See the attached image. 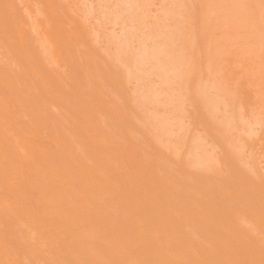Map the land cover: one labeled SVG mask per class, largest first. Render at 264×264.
<instances>
[{
	"label": "bare ground",
	"instance_id": "obj_1",
	"mask_svg": "<svg viewBox=\"0 0 264 264\" xmlns=\"http://www.w3.org/2000/svg\"><path fill=\"white\" fill-rule=\"evenodd\" d=\"M80 1V0H79ZM82 1V0H81ZM102 1H105V0H102ZM109 1V0H108ZM115 1V0H114ZM121 1H123V0H121ZM130 1L131 0H129V1H127L126 2V4L129 2L130 3ZM142 1H144L145 2V0H142ZM148 0H146V2H147ZM207 1V0H206ZM205 1V2H206ZM227 1H229V0H227ZM232 1H234V0H232ZM236 1V3H238L239 2V0L237 1V0H235ZM244 1V0H243ZM243 1H241V3L243 2ZM264 1V0H263ZM69 2V1H68ZM132 2H134V0H132ZM137 2H138V0H137ZM137 2H134L135 4L137 3ZM143 2V3H144ZM145 2V3H146ZM151 2V1H150ZM175 2V1H174ZM178 2V1H177ZM212 2H215V0L213 1V0H210V2L208 1V4H209V7H210V4H211V11L209 12V13H212V10L214 9H212V7H213V5L215 6V3L213 4ZM223 1L222 0H217V3H222ZM225 2V1H224ZM261 2V1H260ZM259 1H258V3L256 2V5L254 4L253 5V3L254 2H252V4H251V6H250V9H251V7H252V9H254V7L255 6H257V4L259 5V3H260ZM65 3H66V5H67V7H69V9H70V11H71V14L73 15V17H71V16H69L68 15V12H67V7H66V5H65ZM72 3H74L73 5H74V7H75V9H76V7L78 6L79 7V5H77L78 3L76 2V4H75V2H72L71 1V3H67L65 0H0V56L3 58L2 60L0 59V61H3V62H0V66H7V70H4V71H2L4 74L0 77V81L2 82H0V84H2V85H0V86H3V87H6L5 85H7V84H4L3 85V83H14L13 85L15 86H12V84L10 85V87L12 86V88L14 87L15 88V90L17 89L18 90V88L19 87H21V85H24V84H27V82L25 83V80H23L24 79V77L22 78V79H20V78H18L19 76H17L18 74V70H17V68L16 67H19L20 65H17V64H20V63H27L26 65H28V66H30L29 64L31 63V60H27V58H25V59H22V61L23 62H19L18 60H21L20 58H15L16 59V61H18V62H16L15 64L14 63H12V62H14L15 61V59L12 61V60H10L9 61V57L10 58H12L13 56H16L17 55V57H19L20 55H21V53L20 52H18V51H21V50H24V52L22 53V54H24V56L26 57V55H27V57H30V55L31 54H33V55H36L37 53V57H38V59L39 58H41V61H40V59H39V63L40 62H43V63H45V67H46V65H50V67H53L52 65H54V64H52V62L50 63V61L48 60V57L49 58H53L54 60H55V64H58L59 65V63L61 62V60L62 59H65V60H67V64H66V66H64V68L66 67V69L67 70H64V68L62 69V66H61V71H65V73L63 74V73H61L60 72V70L58 71H56V70H53L54 68L55 69H57L55 66H54V68L52 69V70H50V68H49V70L50 71H53L54 73H55V75H54V77L53 78H55V77H57V78H55V81H56V84H58L56 87H57V90H56V92H58L57 94H58V96L57 95H55V97L57 96L58 98H56V100L57 99H59L61 102V104H62V102H64V108L62 107L63 106V104L62 105H60V103H59V105L61 106V107H59L58 108V103H57V107H56V105H54L52 102H53V100H51L52 98V96H50L49 94L51 93H49L48 92V95H49V99L48 100H50L49 102H51V103H49V104H52V105H54L55 107H53L52 105H50L51 106V108L49 107V106H47V105H49V104H47V102H44V100H46V99H44L43 97V99H41V100H43L42 102H44V105H46V107H48L49 109V114H50V112H51V117H53L54 116V114H55V117H56V115H57V117L56 118H52L51 120H50V122L51 121H53V119H57L58 121H55L54 120V123H55V125H54V123H53V125L54 126H52V123H49L48 122V119H49V117H50V115H49V117H48V115H46V113H42L43 112V110L41 111V114L42 115H40L41 117L43 116V118H44V115H46V117H48V119L47 118H45L46 119V121L48 122V124H47V126L46 125H43L42 123V125L40 126V127H45V129H46V127H49V128H51V127H53L52 129H50L51 130V136L50 137H52V138H50V139H52V140H54L55 141V143L56 144H61V146L63 145V143H65L64 145H63V147H58V146H60V145H56L55 143H54V141L53 142H51V143H53V144H50V146L51 145H53L54 146V144L56 145V147H58V148H56V150L58 151H56V152H54V153H56L55 155H56V158H55V156H53L52 155V153H51V155L53 156L52 158H54V160H52V161H55V163H56V161H58L57 163H56V165H54L55 163L54 162H51L53 165H54V167H53V165H52V167H51V165L49 164V167L47 166L46 168H44V169H42L41 171H38V167H36L35 165H36V163L38 164V162H36L35 164L34 163H27V161L25 160V162H24V160L22 161V159H24V158H21V161L22 162H19V161H17V162H19V163H21V164H24V163H26V166H28V167H30L31 169H36L37 170V172L38 173H34V171H36V170H32V171H29L30 172V177H31V172L32 173H34V176L36 175V177L37 176H45L46 178L47 177H49V182H47V181H45L44 180V182H41L42 184L43 183H45V186H44V184H43V186L41 185V187H47L48 189H49V191L48 192H46L47 191V188L45 189V188H43L44 190H46L45 192L47 193V195H49V196H47L46 195V197L47 198H49V197H51V198H54L53 197V195H54V192H56V194H55V197H56V195H57V188L55 189V187H57V186H55V185H57L56 184V182H57V179L59 180V178L61 179V176L63 177V181H61V185H63V186H65V187H60L59 186V181L57 182L58 183V187L60 188V190L61 191H64V190H66L65 188H68V191H72V189H74V188H72V185H74L73 187H75L76 189H74L75 191H77V192H74V190L71 192V194H74V196H75V193H76V196L78 195V194H80L81 196H82V194L84 193H88V191H86V192H80L79 193V191L81 190V191H83V189H85L86 190V188H88V190H89V193H91V194H89L88 193V196H87V194L86 195H84L81 199L83 200V199H85V201H82V205H84V203L85 204H87V206H90L91 208L93 207L94 208V206L93 205H95L96 207V213H97V211L98 210H100L98 213H99V215L101 214V221L100 222H102V217H105L106 219H104L103 218V222H104V225L107 223V220L109 221V223L107 224V226H109V224H111V226L110 227H112V226H114L113 224L114 223H116L115 224V227L117 228L118 226L120 227V222L122 221V220H125V221H123V222H121L122 224L125 222L126 224H129L130 226H127L126 227V224L124 223L121 227H126V228H130V229H132V226H133V229H134V231H135V229L137 230V229H139L140 227L139 226H142L141 228H140V231H144V232H147V230L149 229V231H151L152 232V240L154 239V238H156V237H154V235H155V233H153V229L154 230H156V229H161V230H165V231H169V232H174L173 233V235L172 236H170V238H167V237H169V235H170V233H169V235L168 234H166V232H163L162 231V236H160L159 238H160V241H161V239L164 237L163 236V233H164V235L166 234L167 235V237H166V239H164L165 241H168V239L171 241V240H173L172 242H174V243H177L176 244V246L177 247H179L180 249H179V251H180V254H183L182 255V259L185 261V264H264V101L261 99V86H262V84H263V81H264V75H262L263 73H264V11H263V8L264 7H262V4H263V6H264V3H262L261 5H259L258 6V10L256 9V7H255V10H253V14L250 12V14L251 15H249V13L248 12H245V10L243 11V12H245L246 14H247V18L246 17H241L240 18V15H239V17H237V15H236V20L238 21V22H235L236 20H233L234 21V23H232V24H234V26L233 25H230V20H232L231 19V17H233V16H235V11H233L232 13H230V15H232V16H229L228 18H227V16H223L224 18H227V19H229L230 18V20H229V26H228V24L226 23V22H224L223 24H225V25H221V27L223 28V29H225L226 31L229 29L230 30V27L231 26H233V29H234V36H236V37H234V36H232V39L235 41V39H236V41L238 40V41H241L242 42V46H243V44L245 43V46L247 45V46H249V48L245 51V52H247L248 51V53H249V58H248V60H249V62H248V64H249V69H247L248 71V74H246L245 75V73H247V72H243V74L242 75H244V76H246L245 77V82H246V84H245V82H244V79H243V82L240 80V82H242L243 83V85L244 86H242L241 85V89H238V87H237V84H238V86H239V84H240V82L238 83L237 82V84L235 83V85H236V88H234V87H232V85L230 86V87H228V88H230L231 90L234 88V94L236 93L235 91H237V90H242V88L243 89H245L246 90V93H245V91H243V93H245L246 94V97H247V99H248V101L246 100V102L247 103H245V99H241V100H235V98L234 97H236V99H237V97H239V93H237V94H235V95H231V94H233V93H227L225 90H226V85H224V88H225V92H226V98L224 97V99L223 98H220L221 97V93L223 92V91H221V90H216L215 91V93H216V95H215V93L213 92L214 90H213V86H212V84L211 83H209L208 85L207 84H204L205 85V89L204 88H202L201 90L203 91L202 92V94L204 93V92H206V89H207V91H208V88H206V86H208V87H210V91H208V92H211L212 90V93H208V92H206L207 93V96L210 98V97H212V96H209V95H213V97L215 96V98L217 99V97H218V91H220L219 92V98H220V101H215V103H214V101L212 100V101H210V99H213V98H208L207 96V98H208V102L206 101V103H208L209 104V102L210 103H212V104H210V106L211 105H215L216 103H217V105H215V107H214V109H216V112H217V115L215 116V117H217L219 114L218 113H220L219 112V110H221V109H224V107H225V109H224V112L226 113V111H228V113L230 112H233L234 111V109L235 108H233L232 109V107H233V104H234V101H236V102H242V103H245V104H242V105H246L247 106V108L249 107V109H250V107H251V111H252V113L256 110V111H258L259 110V113H260V115H259V113L258 112H256V113H258V114H256V116H258V117H254L255 119L253 120L252 119V117L254 116L253 114L251 115V121H249V119H250V116H249V118H242V114H238V116H240V118H242V119H239V117H237V116H235V114L237 115V113H235L233 116L235 117V118H237V119H239L238 120V122L237 123H240L241 124V127L239 126H237V127H235V129L237 128V130H240V129H242V125H245V124H247V126L250 124L251 126H249V134L247 135V132H245V127H244V133H246V134H243L242 135V141L240 142V140L238 141V139H239V136H234V138H230L231 136L230 135H233L234 133H232L231 131V134H230V132L228 131V129H227V127H226V125L225 124H227V120H225L226 121V123L224 124V121L222 120V119H220L219 118V121L221 120V121H223V122H221V123H219L218 122V119L216 118V123H217V127H215V126H213V127H211V125L210 124H208L207 125V121H208V118L210 119V117H211V119L213 118V116L216 114V113H214V112H212L211 113V116H210V114L208 113V110L203 106V104L205 105L206 103L204 102V101H201V100H197L198 99V96L197 95H199V93L198 92H200V91H198L197 90V84H199L200 85V83H201V81H199L198 80V78L201 80L202 79V73H200L201 71H204L205 72V67L203 68L204 70H201L202 68V66L200 67H198V66H196L198 63H196L195 64V62L196 61H193V59L192 58H190V56L192 57V56H194V54H195V52L193 53V55L191 54L192 53V51L194 50V49H199V48H194L193 50L191 49V48H193L194 46H193V44L194 43H192L191 44V42L192 41H190V44H188V45H191V47L190 46H187V47H190V48H188V49H191V53H188V51H190V50H188V51H185L187 48H185L184 49V51H183V49L182 50H180V52H182L181 54H180V56L182 55H186V54H184V53H188L189 54V57L188 58H190L191 59V62H190V59H189V61H188V59H187V61L186 62H178V61H175L174 60V58L176 59V56H174L175 55V53H173V51L174 50H169V49H167V48H165V45L163 46L162 45V43H163V41L162 40H160V41H154V42H152L151 44L149 43H145V41L146 40H142V43H140V44H142V45H138L137 44V40H139V39H137V33H140V31H141V33L142 32H144V33H147V37H150V38H158V36H160V35H162V33L164 32L165 33V35L167 36V32H165V31H161L160 30V28L157 30V28H154V29H148V28H144V24L142 25L141 23H138L137 21H135L133 18V20H134V22H137L138 23V25L139 24H141L142 26H143V29H141L142 28V26H141V28H139L140 30H138V32H137V30L136 31H134L135 33L134 34H132L133 32V30H135L134 28H133V30H132V28L130 29V27H129V25L127 26V27H129V28H126V30H128L129 29V31L130 30H132V31H130L129 33L133 36V35H136L135 37H136V40H134V41H136L135 43L139 46V50L137 51V50H134V48H133V50L134 51H136L137 52V55H136V58L134 57V59H135V61H136V59H137V61L135 62L134 60H133V57H132V55H131V53L127 50V53L129 52V54L128 55H130L132 58H130V60L132 61V62H130V61H128V63H127V56H124V55H121V56H123V57H125L126 59L124 60L123 59V57H122V59H123V61L122 60H118V57L120 56H118V57H116L117 59H115V62L116 63H120L119 65H121L122 63H121V61L122 62H124V61H126V62H124V64L126 63V65L128 64V66H132L133 64H137L138 66L140 65H142V64H144V63H146V62H144L145 61V58H147L148 59V56L147 55H149V60H152V59H150V58H155V62L151 65V66H153V67H150V64H144V65H142V66H146L147 68H152V69H154V72L156 71V69H160L161 71L163 70H169V72H171V70H174V73H172V74H178V72L176 71L177 69H181V70H183L185 67V69L186 70H188V68H192V67H194V65H195V67L197 68L198 67V70L200 69V72H199V75H193L192 74V72H190V70L187 72V74H188V77H186L187 75H184V73L186 72L185 70H184V73H183V71H179V73H180V75H181V73H183L182 75L183 76H185V81L186 82H184V83H186L187 85H188V83L187 82H191L188 78H189V76L191 77V75H193L194 77H195V80L194 81H199L200 83H197L196 85L197 86H195V84H194V87H193V89H195L196 90V92L198 93V94H196V92H191V90H190V92L193 94H195L194 96H196V98H195V101H198V103L200 104H198L199 106H195L193 109L195 110V111H197V109H198V111H197V113H201V108H205L204 110H205V114L204 115H202V113H201V115L203 116V118H204V120H205V122H206V124L204 125V127H203V124H204V122H203V124L202 123H200V120H202L200 117H201V115H197L200 119H199V123L200 124H198V118L194 115L193 116V112H190V113H192V116H193V119H192V121H194V118H195V121H197V123L196 124H198V126L200 125L201 126V124H202V128H203V130H201V127H198L196 124L195 125H193V122L189 119V118H192V117H189L188 118V120H190L191 121V124L189 123V121H187L188 122V124H186V125H193L192 127H194V126H196V127H198V129L195 127V129L198 131V133H196V134H200L199 133V131H201V134L198 136V137H202L201 138V140L200 141H198L200 138H196V139H198V140H196V141H198V142H200L199 144L200 145H198V143L196 142V141H194L195 143H197V146H199V148L198 149H203L204 148V146H205V150H204V152H202V154L205 156H207V157H204L202 154L200 155V156H202L201 157V159H203V161H201V159L200 160H198L199 159V157H198V159H197V152H199V154L201 153L200 151L202 150H200V151H198V150H194V151H191L190 150V152H189V150L188 149H190V146H191V144H193V141L191 140L192 138H194L195 136H196V134L195 135H193L194 137H189L188 139L189 140H191L192 141V143L190 142V144L189 143H186L185 141L187 140V136L185 137V139L183 140V143H182V145L183 144H185L184 145V147L186 146H188L187 148L185 147V149H184V147L182 148V146H181V148L182 149H184L183 150V152L184 153H186L187 151L189 152H187L186 154H184V156H187V154L189 155V154H191L192 156L193 155H195L196 157H193V161H191L190 162V159L187 157V159L184 157V156H182V151H181V153L182 154H180L181 155V160H182V158L184 157V160H180V156H179V154L178 153H180V151H174V148L173 147H171L170 146V148H173V149H170L169 148V150L168 149H166V148H168L169 146L168 145H171L169 142H168V140H167V142L166 143H163L162 141V143L164 144V146H163V144H161L160 143V141L156 138V136L158 135L157 133H160V135L162 134L161 132H163V131H165V134H166V132L168 133V127L170 126V123L171 122H174L173 124H175L174 126L175 127H178V125L180 124H178L177 125V123L176 122H179L180 121V119L177 121L176 120V122H175V120H170L169 121V119L168 118H166L165 119V117L164 116H168L169 114H168V110H170V111H172V113L173 112H175V116L177 115V111H173V110H171V108H174V106L173 107H169L168 109L166 108V112L165 113H167L168 115H166L165 113V115H160L159 114V117L162 119V117H163V119H162V121H164V119H165V122L166 123H169V125L168 124H166L165 122H164V125H163V128H165L166 127V125H168V127L167 128H165V130L163 129H158V132L157 133H153V132H150V133H152V134H154V135H156L155 136V138L157 139V142H158V144H157V142H154V140L155 139H148L145 135V133L143 134V132H142V134L143 135H141V133H140V131H139V127H140V125L141 124H138L139 123V121H137L136 119H137V117H139V116H136V115H138V114H136L135 116H131L130 114H128V115H130L131 117H136V119H135V121L137 122H135V121H133V122H135L136 123V125H135V128H134V123L131 121V123H130V125H132V127H129L128 126V124H125V122L127 123L128 122V120H131V118L130 117H128V115H126V114H124V112H125V107L123 108V111L124 112H122L121 113V104L120 103H122L121 101H120V95H124V94H120V92H124L122 89H120L121 87H118V89H120V90H122V91H120L119 93L117 92V86H119V85H117V84H119V82H120V80H119V82H117V84H113L112 85V83H110V82H108V80H110L109 78H111V75L112 74H115V73H111V75H110V70L112 69V67H114L113 65H112V67L110 66V68L111 69H109V71H105V69L107 68L108 69V63L106 62H103L104 60L103 59H105V61H106V58H107V60L108 59H110L109 57H110V53H111V51H113L114 49V47H111L112 48V50L111 49H109L110 47H108L109 46V44H108V46H106L107 45V43L106 42H100V45L101 44H103V43H105V46H104V44L103 45H101L102 46V48H101V46H100V48L101 49H103L104 51L103 52H107V47H108V53H102L101 51V49L98 47V49H100L101 51L99 52V53H101V55L98 53V51L99 50H95V49H97V42H98V40L97 39H95V41H97V42H95V41H93V42H95L96 44V47L95 46H93V42H92V44L90 43V45H92L91 46V50H89V52L87 51V52H84L83 53V50H85L84 48H86V46H88V42H89V40H87V38H88V34L86 35L85 34V32H88V33H91V29H92V27L94 28V31L92 30V34H96V32L95 31H97V32H99L98 31V29L99 28H101L103 25L101 24V26L98 24L97 26H96V24L97 23H95V25L94 24H92L91 22L94 20L95 21V19L94 18H96V20H97V14H99L98 12V10L96 11V10H94V12L96 13V15L91 11V15L92 16H89L90 15V8H89V5L88 6H84L86 9H89V10H87L88 11V16H89V18H87V11L86 10H84V11H86V14H85V12H83L82 10H80V12H81V17L79 16L80 14H77L78 15V19L79 20H81V18L83 17L84 19H85V22H86V19H88V21L90 20V18H91V20L92 21H90V22H88L87 21V23H90V25L88 24V27L90 28V30H89V28L86 26L87 25V23H85V22H83V23H81V22H79V20L78 19H74V17H75V15H76V13H78V11H79V8L78 9H76V13L74 12V8L72 7H70V5H72ZM91 3H92V1H91ZM101 3V2H100ZM105 3V2H104ZM115 3H118V1L117 2H115ZM120 3V2H119ZM122 3H124V2H122ZM142 3V4H143ZM162 3V2H161ZM160 3V4H161ZM187 3V2H186ZM235 3V4H236ZM241 3H238V4H241ZM244 3V2H243ZM242 3V5L244 6V8L246 9H249V5H248V3H246V1H245V3L247 4H243ZM85 4V3H84ZM101 4H103V3H101ZM133 4V3H132ZM134 4V5H135ZM139 4V3H138ZM148 4V3H147ZM151 4V3H150ZM179 4V3H178ZM202 4H204V3H202ZM225 5H223V7L224 6H226L227 7V5L229 6V4H231V3H224ZM227 4V5H226ZM82 5V7H83V4H80V6ZM86 5V4H85ZM97 5V4H96ZM105 5V4H104ZM103 5V6H104ZM112 5V4H111ZM114 5H119V4H114ZM128 5H130L131 6V4H128ZM127 5V6H128ZM140 5H141V3H140ZM173 5V4H172ZM189 5V4H188ZM195 5V4H194ZM197 5H198V2H197ZM245 5H246V7H245ZM99 6V5H98ZM107 6V5H106ZM121 7L123 6L122 4L120 5ZM142 7H143V5H141ZM192 6H193V4H192ZM204 6V5H203ZM206 6H207V4H206ZM218 6V7H217ZM219 6L220 5H217L216 4V7H215V9L216 8H219ZM81 7V8H82ZM91 7H93L92 5H91ZM95 7V6H94ZM93 7V9H95ZM110 7V6H109ZM125 6H123V8H124ZM134 6H132V8H133ZM138 7V9H139V7L140 6H137ZM142 7H141V9H142ZM145 7V6H144ZM166 7V6H165ZM190 7V6H189ZM196 7H198V6H196ZM230 7H231V9H233L232 8V5L231 6H229V8L227 7V10L228 9H230ZM80 8V9H81ZM85 8H83V9H85ZM104 8H106V7H104ZM107 8H108V6H107ZM122 8V9H123ZM147 8H148V6H147ZM185 8V7H184ZM237 8V7H236ZM262 8V9H261ZM72 9V10H71ZM97 9H99L100 10V8H97ZM130 8H128L127 10H129ZM135 9H136V7H135ZM144 9V8H143ZM149 9V8H148ZM163 9V8H162ZM191 9V8H190ZM193 9H194V7H193ZM193 9H192V12H193ZM197 9H199V7L197 8ZM196 9V10H197ZM205 9H206V7H205ZM204 9V10H205ZM220 9V8H219ZM218 9V10H219ZM252 9L250 10V11H252ZM101 12H103V9L101 8ZM109 10V9H108ZM124 10H126V8L124 9ZM187 10V9H186ZM189 10V9H188ZM187 10V11H188ZM200 10H202V9H200ZM104 11H105V13L106 14H108L106 11L107 10H105L104 9ZM110 11V10H109ZM119 9H118V13L117 14H119ZM135 11V10H134ZM133 11V12H134ZM139 12H140V15H141V12H142V10H138ZM146 11H147V9H146ZM154 11V10H153ZM158 11V10H157ZM195 11V10H194ZM197 11H199V10H197ZM215 11V13L217 12V9L216 10H214ZM255 11H257V13L255 14ZM72 12H74V14L72 13ZM100 12V13H101ZM114 12V11H113ZM129 12H132V11H129ZM129 12H128V15H129ZM136 12V11H135ZM139 12H137V14L139 13ZM173 12V11H172ZM38 13H40V14H38ZM44 13V17L45 18H43V16H42V14ZM115 14H116V12H114ZM142 13H144V12H142ZM148 13V12H147ZM154 13H157V12H154ZM154 13H152V14H154ZM193 13H195V12H193ZM199 12H197V15H200L201 14V12H200V14H198ZM203 13V12H202ZM214 13V14H215ZM237 14H239L238 12H236ZM85 14V15H84ZM110 14V13H109ZM112 14V17L110 16ZM109 16L110 17H108V15H106L107 17H106V19H108V18H114V14L113 13H111ZM135 13H133V15H134ZM150 14V13H149ZM164 14H166L165 12H164ZM167 14H173V13H167ZM166 14V15H167ZM180 14V13H179ZM213 14V13H212ZM96 17H95V16ZM104 15V14H103ZM162 15V14H161ZM195 15V14H194ZM197 15H195V17L197 16ZM203 15V14H202ZM206 15V14H205ZM205 15H203L204 17H205ZM223 15H225V14H223ZM242 15H243V13H242ZM249 15V16H248ZM85 16H86V18H85ZM94 16V17H93ZM126 16V15H125ZM138 16V15H137ZM147 16V15H146ZM162 16H164V15H162ZM190 16H191V14H190ZM202 16V17H203ZM215 16H216V14H215ZM218 16V15H217ZM261 18H260V17ZM99 17V16H98ZM101 17H103V16H101ZM123 17V18H122ZM121 18H122V20L124 19V16H122ZM145 17V16H144ZM143 16L141 17L142 19L141 20H143V18H144ZM193 17V16H192ZM199 16H197V18H198ZM201 17V16H200ZM220 17V16H219ZM222 17V18H223ZM82 18V19H83ZM105 17H103V20H105L104 19ZM121 18H120V21H118L119 22V25H121L120 23L121 22H123L122 20H121ZM126 18H128V17H126ZM149 18V17H148ZM166 18H167V16H166ZM172 18H174V17H172ZM183 18V17H182ZM197 18H195L194 19V22L196 21V22H198V20H196ZM221 18V17H220ZM245 18V19H244ZM83 19V20H84ZM99 19H101V18H99ZM98 19V20H99ZM130 20V21H133V20ZM137 19V18H136ZM145 19H147V18H145ZM150 19H152V18H150ZM161 18H159V20H160ZM165 19V18H164ZM175 19H177V18H175ZM175 19H171V18H168V19H166V20H171L170 22L172 23V27H171V24H170V29L172 28V29H174V23H175V21H177V20H175ZM211 19V18H210ZM240 19H242V21H243V23L241 24V20ZM115 20V18L113 19V21ZM128 20V19H127ZM137 20H139V19H137ZM141 20H140V22H141ZM166 20H165V22H166ZM223 20V19H222ZM94 21H93V23H94ZM102 21V20H101ZM109 21H110V19H109ZM125 21V20H124ZM161 21V20H160ZM167 21V22H168ZM174 21V22H173ZM179 21V20H178ZM181 21H183V20H181ZM200 21H204V20H201V18H200ZM258 21V22H257ZM96 22V21H95ZM104 22V21H103ZM106 22H107V20H106ZM115 22H116V20H115ZM118 22H116V24L118 23ZM144 22H146L145 20H144ZM154 22H156V21H154ZM163 22H164V20H163ZM162 22V23H163ZM192 22V21H191ZM194 22H193V24H194ZM201 22V23H202ZM239 22H240V26H242V27H240V28H236V27H239ZM255 22V23H254ZM128 23V21L126 22V24ZM131 23V24H130ZM129 24L131 25V27H132V22H130ZM151 23H152V21H151ZM161 23V24H162ZM221 23V22H220ZM254 23V24H253ZM259 24V25H257V24ZM86 24V25H85ZM107 24V23H106ZM136 24V23H135ZM134 24V25H135ZM146 24H148V23H146ZM149 24H150V22H149ZM148 24V25H149ZM160 24V25H161ZM166 24V23H165ZM178 24V23H177ZM203 24H204V22H203ZM205 24H208V23H205ZM216 24H217V22H216ZM235 24H237V26H235ZM245 25V27L246 28H248V30L247 29H245V31H246V33H245V31H244V33H243V27H244V25ZM255 24H256V26H255ZM96 26V28L97 27H99L97 30H95V27L94 26ZM105 25V24H104ZM108 25H109V23H108ZM107 25V26H108ZM147 25V27H149ZM157 25V24H156ZM156 25H154V26H156ZM164 25V24H163ZM187 25V24H186ZM227 25V26H226ZM254 27H253V26ZM88 28V30H85V32H84V28L85 29H87L86 27ZM107 26L105 27V28H107ZM111 26V25H110ZM124 26H126V25H124ZM123 26V24H122V27H124ZM137 26V25H136ZM158 26V25H157ZM169 26V25H168ZM176 26V25H175ZM190 26H191V24H190ZM195 26H198V25H195ZM201 26V25H200ZM206 26V25H205ZM226 27V28H224V27ZM48 27V28H47ZM104 27H102L101 28V30H103V32H105L104 31ZM118 27V26H117ZM153 27V26H152ZM180 27H182L181 25H180ZM189 27V26H188ZM192 27H193V25H192ZM191 27V28H192ZM202 27V26H201ZM138 28V27H137ZM183 28V27H182ZM195 28H198V27H195ZM195 28H194V30H195ZM207 28H208V26H207ZM210 29H211V26L209 27ZM261 28H262V30H261ZM184 29V28H183ZM231 29H232V27H231ZM232 29V30H233ZM236 29V30H235ZM237 29L239 30V29H242V30H239V31H241L242 33V35H243V37H241V34L240 35H238L239 33V31L238 32H236L237 31ZM122 30V29H121ZM123 30H124V28H123ZM122 30V31H123ZM126 30H124L125 32H126ZM143 30V31H142ZM146 32H145V31ZM150 31V33H148L149 31ZM175 30V29H174ZM197 30V29H196ZM205 30V29H204ZM203 30V32H205ZM219 30V29H218ZM108 31V30H107ZM106 31V32H107ZM112 31V30H111ZM110 31V32H111ZM121 31V32H122ZM123 31V32H124ZM148 31V32H147ZM159 31H160V33L161 34H159ZM173 31V30H172ZM181 31V30H180ZM179 31V32H180ZM197 31H199V30H197ZM207 31V30H206ZM212 31V30H211ZM210 30L208 31V32H210V33H212L213 34V32H211ZM213 31H214V29H213ZM263 31V32H262ZM95 32V33H94ZM119 32V31H118ZM125 32L123 33L124 35H125ZM137 32V33H136ZM188 32V31H187ZM199 32H201V29H200V31ZM199 32H197V34L199 33ZM202 32V33H203ZM224 32V31H223ZM222 32V33H223ZM128 33V32H127ZM140 33V34H141ZM183 33V32H182ZM210 33H208V34H210ZM216 33V32H215ZM60 35L59 36V38L60 39H57L59 42H60V40H61V42L60 43H56L55 44V41H57V40H55V38L53 39V37H56L55 35ZM91 34V35H92ZM99 34H101L100 32L98 33V39H103V37H105V36H103L102 37V35L104 34V33H102L101 34V36H99ZM106 34H108V32L106 33ZM115 34H117V33H115ZM120 34V33H119ZM122 34V33H121ZM140 34H138V35H140ZM194 34V33H193ZM192 34V35H193ZM196 34V33H195ZM226 34V33H225ZM230 34V33H229ZM236 34V35H235ZM245 34V35H244ZM54 35V36H53ZM58 35H57V37H58ZM84 35H86L85 37H84ZM111 35H112V33H111ZM127 35V34H126ZM130 35V36H131ZM177 37H180V36H178L177 34H175ZM198 35H200V34H198ZM207 35V34H206ZM223 35V34H222ZM231 35V34H230ZM239 37H238V36ZM25 36H28V37H30L31 39H35V40H37V42H34L35 44H33L32 42V45L31 44H26V43H28V42H30V40L28 41L27 39V41L25 42H21V39H23ZM53 36V37H52ZM109 36H110V34H109ZM112 36H115L114 34L112 35ZM119 36H121V35H119ZM128 37V38H131V37ZM141 36V35H140ZM208 36V35H207ZM219 36V35H218ZM226 36H228V35H226ZM257 36H259L258 38H257ZM97 37V36H96ZM117 37V36H116ZM163 37V36H162ZM162 37H160V39L162 38ZM173 37V36H172ZM170 35H168L167 36V40H166V42L167 41H172V42H175L174 41V39L172 38ZM176 37V38H177ZM183 37V36H182ZM182 37H180L181 39H182ZM185 37V36H184ZM188 37V36H187ZM198 37V36H197ZM201 38V41H199L200 43L199 44H201V42H203V40L202 39H204V38H202L203 36H200ZM205 37V36H204ZM209 37H210V35H209ZM223 37V36H222ZM230 37V36H229ZM246 37V38H245ZM14 38V39H13ZM19 38V39H18ZM62 38H63V41H62ZM90 38V41H92V40H94L93 38H92V40H91V37H89ZM110 38V37H109ZM108 38V39H109ZM123 38V36L121 37V39ZM171 38V39H170ZM241 38V39H240ZM242 38H243V41H242ZM244 38H245V40H244ZM105 39V38H104ZM107 39V38H106ZM111 39V38H110ZM120 39V38H119ZM125 39H127L126 37H125ZM125 39H123V40H119L120 42H118V43H121L122 42V44L124 45V44H126V43H128V42H126L125 41ZM134 39V38H133ZM141 39L142 38H140V40L139 41H141ZM168 39H170V40H168ZM177 39H179V38H177ZM180 39V40H181ZM183 39H185V38H183ZM188 38H186V40H187ZM197 39H199V37L197 38ZM199 39V40H200ZM207 38H205V40H206ZM217 39V38H216ZM219 39V38H218ZM15 40H19L21 43H23V44H19L17 41H15ZM23 40H25V39H23ZM22 40V41H23ZM112 40H113V38H112ZM112 40H110V41H112ZM128 40V39H127ZM130 40V39H129ZM189 40V39H188ZM204 40V41H205ZM212 40H213V38H212ZM222 40V39H221ZM225 40V39H224ZM248 40V42L249 43H247V42H244V41H247ZM32 41V40H31ZM47 43H46V42ZM123 41H124V43H123ZM132 41V40H131ZM134 41H133V43H134ZM139 41H138V43H139ZM144 41V42H143ZM182 41V40H181ZM223 41V40H222ZM221 41V42H222ZM228 41V40H227ZM230 41V40H229ZM156 42V43H155ZM187 42V41H186ZM193 42H195V40L193 41ZM208 42V41H207ZM207 42H206V44L204 43V45L206 46V45H208L207 44ZM25 43V44H24ZM99 43V42H98ZM114 43H115V41H114ZM131 43V42H130ZM171 43V42H170ZM188 43V42H187ZM187 43H185V44H187ZM198 43V42H197ZM212 43V42H211ZM238 43V42H237ZM240 43V42H239ZM80 44L82 45V50L80 49ZM122 44H120V46L121 47H124ZM132 44V43H131ZM146 44V45H145ZM163 44H165V43H163ZM173 43H171V45H172ZM183 44V43H182ZM184 44V45H185ZM223 44H224V41H223ZM226 44H228L227 42H226ZM75 45H77V47L78 48H76V49H78V50H80V51H75L74 49L75 48H73V46H75ZM80 47H79V46ZM89 45V46H90ZM116 45V47L118 48L119 46L117 45V44H115ZM130 45V44H129ZM168 45H169V43H168ZM168 45H166V47H168ZM183 45V46H184ZM229 45H230V43H229ZM88 46V47H89ZM136 46V45H135ZM142 46V47H141ZM175 46V45H174ZM221 46V45H220ZM218 47L217 45H216V48H217V50L219 49V48H221V47ZM84 47V48H83ZM95 47V49H92V48H94ZM115 47V48H116ZM126 47V46H125ZM124 47V48H125ZM130 47H134V44H133V46L131 45V46H129V48ZM141 47V48H140ZM180 47V46H179ZM186 47V46H185ZM202 47V46H201ZM211 46H209V48H210ZM225 47V46H224ZM123 48V49H124ZM128 48V47H127ZM136 48V47H135ZM171 48V47H170ZM182 48V47H181ZM181 48H179V49H181ZM202 48H204V47H202ZM202 48H201V50H199V51H201L202 52ZM206 48V47H205ZM208 47H207V49L209 50V52L210 51H212V50H210V49H212L213 48V46H212V48H210L209 49ZM229 47H226V49H228ZM239 48V47H238ZM241 48V47H240ZM132 49V48H131ZM172 49H175V48H172ZM119 50V49H118ZM118 50H116V52L118 51ZM132 50V51H133ZM223 50H225V48L223 49ZM237 50V49H236ZM97 52L100 56H98V57H101L102 58V64L98 61L99 60V58L97 57V55H96V53L94 52V53H92V52ZM120 53L122 54L123 53V50H121L120 49ZM133 51V52H134ZM176 51V50H175ZM178 51V50H177ZM197 51V50H196ZM204 51V50H203ZM214 51H216L215 50V48H214ZM232 51V50H231ZM16 52H18V53H16ZM119 52V51H118ZM124 52H125V50H124ZM179 51H178V56H179V53H180ZM206 50L202 53V54H200V52H199V54L197 55V58L199 59V57L198 56H200V55H202V56H200V60L201 61H204V63H205V65H206V63L209 65V62H206V61H208V59L207 58H204L205 56H206ZM218 52H219V50H218ZM220 52H222V51H220ZM224 52V51H223ZM227 52V51H226ZM239 52V51H238ZM242 52H244V50L242 51ZM244 52V53H245ZM20 53V54H19ZM81 53V54H80ZM198 53V52H197ZM196 53V54H197ZM205 53V54H204ZM208 53V52H207ZM212 53H214V52H212ZM19 54V55H18ZM109 54V55H108ZM115 54H119V53H115L114 52V55ZM143 54V55H142ZM146 54V55H145ZM151 54V55H150ZM195 54V55H196ZM203 54L205 55L204 57H203ZM208 54H210V53H208ZM221 54H223V53H221ZM227 54V53H226ZM243 54V53H242ZM241 54V55H242ZM246 54V53H245ZM92 55H93V57H92ZM102 55H103V57H102ZM105 55H107V56H105ZM112 55V54H111ZM144 55L146 56V57H144ZM160 55V57H158ZM176 55H177V53H176ZM218 55V54H217ZM229 55V54H228ZM228 55H225L226 57H229ZM231 56H233V54H230ZM237 55V54H236ZM62 56H64V58H62ZM106 58H105V57ZM117 56V55H116ZM140 56H142L143 58H144V61L142 60V58H140ZM151 56V57H150ZM153 56V57H152ZM162 56V57H161ZM208 56V55H207ZM210 56H211V54H210ZM219 56V55H218ZM223 56V55H222ZM239 56V55H238ZM35 57V56H34ZM96 57V58H95ZM194 57H196V56H194ZM30 58H33V57H30ZM98 58V59H97ZM100 58V59H101ZM182 58V57H181ZM196 58V59H197ZM202 58L203 59H205V60H202ZM210 58H213V57H210ZM235 58V57H234ZM246 58V57H245ZM35 60L37 59V58H34ZM33 59V60H34ZM96 59V60H95ZM183 59H185V58H182V60ZM197 59V60H198ZM207 59V60H206ZM225 59V58H224ZM230 59V58H229ZM236 59V58H235ZM25 60V61H24ZM47 60L49 61V64L47 63ZM111 60V62H112V59H110ZM177 60V59H176ZM179 60V59H178ZM220 60V59H219ZM227 60V59H226ZM231 60V59H230ZM237 60V59H236ZM245 60V59H244ZM248 60H246V61H248ZM12 61V62H11ZM97 61V62H96ZM114 61V60H113ZM152 61H154V60H152ZM216 61V60H215ZM221 61H222V59H221ZM233 61V60H232ZM243 61V60H242ZM129 62L131 63V65L129 64ZM135 62V63H134ZM150 61H148L147 63H149ZM199 62V61H198ZM211 62L214 64L215 62L213 61V59L211 60ZM228 62V61H227ZM226 62V63H227ZM240 62V61H239ZM29 63V64H28ZM38 63V62H37ZM43 63H40V64H43ZM54 63V62H53ZM101 64L100 65V69L98 68L99 66H98V64ZM103 63L104 64H107V65H104L103 66V68L104 69H102L101 68V66L103 65ZM133 63V64H132ZM200 63V62H199ZM203 63V62H202ZM203 63V64H204ZM231 63V62H230ZM236 63V62H235ZM245 63H247V62H245ZM113 64V63H112ZM215 64H218V63H215ZM232 64H233V62H232ZM26 65L24 66V65H21L22 66V68L24 69V67H26ZM110 65V64H109ZM134 65V66H135ZM136 65V66H137ZM148 65H149V67H148ZM225 65V64H224ZM243 65V64H242ZM24 66V67H23ZM27 66V68H28V72L29 71H31L30 70V67H28ZM43 66H44V64H43ZM128 66H125V65H123L122 64V67H123V70H124V68H128ZM135 66V67H136ZM139 66V67H140ZM141 66V67H142ZM213 66V65H212ZM248 66V65H247ZM34 67V66H33ZM44 67V68H45ZM122 67H121V69H122ZM143 67V68H144ZM209 67H211V64H210V66H208L207 68H206V71H207V69L209 68ZM215 67H217V65L215 66ZM220 67V66H219ZM230 67V66H229ZM232 67H233V65H232ZM26 68V69H27ZM31 68H32V66H31ZM35 68V67H34ZM32 69L33 71H38L39 70V68H38V70L37 69ZM60 67H58V69H59ZM116 68V67H115ZM146 68V69H147ZM150 68H149V71H150ZM226 68V67H225ZM231 68V67H230ZM248 68V67H247ZM26 69H24V71L26 70ZM129 69V68H128ZM136 69V68H135ZM139 69V68H138ZM137 69V70H138ZM142 69V68H141ZM151 69V70H152ZM179 69V70H180ZM194 69V68H193ZM211 69H213V67L211 68ZM210 69V70H211ZM229 69V68H228ZM41 70V69H40ZM104 70V71H103ZM113 70V69H112ZM127 70V69H126ZM134 69L131 67V69H130V71L132 72ZM157 70V71H158ZM159 70V71H160ZM197 71L198 72V70L197 69H194V71ZM217 70V69H216ZM220 70V69H219ZM222 70V71H221ZM221 70H220V72L222 73L223 72V69H222V67H221ZM224 70H227V69H224ZM50 71H48L49 73H51V74H49L47 71H45L46 72V74L44 73V70H43V74L41 73V72H33V73H28L27 71H25V73L27 74V77H29L28 79H27V77H26V74L24 75L25 77H26V81H31L30 79L32 78V77H34V76H37V77H34V79H35V81L36 80H38V74H39V76H40V73H41V75H42V78H43V76H45V75H49L50 76V78H51V75H52V73L53 72H50ZM113 71H115V70H113ZM142 71V70H141ZM144 71H145V69H144ZM143 71V72H144ZM148 71V70H147ZM175 71H176V73H175ZM214 71V70H213ZM212 70L210 71L211 72V74H215L214 72H213ZM229 71V70H228ZM2 72H0V73H2ZM129 72V71H128ZM130 72V73H131ZM135 72V71H134ZM139 72V71H138ZM225 72V71H224ZM156 73V72H155ZM160 73V72H159ZM162 73V72H161ZM164 73H166V75H167V72H164ZM207 73V72H206ZM208 73H209V70H208ZM218 74H216V75H220L219 74V71L217 72ZM227 73V72H226ZM229 73H230V71H229ZM31 74V75H30ZM45 74V75H44ZM132 75H133V73H131ZM137 74V76H138V78L140 77V79H141V75L139 76L138 75V73H136ZM151 74V73H150ZM149 74V76H151L152 77V75H150ZM204 74V73H203ZM210 74V75H211ZM223 74V73H222ZM1 75V74H0ZM119 75V74H118ZM125 75V74H124ZM153 75H154V73H153ZM156 75V74H155ZM163 75V74H162ZM161 75V76H162ZM180 75H177L176 77H179L178 79H181V78H183L182 80L184 81V77H181L180 78ZM181 75V76H182ZM210 75H208V76H210ZM215 75V76H216ZM229 75V74H228ZM227 74H226V76H228ZM232 75V74H231ZM231 75L229 76V77H231ZM49 76H45L47 79H48V77ZM115 76H117V75H115ZM135 75H133V77H134ZM137 76H135L134 77V79H136V77ZM199 76V77H198ZM214 76V77H215ZM223 76V75H222ZM41 77V76H40ZM118 77H120V76H117V78ZM146 77V76H145ZM145 77H143L142 78V80L143 79H145L146 80V78ZM150 77V78H151ZM160 77V76H159ZM158 77V78H159ZM163 77H164V75H163ZM163 77H161V78H163ZM168 77V76H167ZM174 76H172V78H173ZM198 77V78H197ZM204 77V76H203ZM211 78H214V77H212V76H210ZM218 77L219 76H217L216 78H214V83H216L217 82V80H219L218 79ZM220 77H221V75H220ZM243 77V76H242ZM37 78V79H36ZM42 78L41 79H39V81H41L42 80ZM53 78H51V79H53ZM117 78H114V80L115 79H117ZM123 78V77H122ZM126 78L128 79V77H125V81H129V80H131V78H129L128 80H126ZM138 78H137V80H138ZM157 78V79H158ZM175 78V77H174ZM174 78H173V80H174ZM205 78V77H204ZM209 78V77H208ZM210 78V81L212 80ZM241 78V77H240ZM244 78V77H243ZM43 79H45V78H43ZM44 80L45 82L44 83H46V85H47V83H48V85L50 84H52V82H54L55 83V81L53 80H51L52 82H50V80H49V82H48V80ZM113 79V78H112ZM119 79V78H118ZM117 79V80H118ZM149 79V78H148ZM147 79V82L148 81H152V80H148ZM177 79V78H176ZM177 79V80H178ZM221 79V78H220ZM237 79V78H236ZM141 80V81H142ZM144 80V82H142V83H144L145 84V81ZM154 80H156V79H154V77H153V81ZM162 80V79H161ZM175 81V82H178V81ZM203 81L205 80V79H202ZM235 80V79H234ZM238 80H239V78H238ZM47 81V82H46ZM140 81V80H139ZM152 81V82H153ZM157 81V80H156ZM163 81V80H162ZM164 81H166V80H164ZM172 81V80H171ZM206 81V80H205ZM216 81V82H215ZM225 81V80H224ZM43 82V80L41 81V83ZM58 82V83H57ZM158 82H160L159 80H158ZM174 82V81H173ZM30 83V82H29ZM35 83V85H33L34 87H35V89H34V87L32 88V90L34 89V90H37L36 89V87L38 88V90L37 91H39V89L41 90V89H43V87H42V85H44V83H42V85H41V83L39 84V85H41V86H38V83L37 82H34L33 81V83H32V81H31V83H30V85L31 84H34ZM36 83H37V85H36ZM53 83V84H54ZM139 83V82H138ZM141 83V84H142ZM149 83V82H148ZM163 83V82H162ZM161 83V84H162ZM169 83V82H168ZM183 83V82H182ZM183 83V84H184ZM203 83V82H202ZM228 83H231V82H229V80H228ZM227 83V84H228ZM241 83V84H242ZM83 84H84V88L82 89V87H83ZM122 84V83H121ZM133 84V83H132ZM132 84L130 83L129 85H131V91H132ZM166 84V83H165ZM171 85V89H173L172 91H174V92H176V93H178L181 89H184L185 88V86L183 87V88H180V90L177 92V91H175V89H176V86L177 85H173L175 88H172V82L170 83ZM179 84H181L180 82H179ZM211 84V85H210ZM223 84L224 83H222V86H223ZM45 85V87H47L48 88V85L46 86ZM65 85L67 86V88L65 87ZM124 85V84H123ZM122 85V86H123ZM126 85V84H125ZM128 85V84H127ZM129 85H128V87L126 88V90L129 88ZM138 85L139 84H137V87H138ZM145 85H148V84H145ZM162 85H164V84H162ZM186 85V88L188 87ZM204 85H200L201 87H203ZM215 85V84H214ZM217 85V84H216ZM221 85V84H220ZM219 84H218V86H220ZM28 85H25V90H31V89H29L30 88V86H28ZM53 86H55V84L53 85ZM143 87H145L144 85H142ZM158 86H159V83H158ZM161 86V85H160ZM169 86V85H168ZM180 86V85H179ZM182 86V85H181ZM180 86V87H181ZM200 86H199V89H200ZM227 86H229V84L227 85ZM3 87H1V88H3ZM32 87V86H31ZM39 87H41V88H39ZM51 87H52V85H51ZM64 87L66 88V90L68 91V89H69V93L67 94L65 91V89H64ZM124 87V86H123ZM141 86H139L138 87V90H139V88H140ZM152 87V86H151ZM217 87V86H216ZM232 87V88H231ZM22 88H24V87H22ZM22 88H19L21 91L20 92H18V93H21L22 92ZM73 88H76V89H73ZM167 87L165 86V88H163V89H165V90H169L170 91V89L168 88V89H166ZM190 89H191V87H189ZM223 88V87H222ZM222 88H220V89H222ZM247 88V89H246ZM263 88H264V86H263ZM46 89V88H45ZM49 89H50V87H49ZM63 89L65 90V91H63ZM80 89V90H79ZM144 89V88H143ZM143 89H141V90H143ZM156 89H158L157 87H156ZM162 89V90H163ZM179 89V88H178ZM236 89V90H235ZM16 90V91H17ZM27 90V91H28ZM50 90H52V88L50 89ZM71 90V91H70ZM154 90V89H153ZM164 90V93L165 94H161V97L163 96V101L161 102V101H159V98L158 97H160V96H158V95H160V94H158V92H160L161 90H157V95H154V97H155V101L154 100H150V101H152V104L154 103V102H156V104H155V106L157 105V103L158 102H160L159 103V105L162 103L163 105L164 104H166V107H167V105H171V103L170 102H172L171 100L174 98V97H176V98H178L179 100H180V96H178V95H180V93H178V94H176L174 97H173V93L172 94H167L168 92L167 91H165ZM177 90V89H176ZM187 90V89H186ZM15 91V92H16ZM19 91V90H18ZM43 91H45V90H43ZM42 91V94L44 93ZM54 91V90H53ZM130 91V89L127 91V94L129 93V92H131ZM145 91H146V89H145ZM152 91V90H151ZM156 91V90H155ZM192 91H194V90H192ZM227 91H228V89H227ZM24 92V91H23ZM26 92V91H25ZM25 92H24V94L23 95H25L27 98L31 95L33 98H34V96L32 95V93L34 92H31V91H29L28 93H26V94H28V95H26L25 94ZM30 92H31V94H30ZM41 92V91H40ZM56 92H54V93H56ZM66 94H65V93ZM71 92V93H70ZM133 92V96L135 95V93H134V90L132 91ZM131 92V93H132ZM135 92H136V88H135ZM149 92V91H148ZM147 92V93H148ZM154 92V91H153ZM162 92V91H161ZM187 92H189V90H187ZM189 92V93H190ZM229 92V91H228ZM231 92V91H230ZM233 92V91H232ZM239 92V91H238ZM242 92V91H241ZM263 92V91H262ZM1 93V92H0ZM17 93V94H18ZM61 93H63L62 95H59V94H61ZM131 93H130V95H131ZM143 94H144V91L142 92ZM146 93V95H148ZM155 93V92H154ZM170 93V92H169ZM182 93H184V90H183V92H181V94ZM189 93H187V94H189ZM190 93V94H191ZM8 94L9 93H6L5 95L6 96H8ZM13 94V96H15L14 94V92H12L11 93V95ZM16 94V96H18V95H20V94H18L17 95ZM20 95V96H18V100H19V97H20V102L22 101V99L21 98H23V97H21V96H23V95ZM35 95H37L36 93H34ZM41 94V95H42ZM65 94V95H64ZM70 94V95H69ZM120 94V95H119ZM126 94V93H125ZM127 94L126 95H124V96H127ZM149 94H150V92H149ZM167 94V97H169V96H172L173 98L172 99H170V97H169V100H167V102H169L168 104H167V102L165 103L164 102V99L166 98L164 95H166ZM175 94V93H174ZM186 94V95H187ZM209 94V95H208ZM245 94H243V96L245 95ZM2 95V94H1ZM0 95V98L2 97ZM5 95H4V97H5ZM11 95H9V98L10 97H12V99H13V96H11ZM51 95H52V93H51ZM66 97L67 96V99L64 97V96ZM130 96V97H133V96ZM140 95H142L141 93H140ZM169 95V96H168ZM200 95H201V93H200ZM199 95V96H200ZM206 94H204L203 96H205ZM238 95V96H237ZM16 96H15V102H17L18 100H17V98H16ZM31 96H30V98L29 99H31L30 101H28L29 99H27V101H28V103H27V105H25V106H27V108L31 105V104H29V103H35V102H37L38 103V99L39 98H37V96H35V98H37V99H33V98H31ZM39 97H41L40 95H38ZM121 96V97H122ZM183 96V95H182ZM232 98V99H230V97ZM240 96L242 97V95H241V93H240ZM260 97L259 99H261L260 101H256L255 99H253L254 97ZM264 96V95H263ZM26 97L23 99V100H25L26 99ZM54 97V95H53V99L55 98ZM128 97V96H127ZM130 97H129V100H130ZM153 97V98H154ZM185 97V96H184ZM189 99H191L192 100V96L191 95H189ZM202 97V96H201ZM227 97H229V99L227 98ZM51 98V99H50ZM152 98V99H153ZM186 98V97H185ZM218 98V99H219ZM39 99V101L41 102V100ZM61 99H63V100H61ZM125 99H127L126 97H125ZM132 99V98H131ZM135 99V98H134ZM133 99V100H134ZM148 99H151V98H148ZM148 99H146V101L148 100ZM157 99V100H156ZM161 99V98H160ZM166 99H168V98H166ZM165 99V100H166ZM175 99V98H174ZM224 100V104H225V102H226V100H227V103L224 105L223 104V102H221V101H223ZM238 99H240V98H238ZM3 99L1 98V101H2ZM10 100H11V98H10ZM36 100V101H35ZM136 100H140V98L139 99H136ZM145 100V99H144ZM182 100V99H181ZM184 100V99H183ZM215 100V99H214ZM255 100V101H254ZM5 102H7L8 100H4ZM3 101V102H4ZM18 101V102H19ZM58 101V100H57ZM126 101H128V99L126 100ZM141 102H142V98H141V100H140ZM140 101H138V102H140ZM174 102L173 103H177V102H175V100H173ZM186 101H189V100H187L186 99ZM252 101H254V102H252ZM2 102V103H3ZM5 102L3 103L4 105H5ZM15 102L13 103V104H15ZM17 102V103H18ZM25 101H22L21 103H24ZM39 102V103H40ZM55 102V101H54ZM59 102V101H58ZM129 102H131L134 106H133V110L134 111H136V108H137V111L138 110H140L139 108H141V110H143V107H145V106H143L144 104H142L141 103V105L143 106H141V105H139V103L138 102H135V101H133V102H135L136 104H138L137 106H135V104L132 102V100L131 101H129ZM221 102V103H220ZM228 102H230V103H228ZM235 102V103H236ZM256 102V103H255ZM7 103H11L10 101L9 102H7ZM6 103V104H7ZM11 103V105L12 106H14L13 104ZM16 103V104H17ZM36 103V104H37ZM46 103V104H45ZM143 103H145V102H143ZM151 102H149V104H150ZM192 103H194V102H191V104ZM202 103V104H201ZM233 103V104H232ZM25 104V103H24ZM24 104H22V105H24ZM36 104H35V107L37 108V112H36V109H35V107L33 108V107H31V108H33V109H35V111H34V113H33V115L35 114V112H36V114L38 113V112H40V110L41 109H43V108H40V107H42L41 105H39L40 107L38 108V106H36ZM190 104V103H189ZM196 104V102L194 103V105ZM218 104H223L222 106L221 105H218ZM228 104H230V108L233 110H230L229 111V106H228ZM240 103H239V105H241ZM21 105V104H20ZM21 105V106H22ZM29 105V106H28ZM38 105V104H37ZM127 106V103L125 104V102H124V106ZM145 105H148V104H145ZM173 105H176V104H173ZM185 105V104H184ZM226 105H227V109H226ZM237 106H238V104H236ZM241 105V106H242ZM259 105V106H258ZM19 106V105H18ZM20 106V107H21ZM122 106H123V104H122ZM129 106H130V104H129ZM128 106V107H129ZM141 106V107H140ZM158 106V105H157ZM162 106V105H161ZM172 106V105H171ZM177 106V109H178V105H176ZM200 106H201V108H200ZM203 106V107H202ZM219 106H221V107H219ZM237 106H236V108H237ZM246 106H245V108H246ZM10 108H11V106H9ZM8 107V109H10ZM15 107H17V105L15 106ZM20 107H18V108H20ZM23 107V106H22ZM44 108H45V106H43ZM149 107V106H148ZM151 107V106H150ZM153 107H154V104H153ZM160 107V106H159ZM159 107H157V108H159ZM163 107H165V105L163 106ZM163 107H162V110H163ZM180 107H181V105H180ZM182 107H184V106H182ZM216 107H218V109L216 108ZM223 107V108H222ZM17 108V109H18ZM25 107H23V109H24ZM26 108V109H27ZM52 108H54V110H52ZM55 108H57V109H55ZM135 108V109H134ZM146 108V107H145ZM161 108V107H160ZM159 108V109H160ZM176 108V107H175ZM196 108V109H195ZM239 108V107H238ZM247 108H246V110H247ZM254 108V109H253ZM2 109V108H1ZM15 109V108H14ZM22 109V108H21ZM38 109H39V111H38ZM47 109V108H46ZM46 109H44V110H46ZM128 109V108H127ZM126 109V110H127ZM156 111L155 112H157V111H161V110H158V109H156V108H154ZM182 109V108H181ZM189 109V108H188ZM213 108H212V111H215ZM243 109V108H242ZM248 109V110H249ZM25 110V109H24ZM29 110L31 111V109L29 108ZM51 110V111H50ZM129 110H131V109H129ZM129 110H127V111H129ZM164 110H165V108H164ZM218 110V111H217ZM236 110V109H235ZM3 111V110H2ZM11 111V110H10ZM10 111H8V112H10ZM23 112V110L21 111V110H19L18 109V112ZM30 111H28V112H30ZM32 111V112H33ZM55 111V112H54ZM76 111H78V120H77V117L75 118V120H72V118H71V115H72V117H73V119H74V116H73V114H75L76 113ZM79 111H80V113H79ZM82 111V112H81ZM136 111V112H137ZM144 111V110H143ZM141 112L140 113V111L138 112V113H140V115H142V113H143V115L145 116L146 115V113H145V111L144 112ZM153 111V110H152ZM202 111H203V109H202ZM239 111V110H238ZM241 111L242 110H240V113H241ZM244 111V110H243ZM250 111V112H251ZM1 112V111H0ZM19 112V113H20ZM45 112V111H44ZM207 112V113H206ZM222 112H223V110H222ZM234 112H236V111H234ZM244 112H246V111H244ZM249 112V113H250ZM263 112V113H262ZM3 113V112H2ZM1 113V114H2ZM67 113L68 114H70V116L68 115L66 118H64L63 119V117L65 116V115H67ZM83 113V117H81L82 119L84 118V117H86L85 119H83L82 121H81V118H79L80 117V115L79 114H82ZM125 113H130V112H125ZM145 113V114H144ZM159 113H163V112H159ZM184 113V112H183ZM185 113L187 114V112L185 111ZM204 113V112H203ZM230 113L229 114H227V115H230ZM247 113V112H246ZM245 113V114H246ZM248 113V115H250ZM24 114V116H25V112L23 113ZM35 114V115H36ZM39 114V113H38ZM158 114V113H157ZM157 114H154V115H157ZM173 114H170V116H172V117H174L173 116ZM186 114H184V116H186ZM214 114V115H213ZM221 114H223V113H221ZM263 114V115H262ZM20 115H22V114H20ZM27 115V114H26ZM29 115V114H28ZM30 115H31V112H30ZM29 115V116H30ZM53 115V116H52ZM58 115H59V117H58ZM76 115V114H75ZM117 115H119V116H117ZM147 115H148V112H147ZM150 115H152L151 113H150ZM181 115V114H180ZM179 115V116H180ZM205 115H207V116H205ZM208 115L210 116V117H208ZM247 114H246V116H248ZM27 117V118H29V120H31L30 119V117ZM32 116V115H31ZM39 116V115H38ZM77 116V115H76ZM82 116V115H81ZM113 116H114V118H113ZM118 118H120V119H118ZM122 116V117H121ZM124 116L125 117H127V118H125L124 119ZM153 116V115H152ZM152 116L150 117V116H148V117H144V119L145 118H152ZM184 116H180L181 118L182 117H184ZM189 116H191V114H189ZM233 116H231V118L233 117ZM3 117L5 118V115L3 114ZM33 117V116H32ZM35 117V116H34ZM60 117H62L61 119H59ZM70 117V118H69ZM115 117L117 118V120L115 119ZM143 117V116H142ZM155 117V116H154ZM158 115H157V118L155 117L154 119H155V121H154V119H153V121H154V124H155V122L158 120ZM188 117V116H187ZM187 117H184V118H187ZM205 117L207 118V119H205ZM219 117H220V115H219ZM221 117H228V116H225V115H222ZM234 117H233V120H235V122H236V120L237 119H234ZM245 117V116H244ZM129 118V119H128ZM170 119H171V117H169ZM176 118V117H175ZM175 118H172V119H175ZM196 118H197V120H196ZM230 118V117H229ZM230 118V119H231ZM10 119H12V118H10ZM9 119V122H10V124H14V123H11L12 121ZM25 119V118H24ZM33 119V118H32ZM42 119V118H41ZM44 119V120H45ZM106 119H108V122H107V124H105L106 125V127H105V125L103 124H101L102 126H104L103 128H100L101 127V125H100V123L102 122V121H104V120H106ZM125 121H124V120ZM141 119V121H143V123H144V119L142 120V118H139L138 120H140ZM160 119V120H161ZM176 119H178V118H176ZM211 119H210V123L212 122L213 123V121H211ZM215 119V118H214ZM229 119V120H230ZM248 119V120H247ZM36 120H40L39 118L37 119L36 118ZM44 120H41L40 122H42L43 121V123H45L46 124V121L44 122ZM77 120V121H76ZM111 120V121H110ZM134 120V119H133ZM160 120H158V124H162V121L160 122ZM182 120H184V119H182ZM186 120V119H185ZM203 120V121H204ZM229 120H228V122H229ZM232 120V119H231ZM230 120V121H231ZM244 122H243V121ZM14 121V120H13ZM33 121V120H32ZM110 121V122H109ZM124 123H123V122ZM146 121L148 122V123H146ZM145 121V129H147L148 127H150V126H148L147 124H152V122L150 123L149 121H148V119ZM195 121H194V123H195ZM245 121H247V122H251V123H246ZM25 122V121H24ZM31 122V121H30ZM40 122H38V124H40ZM183 121H181V124H183V123H185L186 121H184L183 123H182ZM233 121H231V123H232ZM5 123V122H4ZM26 123V122H25ZM28 123V122H27ZM35 123H36V121H35ZM120 123L121 124H125V126H128V127H126L125 128V126L123 127L122 125L120 126ZM133 123V124H132ZM141 123V122H140ZM142 123V124H143ZM157 123V122H156ZM211 123V124H212ZM230 123V122H229ZM227 124V125H231V124ZM237 123H234L233 124V126L231 125V127H232V129H234V125H237ZM245 123V124H244ZM3 124V123H2ZM49 124H51V126H48ZM157 124V125H158ZM173 124H171V126H173ZM260 124V127L258 126ZM1 125V124H0ZM6 125V124H5ZM9 125V124H8ZM15 125V124H14ZM34 125V124H33ZM83 126V128H82V126ZM137 125H139V127L137 128L138 130H136V131H134L133 132V130H135L136 129V127H137ZM144 125V124H143ZM183 125H185V124H183ZM181 126L180 125V128L182 127V129H184V131L186 130V132H187V130L188 131H191L190 132V135L191 134H194L195 133V131H193L194 129H190V127L188 126V128L187 129H185L186 127L185 126ZM206 125L208 126V128L209 127H211V129L209 128L208 130L207 129H205V127H206ZM210 125V126H209ZM214 125V124H213ZM258 126V128L257 127H254V126ZM4 126V125H3ZM22 125H20V127H21ZM24 126V125H23ZM22 126V127H23ZM35 126V125H34ZM142 126V125H141ZM147 126V127H146ZM152 126V125H151ZM170 126V127H171ZM262 126V127H261ZM6 127V126H5ZM8 127V126H7ZM13 126L11 125V128H12ZM16 127V126H15ZM18 127H19V125H18ZM18 127H16V128H18ZM79 128V130L78 131H76L78 128ZM80 127L83 129H81L80 130ZM154 127V126H153ZM155 127H159V126H155ZM8 128H10V127H8ZM7 128V129H8ZM14 128V127H13ZM24 128H25V126H24ZM32 128H34L33 126H32ZM134 128V129H133ZM142 128V130L144 129L143 127H140V129ZM179 128V129H180ZM214 128V129H213ZM229 128V127H228ZM3 129V128H2ZM39 129H41V128H39ZM44 129V130H45ZM48 129V128H47ZM46 129V130H47ZM75 129V130H74ZM175 129V128H174ZM178 129V130H179ZM220 129V130H219ZM17 130V129H16ZM23 130V129H22ZM25 130H27V129H25ZM35 130V129H34ZM33 130V131H34ZM42 130V129H41ZM50 130H49V135H50ZM147 130H149L150 131V129L148 128ZM155 130V129H154ZM221 132H219V131ZM243 130V129H242ZM241 130V131H242ZM247 130V129H246ZM1 131V130H0ZM8 131H9V129H8ZM12 131H14V130H12ZM20 131H21V128H20ZM31 131V130H30ZM29 131V132H30ZM38 131V130H37ZM43 131V130H42ZM48 131V130H47ZM46 131V132H47ZM78 132V134H79V131L80 132H82L83 134H85L84 136H81V135H83V134H81L80 133V136L79 137H77L76 139H75V137L77 136V135H75V134H77V133H74V139H73V137H71V139L69 138L70 136H72V135H70L71 133H73V132ZM131 131L133 132V133H131ZM139 131V132H138ZM149 131H146V133H147V136H148V133H149ZM151 131H152V129H151ZM160 131V132H159ZM169 131H172V130H169ZM179 131H181V129L179 130ZM178 131V132H179ZM184 131H182V132H184ZM204 131V132H203ZM224 133H223V132ZM248 131V130H247ZM2 132V131H1ZM6 132V131H5ZM24 132V131H23ZM23 132H21V133H23ZM28 131H27V133H29ZM35 132H36V130H35ZM39 132H41L40 130H39ZM45 132V131H44ZM43 132V133H44ZM69 132H70V134H69ZM138 132V133H137ZM176 132V131H175ZM174 132V130L172 131V132H170L171 134H170V136L172 137V138H174V140H175V138L176 137H173V134H176V133H178V132H176L175 133ZM194 132V133H193ZM203 132V133H202ZM217 132V133H216ZM3 133V132H2ZM14 133V132H13ZM12 133V134H13ZM16 133V132H15ZM25 133V132H24ZM36 133H38V132H36ZM173 133V134H172ZM187 133H189V132H187ZM223 133V134H222ZM240 133V132H239ZM10 134H11V131H10ZM11 134V136L12 137H14L13 135ZM30 134V133H29ZM48 134H46V135H48ZM68 134L70 135L68 138L69 139H65V137L63 136V135H66V136H68ZM152 134H150L151 136L150 137H152ZM164 134V133H163ZM163 134H162V136H163ZM164 134V136L163 137H168L169 136V133H168V135L166 134L165 135ZM220 134V135H219ZM240 134H242V133H240ZM1 135H3V134H1ZM0 135V136H1ZM24 135H26V134H24ZM45 135V134H44ZM45 135V136H46ZM91 135V136H90ZM250 135V136H249ZM39 136V135H38ZM88 136V137H87ZM94 136V137H93ZM134 136V137H133ZM145 137V138H147V139H145L144 140V142L142 141L143 140V138H140V140H141V142L139 141V137ZM161 136V137H162ZM205 136H206V138H205ZM245 136V137H244ZM25 137H27V136H25ZM36 137H37V134H36ZM54 137V138H53ZM64 138V140H62L63 138ZM84 138V140H85V137H87L86 138V140H87V142L86 141H84L83 140V138ZM91 137H93L92 139L93 140H90L91 139ZM96 137V138H95ZM133 137V138H132ZM149 137V136H148ZM162 137V138H163ZM184 137H180V138H184ZM197 137V136H196ZM204 137V138H203ZM237 139H236V138ZM247 137V138H246ZM7 138V137H6ZM5 138V139H6ZM18 138V137H17ZM20 138V137H19ZM18 138V139H19ZM31 136H30V139L28 138V140H31ZM40 138H42V137H40L39 136V139ZM47 138H48V136H47ZM81 138V139H80ZM0 139H2L1 137H0ZM4 139V138H3ZM2 139V140H3ZM4 139V140H5ZM10 139H11V137H10ZM10 139H8L7 141L9 142V140ZM13 139V138H12ZM11 139V140H12ZM16 139V138H15ZM26 139V138H25ZM33 139V138H32ZM35 139V138H34ZM38 139V138H37ZM42 139H44V138H42ZM45 139H46V137H45ZM159 139H161V138H159ZM178 139V137L176 138V140ZM234 139H235V142H234ZM3 140V141H4ZM17 140V139H16ZM24 140V139H23ZM41 140V139H40ZM49 140V139H48ZM47 140V141H48ZM51 140V141H52ZM163 140H164V138H163ZM173 140V141H174ZM180 140V139H179ZM188 140V141H189ZM2 141V144H8V143H4ZM14 141V140H13ZM18 141V140H17ZM46 141V142H47ZM79 141H80V143H85L84 145L83 144H80L79 143ZM149 141V142H148ZM152 141L154 142L153 144H152ZM156 141V140H155ZM166 141V140H165ZM10 142H12V141H10ZM20 142H22L21 140H20ZM26 142V141H25ZM28 142V141H27ZM41 142H42V140H41ZM41 142H37V144L38 143H41ZM44 143H45V140L43 141ZM43 142L41 143V147H44L45 148V146H46V144L47 143H45L44 145H42L43 144ZM79 143V146L81 147V149H79V147H77V146H74V148H78L79 150H81L82 151V149H84V148H86L85 146H87V143H88V147H91L90 149L89 148H86L87 150H93L92 151V153H94V151H95V153H96V151H97V154H95V158L93 159V160H91V158H90V155L88 156L89 157V159L87 160V158H85V155H86V153L88 152H86V149H84L85 151L84 152H86L85 154H82L81 156H76L74 153H78V149H73L72 147H73V145L75 144V145H77L78 143ZM175 142V141H174ZM185 142V143H184ZM238 142V143H237ZM13 143L14 144H16L15 142H12L11 144L13 145ZM34 143H36V139H35V141H34ZM33 143V144H34ZM49 143H50V141H49ZM77 143V144H76ZM147 143H149V147H147ZM152 145H151V144ZM167 143H168V145H167ZM177 143V142H176ZM175 143V144H176ZM180 143V141L178 142V144H176V146L177 145H179V144H181ZM194 143V144H195ZM10 143L8 144V147H9V145H11ZM20 144V143H19ZM19 144H17V145H19ZM24 144V148H26V147H28V143H26V147H25V143H23ZM31 144V143H30ZM144 144H146L145 145V148H144ZM157 144V146H159L160 147V145H161V147H160V149H163V150H168L169 152H171V151H174L175 153L173 154V152H171V154L167 151H165V154L166 153H169L170 154V156H168L167 154V156H165L163 153V150H161V154L159 153L160 152V150H159V148L156 146L155 147V145ZM174 144V145H175ZM186 144H188V145H186ZM17 145H13L12 147H10V148H13L14 150H16L15 148H17L18 146ZM35 145V144H34ZM82 145V146H81ZM0 146H1V143H0ZM6 146V145H5ZM15 146H17V147H15ZM21 146H22V143H21V145H20V147H18V149L20 148V149H22L21 148ZM36 146V145H35ZM50 146H49V148H50ZM52 146V147H53ZM64 146H68V148H69V146L72 148H69L68 150H67V153L69 154V152L68 151H70V154H71V156H70V158H69V162L68 163H66L65 162V157L63 156L62 157V153L61 152H64V151H66L65 149H67L66 147H64ZM154 146V147H153ZM162 146L165 148H162ZM167 146V147H166ZM193 146V145H192ZM191 146V147H192ZM197 146L195 147L196 149H197ZM7 147V146H6ZM6 148V149H8V150H10V148ZM38 147H39V149H40V151H43V149L41 150V148H40V146L38 145ZM84 147V148H83ZM135 147V148H134ZM179 147V146H178ZM201 147V148H200ZM207 147V148H206ZM33 148V147H32ZM46 148H48V147H46ZM45 148V149H46ZM48 148V149H49ZM62 148H63V150H62ZM65 148V149H64ZM133 148H134V150L137 152L136 153V156L135 157H138L139 159H140V161H138L139 159L138 158H136V160L133 158V154L132 155H130L131 153H130V151L132 150V153H133ZM148 148H151L150 149V151L151 152H149V149ZM194 148V147H193ZM194 148V149H195ZM0 149L2 150V149H4L5 150V148H1L0 147ZM13 149H12V151H13ZM19 149V150H20ZM27 149V148H26ZM30 149V148H29ZM34 149H36V147L34 148ZM38 149V148H37ZM50 149H52V148H50ZM53 149H54V147H53ZM125 149H128V151L126 150L125 152H124V150ZM131 149V150H130ZM156 149H158L159 150V156L156 154V153H154V152H157L156 151ZM206 149L209 151V154H207L208 153V151H206ZM23 151H22V153L24 154V149H22ZM60 150H62V151H60ZM77 150V151H76ZM123 150V151H122ZM130 150V151H129ZM155 150V151H154ZM179 150H180V148H179ZM257 150V151H256ZM261 150V151H260ZM17 152H18V150H16ZM16 151L14 152V153H16ZM21 151V150H20ZM26 151V150H25ZM36 151V150H35ZM38 151V150H37ZM49 151V150H48ZM50 151H52V150H50ZM81 151H79L80 152V154L82 153ZM98 151H99V153H98ZM118 151L120 152H123V153H125V154H123V156H126V157H123L122 156V154H121V156H122V158H120L121 156L119 155V154H117L118 153ZM145 151V152H144ZM195 151H197V152H195ZM206 151V152H205ZM258 151H260V152H258ZM27 152H29V151H27ZM72 152H74L73 154L75 155V156H73V154H72ZM83 152V153H84ZM91 152V151H90ZM120 152V153H121ZM126 152H128L127 154H129V157H128V155H126ZM138 152H143L142 154L144 155L145 153H146V156L144 157V159H143V157L141 158V156L139 157V154H138ZM163 152V153H162ZM193 152V153H192ZM8 153V152H7ZM12 153V152H11ZM19 153H21V152H19ZM22 153H21V155H22ZM31 153H32V151H31ZM30 153V154H31ZM34 153H36V152H34ZM45 154L46 153H48V152H44ZM65 154H66V152H64ZM63 153V154H64ZM91 153V154H92ZM154 153V154H153ZM176 153H177V155L179 156H176ZM2 154H3V152H2ZM1 154V155H2ZM25 154H29V153H25ZM29 154V155H30ZM41 154V153H40ZM49 154V153H48ZM79 154V153H78ZM87 154H89V152L87 153ZM137 154H138V156H137ZM5 155H6V153H5ZM4 155V156H5ZM9 155H10V153H9ZM18 156H20L19 154H17ZM16 155V158L15 159H17L18 158V156ZM33 154H31V156H32ZM36 155H37V153H36ZM94 155V154H93ZM93 155H91V156H93ZM153 155H154V157H153ZM172 155V156H171ZM4 156H2V159H3V157ZM13 156V155H12ZM38 156L41 158V156L40 155H37V157L36 158H38ZM45 156H47V155H44V157ZM50 156V155H49ZM118 156H119V158H118ZM130 156H132L131 158H130ZM157 156V157H156ZM175 157V159H176V162L174 163L173 162V164H171L170 162L171 161H173V159L172 158H174ZM7 157V156H6ZM9 157H11V156H9ZM21 157V156H20ZM30 157V156H29ZM33 157V156H32ZM44 157H42L43 159H44ZM51 157V156H50ZM169 157H172L171 159L169 158ZM178 157V158H177ZM189 157H191V156H189ZM31 158V157H30ZM34 158V157H33ZM47 158L48 157H46V160H47ZM79 158V159H78ZM81 158V159H80ZM82 158H83V160L85 159V160H87L88 162H85V161H82ZM146 158V159H145ZM1 159V158H0ZM1 159V160H2ZM9 159V158H8ZM14 159V160H15ZM35 159V158H34ZM34 159H31V162H35L34 161ZM39 159V158H38ZM38 159H36V160H38ZM56 159V160H55ZM135 160L134 162H137V164L136 163H134L133 161H131V160ZM138 159V160H137ZM144 161H143V160ZM170 159V160H169ZM179 159V160H178ZM0 160V161H1ZM4 161H5V159H3ZM19 160V159H18ZM33 160V161H32ZM49 160V159H48ZM82 162H81V161ZM90 160V161H89ZM192 160V159H191ZM198 160V161H197ZM39 161H40V159H39ZM43 160H41V163H45V162H42ZM45 161V160H44ZM79 161H80V164H79ZM141 161H143V162H141ZM177 161H179V162H177ZM195 161H197V162H195ZM5 162H7V160L5 161ZM16 162V163H17ZM78 162V163H77ZM131 162H133L132 164H131ZM139 162H141V163H139ZM11 163H12V161H11ZM10 162H9V164H11ZM48 163H49V161H48ZM48 163H46V164H48ZM81 163H83V166H84V163H86V164H88L87 165V168H86V164H85V166H84V169L82 168H77V164H79V167H81ZM139 163V164H138ZM170 163V164H169ZM178 163V164H177ZM1 164H4V163H2V161H1V163H0V166H1ZM7 164V163H6ZM176 164V165H175ZM5 165V164H4ZM17 165V164H16ZM16 165L15 166H13L12 165V167L10 168V166L11 165H9V166H4V169H2L3 167H0L2 170H4L3 171V173L5 172H8V173H6V176H5V180L3 179V177H0V178H2L3 179V182H6L5 183V185L6 184H8L10 187H11V189H9V193H11V191H12V195L14 194V191H15V189L13 188V187H15L14 186V184L16 183V184H18L19 185V183L18 182H20V181H22L23 180V176L22 177H20V179L22 178V180H18L17 179V181L18 182H16V179H14L15 177H17V178H19L18 176H20V175H18V176H16L15 175V173H17V171H15L17 168H15L16 167ZM38 165H40L41 166V164L39 163ZM76 165V166H75ZM3 166V165H2ZM23 166H25V165H23ZM22 166V167H23ZM25 166V167H26ZM40 166H39V168H40ZM42 166H44V165H42ZM41 166V167H42ZM57 166V167H56ZM71 166H74L75 168H71ZM15 168V169H14ZM57 168L59 169V171L58 172H61L60 173V175H56V178H57V176H60V177H58L56 180H55V176L53 175V174H56V172H57ZM71 168V169H70ZM121 168H123V170L121 169ZM7 169H10V171H11V169H12V171L11 172H14V174H12V175H15V177L14 178H11V177H13L12 175H11V172H10V175H9V170H7ZM81 169V170H80ZM1 170V171H2ZM40 170V169H39ZM19 171V170H18ZM21 171V170H20ZM27 171V170H26ZM26 171H25V169H23V171H21V172H25V174H26V176H28L26 179H28L29 178V175H27V173H26ZM57 172V173H58ZM2 173V172H1ZM4 173V174H5ZM20 173V172H19ZM21 175H22V173H20ZM24 174V173H23ZM9 175V176H8ZM2 176H3V174H2ZM33 176V177H34ZM53 177V178H52ZM24 178H25V176H24ZM38 178V177H37ZM44 178V177H43ZM46 178H44V179H46ZM33 180L35 179V177L34 178H32ZM39 179V178H38ZM46 179V180H47ZM2 180L0 179V182H1ZM24 181H26L25 179H24ZM29 181V180H28ZM31 181V180H30ZM35 181V180H34ZM36 181H37V179H36ZM33 182V181H31L32 183H35V184H37V183H39L40 182V180H39V182ZM41 181H43V179L41 180ZM3 182H2V184L1 185H3ZM13 182H15L14 184H12ZM83 182H85L84 183V185L83 184H81V183H83ZM26 183V182H25ZM25 183H23V184H25ZM79 183V184H78ZM15 184V185H16ZM20 184H22V183H20ZM22 184V187L24 186ZM35 184H34V188H35ZM4 185V186H5ZM17 185V186H18ZM83 185V187L84 188H80L81 186ZM3 186V187H4ZM9 186H7V187H9ZM21 186V185H20ZM54 186V187H53ZM67 186V187H66ZM123 187V190L125 191V193L123 194V195H121L122 193H121V191H122V187ZM1 187V186H0ZM2 187V188H3ZM21 187V188H22ZM24 187H26V185L24 186ZM33 187V186H32ZM39 187V186H38ZM40 187V189L41 190H43L42 188ZM121 189H120V188ZM17 190L18 189H21V188H17V187H15ZM63 190H62V189ZM155 188H158V189H156L155 191H154V189ZM23 189V190H22ZM21 189V191H23V193H25V194H23V195H21L22 194V192L21 191H17L18 193H16V191H15V193L17 194V196H18V194L20 193V196H18L17 198H19L20 199V201H22V205L24 204V202L25 203H27L26 204V206H25V208L27 207V205L29 204V202H30V200L28 201L27 200V202L25 201V196L26 195H28L27 193H28V191H27V189L25 190V192H24V188H22ZM56 191H55V190ZM71 189V190H70ZM118 189H120L121 191H119L120 193L118 194ZM2 190V189H1ZM43 190V191H44ZM54 190V191H53ZM79 190V191H78ZM61 191H60V193H61ZM68 191H66V192H68ZM116 191V192H115ZM27 192V193H26ZM32 192V191H31ZM31 192H30V194H31ZM65 192V191H64ZM69 192V193H70ZM111 192V193H110ZM123 192V191H122ZM137 192H141V194H142V192H143V194L141 195V194H139L137 197H139V196H141L140 198L142 199V196L145 194V193H147L148 194V199L151 201L149 204H137L136 205V203H135V200H134V198H132V196L133 195H136L137 194ZM145 192V193H144ZM9 193L7 194V195H9ZM45 193V194H46ZM115 193V194H114ZM116 193L118 194L117 196H115L116 195ZM127 193V194H126ZM150 193H151V195H150ZM9 195V197L11 196V197H16L15 196V194H14V196H12V195ZM44 194V195H45ZM97 194V195H96ZM107 195L106 196V198L108 197V196H110V198L109 199H111L112 197H111V195L113 194V196H114V198L111 200V201H105L103 198H105V195ZM147 194H146V197H147ZM60 194H58V196H59ZM62 195H63V197H64V194L62 193ZM89 195H90V197H89ZM4 196H6V195H3V199H2V196H0L1 198V200H0V202H2L1 204H0V206H1V209L2 210H0V218L3 216V218L2 219H0V224H1V222H2V226H4L3 228H1L2 226H0V230H1V233H0V255L2 254V253H4V254H2L1 256H0V258H2V261H0V263L2 264V262H8L7 260H8V257L10 258L12 255V258H13V260H12V258H10L12 261L11 262H13V264H14V262L15 261H18V262H15V264L17 263V264H21V263H23V264H32V263H35V261H32V263H29V262H31V260L32 259H34V258H32V259H30L29 257H27V255L29 254H26V257H24L25 256V252H28V250H27V248L29 249H31V247H32V250H31V252L33 251V250H36V248H38V246L36 247L35 245H34V242H33V246H31V242L29 243V242H26V240L24 239V237L25 238H27L26 236H25V234H23L24 235V237H23V235L21 236V234H20V232L18 233V230L20 231L21 230V232L22 231H24L25 229H27L28 227L27 226H29V229H33V227L32 226H35L36 224H34V223H31L32 225L30 226L29 224H27V226H26V221H28V222H30L31 220H28L27 218H26V216L28 217V214H30V213H28L26 210H25V212H27L28 214L27 215H24V214H26L25 212H23V210H22V212H21V210H20V212L21 213H18V211H17V206L15 205V207L14 208H11L10 210H7L6 209V207L8 208L10 205L12 206L13 204V202L11 201H9V200H4V199H7V196H6V198H4ZM28 196H30V197H28V198H31L32 196L31 195H28ZM65 196H67V198H68V196H70V195H68V193H67V195H66V193H65ZM72 196V195H71ZM80 196V197H81ZM89 197V199H87V197ZM104 196V197H103ZM119 196H123L124 197V199L125 198H127V199H125L126 200V202H124V199L122 200V201H119V200H121V199H119L120 197ZM145 196V195H144ZM61 197V196H60ZM60 197H57V198H60ZM78 197H79V195L76 197L77 199H78ZM79 197V198H80ZM102 197V198H101ZM132 198L131 200H132V202L130 201V199L129 198ZM26 198H27V196H26ZM35 198V197H34ZM46 198V199H47ZM51 198H49L50 199V201H54V199H51ZM56 198V199H57ZM90 198H92L91 200H93V202L95 203H93L92 201H89V203H87L88 202V200H90ZM98 198L100 199H103V200H100V202L99 201H96V200H98ZM105 198V199H106ZM116 198H118L117 200H116ZM18 199V200H19ZM49 199H48V201H49ZM60 199H63V198H60ZM60 199H57V200H59L60 201ZM86 199H87V201H86ZM108 199V198H107ZM114 199L116 200V201H119V203H120V205L122 206L123 205V208L120 206V209H117V205H116V203H118V202H116V201H114ZM32 200H33V198L31 199V202H32ZM68 200V199H67ZM73 200V199H72ZM129 200V201H128ZM138 200H139V198H138ZM144 199H142V201H143ZM3 201L4 202H6V205L7 206H4L3 207ZM7 201H8V203H10V205H8V203H7ZM35 201V200H34ZM42 201H44V200H42ZM64 201V200H63ZM66 201V200H65ZM69 201V200H68ZM76 201V200H75ZM133 201H134V203H133ZM18 202V201H17ZM54 202H56L57 203V205H58V201H54ZM84 202V203H83ZM90 202H92V206H91V204H90ZM122 202H124L125 203V205L124 204H121ZM138 202V201H137ZM139 202H141V201H139ZM15 203V202H14ZM20 203V202H19ZM19 203H18V206H19ZM46 203V202H45ZM61 203H62V201H61ZM60 203V204H61ZM65 203V202H64ZM16 204V203H15ZM31 204V203H30ZM34 204V203H33ZM59 204V205H60ZM66 204V203H65ZM80 203H78V205H79ZM89 204V205H88ZM22 205H21V203H20V206L22 207ZM37 205H38V203H37ZM42 205V204H41ZM44 205V204H43ZM47 205H49V204H47ZM46 205V206H47ZM81 205V206H82ZM119 205V204H118ZM150 205V206H149ZM29 206V205H28ZM32 206V205H31ZM33 206H35V205H33ZM45 206V205H44ZM44 206H39L40 208H43L44 209ZM50 206V205H49ZM55 206H56V204H54V208H55ZM81 206L79 205V208H81ZM87 206H85V207H87ZM115 206H116V208H115ZM3 207V208H2ZM17 207V208H16ZM30 207V206H29ZM36 207V206H35ZM35 207H33L35 210H37ZM38 207V208H39ZM51 207V206H50ZM90 207H87L86 209H90ZM33 208H31L30 210H28V211H30L31 212V214H32V216L31 215H29V216H31L33 219H34V217H35V219H37V217H38V215L37 216H34V215H36V213L34 214V213H32L33 212ZM39 208V209H40ZM53 208V209H54ZM66 209H67V207H65ZM92 208V209H93ZM119 208V207H118ZM16 209V211H14ZM18 209H21V208H18ZM22 209H23V207H22ZM38 209V212L40 211ZM53 209L51 208L50 209V212H47V214L48 213H52L51 212V210L53 211ZM55 209H58L57 207L55 208ZM62 209H64V208H62ZM69 209V208H68ZM84 209V208H83ZM83 209H79V210H81L80 212H79V210L78 211H76V212H78L79 214L80 213H82V210ZM117 209V212L115 211ZM122 209L124 210V212L127 214L126 216H128V217H126L125 216V214L124 213H122L123 211H122ZM146 209V210H145ZM45 210H49V209H45ZM60 209H58V212H56V210H54L53 212L54 213H57L58 215H59V212L61 213V211H59ZM114 211V216H116V217H118L119 219L121 218L122 220L120 221H118V220H116L115 221V218L116 217H113V220H111L112 219V216L111 215H113V213H111V212H113ZM128 211V213L129 212H132V213H134L135 215H139V213H141L142 212V210H143V213L144 214H147V212H145V211H149L150 212V210H152V211H154L156 214L154 215V216H151L150 214H148L149 215V218L147 219V217H146V215H144L143 213H141L142 215H144L143 217H145L146 219H143V220H141V217L140 216H142V215H139V217H140V220H138V218H136L135 219V217H137V216H133L134 218H132L133 220H135V222L133 221V220H131L130 218L132 217H130L129 216V214L131 215V213H127L126 211ZM11 213H13V216H14V219H16V221H21L20 223H18L17 222V225L15 224L16 222H14V221H12V219H11V221H8V220H10V219H5L4 220V218H7V217H11V215H10V212ZM63 211V210H62ZM69 211V210H68ZM68 211L66 212V215H68V214H70V213H68ZM72 211V210H71ZM122 211V212H121ZM35 212H37V211H35ZM45 212V211H44ZM73 212V211H72ZM75 212V211H74ZM73 212V213H74ZM74 213L75 215H78V213ZM101 212V213H100ZM102 212L103 213H105V212H108V213H106V214H108L109 215V213H110V218H108L109 216H107L106 214V216L104 215V214H102ZM120 212H121V215H120ZM23 213V215L25 216H20V214H22ZM83 213H84V211H83ZM86 213V212H85ZM89 213V212H88ZM87 213V214H88ZM91 214H90V216H88V217H90V219L91 220H93L94 218H92V217H96L97 215L96 214H94V213H92V212H90ZM38 214V213H37ZM41 214H43V213H41ZM44 214H46V213H44ZM44 214H43V217H44ZM53 214V213H52ZM51 214V215H52ZM94 215V216H92L91 217V215ZM117 214V215H116ZM122 214H124L123 216H122ZM40 215V214H39ZM54 215V214H53ZM64 214H63V212H62V216H63ZM89 215V214H88ZM120 215V216H119ZM5 216V217H4ZM40 216H42V215H40ZM46 216V215H45ZM55 216V218L57 217L56 215H54ZM60 216V215H59ZM65 216V215H64ZM64 216H63V218H60V219H58V221L60 220L61 221V219H63L64 220ZM70 216V215H69ZM124 216H125V218H128V219H130V221H128V219L126 220L125 218H124ZM16 217V218H15ZM30 217V218H31ZM68 217V216H67ZM71 217V216H70ZM70 217H68V219L66 220L67 222H66V224L64 225L63 224V220H62V225L65 227V230L66 231H69V233H67L68 235H66V237H65V235H63L64 237H63V240H62V234H60L61 236V241L63 242V244L61 245L59 242V244H60V246H59V244H57L59 247H56L57 249H55V250H57V253L55 254V252H54V254L55 255H57L58 254V256H59V258H58V256H56L57 257V261H51L52 259H48V257H46V256H43L44 255V252L42 253L43 255V257H42V260L44 261H46L47 259L48 260H50V261H48V263L47 264H84V263H80V261L81 260H83L84 259V261H85V256H88V259H90V264H92V263H95V264H98V259L99 258H101V260H102V257H105L104 255L105 254H102V256L100 255V257H98V258H95V257H97L96 256V254L98 253V252H96L95 254H92V251L90 252V254H92V255H94V257H92L88 252H86V251H88V248H89V246H92L90 243V245H87L86 246V244H88V243H86L87 241L89 242H91V239H92V237L91 236H93V233L95 232L94 230H96L97 229V227H98V229L99 230H96V231H98V232H100V230H102V231H105V230H108V229H105L106 227H104V225H103V222H102V228H101V226L100 225H98L97 226V224H96V226L97 227H94L95 225H90V226H93V229L94 230H92V227H86L87 229L86 230H89L88 232H90L89 234L91 235V233H92V235L91 236H89L88 234H86V233H88L87 231H85L84 233H83V231H82V228L81 227H83V226H80L81 224V222L80 221H76V224H75V222H74V224L72 225V223H73V219L74 218H70ZM83 217V216H82ZM86 217V216H85ZM99 217V216H98ZM21 220H20V219ZM23 218V219H22ZM29 218V219H30ZM31 218V219H32ZM40 218V217H39ZM38 218V219H39ZM42 218V217H41ZM50 218V217H49ZM71 220H70V219ZM87 218V217H86ZM117 218V219H118ZM18 219V220H17ZM25 219H26V221H25ZM44 219V218H43ZM65 219H66V217H65ZM96 219H98V218H96ZM96 219H94V220H96ZM3 220V221H2ZM45 220V219H44ZM49 220V219H48ZM47 220V222H49L50 221V224L51 225H56V223H57V225H59L61 222H59V224H58V222H54V223H51V220H49L48 221ZM55 220V219H54ZM71 221V222H69V221ZM104 220H106V222L104 221ZM23 221H25V223L23 222ZM42 221V220H41ZM40 221V222H41ZM56 221V220H55ZM111 221V222H110ZM113 221V222H112ZM10 223V226H9V223ZM14 222V223H13ZM32 222V221H31ZM34 222V221H33ZM38 222H39V220H38ZM43 222H45V221H43ZM53 222V221H52ZM118 222V223H117ZM128 222V223H127ZM130 222H131V224H130ZM144 222V223H143ZM11 223H13V224H11ZM36 223H37V220H36ZM70 223V224H69ZM78 223V224H77ZM113 223V224H112ZM4 224V225H3ZM20 224V225H19ZM34 224V225H33ZM45 224V223H44ZM80 224V225H79ZM120 224V225H119ZM23 225H24V227L26 226V228L25 229H23ZM41 224H39V226H40ZM46 225V224H45ZM56 225V227L58 228V226ZM61 225V224H60ZM60 226V227H63V226ZM78 225V226H77ZM117 225V226H116ZM146 225V226H145ZM9 226V227H8ZM12 226H14L15 227V229H16V231L15 232H17L22 238H20L18 235H17V233H16V235H17V239L19 240V238L20 239H22V241H23V239H24V243L21 241V240H19L21 243H23V244H21V247H23L24 245H25V243L26 244H28L29 243V245L31 246H28L27 248H26V245L24 246L25 248V250H23V248L21 249V247L19 246V243H17L16 244V242H19L16 238H12L11 237V235L9 234V233H13V237L14 236H16L15 235V233H14V231H11L10 229L11 228H13ZM48 226V225H47ZM50 226V225H49ZM48 226V227H49ZM85 226H86V224H85ZM84 226V227H85ZM106 226V225H105ZM145 226V229L143 228ZM7 229H6V228ZM18 228V230H17V228ZM20 227H22L21 229H20ZM55 227V226H54ZM63 227V228H64ZM79 227H80V231H82V232H79L78 230H79ZM83 227V228H84ZM124 227V228H125ZM136 227V228H135ZM37 228V227H36ZM42 228V227H41ZM40 228V229H41ZM53 228V227H52ZM89 228H91V229H89ZM143 228V229H142ZM148 228V229H147ZM2 229H3V231H2ZM14 229V228H13ZM14 229V230H15ZM35 229V228H34ZM38 229H39V227H38ZM69 229V230H68ZM114 228H112V230H113ZM119 229V228H118ZM122 229V228H121ZM132 229V230H133ZM142 229V230H141ZM147 229V230H146ZM5 230H6V232H5ZM8 230V231H7ZM45 230H46V228H45ZM47 230H50V229H47ZM54 230H56V228L54 229ZM73 230V232H70V231H72ZM78 232H77V231ZM110 230V229H109ZM126 231L127 230H129V229H125ZM9 231H11V232H9ZM58 231V230H57ZM91 231H94V232H91ZM111 231V230H110ZM129 231H131V230H129ZM129 231H127V234H129V233H131V232H129ZM134 231H132V233L134 232ZM26 232H28V230H26ZM29 232H31V231H29ZM36 232L37 231H35V232H33L34 234H36ZM43 232V231H42ZM45 232V231H44ZM43 232V233H44ZM46 232H48V231H46ZM50 232H52V230H50L48 233H50ZM54 232V231H53ZM75 232H77L76 234H75ZM106 232H108V231H106ZM112 232V231H111ZM113 232H115L114 230H113ZM112 232V233H113ZM117 232V231H116ZM122 232H123V230H122ZM129 232V233H128ZM24 233H25V231H24ZM38 233V232H37ZM58 233V232H57ZM60 233V232H59ZM82 235V233L83 234H85L86 235V237H85V235L84 236H81L80 234ZM102 232H100V234H101ZM120 233V232H119ZM123 233H125V232H123ZM131 233V234H132ZM137 234L138 233V230H137V232H134V234ZM28 234V236H29V233H26V235ZM39 234V233H38ZM42 234V233H41ZM40 234V235H41ZM54 234H56V231H55V233ZM53 233H52V235H54ZM78 234L81 236V238L80 237H78ZM115 236H116V234L115 233H113ZM121 234V233H120ZM126 234V233H125ZM133 234V235H134ZM148 233H146V235H147ZM154 234V235H153ZM89 236V238H87L88 236ZM124 234H122V236H123ZM138 235H140V234H138ZM146 235H144L145 237H146ZM31 236V235H30ZM29 236V239H31V237ZM35 237H37L36 235H34ZM42 236V235H41ZM43 236H45V235H43ZM42 236V237H43ZM76 236V237H75ZM125 236V235H124ZM129 236V235H128ZM141 236V235H140ZM148 236V235H147ZM11 237V238H10ZM38 237H40L39 235H38ZM37 237V238H38ZM41 237V240L40 241H43L42 238ZM46 237V236H45ZM59 237V238H60ZM83 237H84V239H87V241L86 240H84L83 239ZM103 237V236H102ZM121 237V236H120ZM130 237H131V235H130ZM129 237V240H128V242H131V239L133 238H135V237H132V238H130ZM143 237V236H142ZM144 237V238H145ZM33 238V237H32ZM47 238V237H46ZM46 238H44V239H46ZM49 238H51V237H49ZM56 238V237H55ZM58 238V239H59ZM79 238V239H78ZM91 238V239H90ZM101 238V237H100ZM99 238V240L101 241V243H102V239H100ZM104 238H105V240H107V239H109L108 238V236H107V239H106V237L104 236ZM143 238V239H144ZM150 238V237H149ZM3 239V240H2ZM29 239H27V240H29ZM39 239V238H38ZM65 239V240H64ZM83 241H82V240ZM127 239V238H126ZM125 239V240H126ZM132 239V240H133ZM136 239V238H135ZM135 239H134V241H135ZM16 240V241H15ZM51 240V239H50ZM49 240V241H50ZM93 240H95V237H93ZM97 240V239H96ZM105 240L103 241V243H105ZM110 240V239H109ZM117 240V241H116ZM116 240H114V241H116L115 243L116 244H114V245H117L118 247H120V245H121V243L118 241V239L116 238ZM146 240V239H145ZM147 240H149V239H147ZM56 241H58V240H55V243H56ZM100 241H99V243H100ZM111 242H114V241H112V239L110 240ZM137 241H139V240H137ZM136 241V242H137ZM149 241H151V239L149 240ZM155 241V240H154ZM44 242H45V240H44ZM44 242H42V243H44ZM108 241H106V243H107ZM127 242V241H126ZM144 242H146V241H144ZM148 242V241H147ZM152 242V241H151ZM36 243V242H35ZM38 243V242H37ZM50 243V247H51V243H52V247H53V243L54 242H49ZM81 243H82V245H81ZM84 243H85V245H84ZM100 243V244H101ZM165 243V245H167L168 244V242H164ZM164 243H162V246H163V249H165L164 247H165V245H163ZM173 243V244H174ZM79 244V245H78ZM92 244H94V243H92ZM125 244H127V243H125ZM137 244V243H136ZM155 244V243H154ZM14 247H16V250H18V252L16 253V255H14L15 254V252L13 251V250H15V248H13L12 246ZM39 245H40V243H39ZM43 246H44V244H42ZM45 245H47V244H45ZM77 245H78V248H80V250H79V254L78 255H81L80 256V260L78 261V259L76 258V256H77V253H78V250H76L75 252L76 253H74L76 256H74L73 257V259L72 260H69L68 261V257L66 258V257H64L65 256V253H70V255H72V253L74 252V249H76L77 248ZM95 245V244H94ZM97 246H98V244H96ZM153 245V244H152ZM172 245V244H171ZM54 246H56V245H54ZM63 246V247H62ZM80 246V247H79ZM82 246V247H81ZM85 246V247H84ZM97 246H96V248H97ZM126 246V245H125ZM128 246H130V245H128ZM137 247H138V245H136ZM149 246V245H148ZM157 246H159V245H157ZM168 246V245H167ZM175 246V245H174ZM176 246H175V248H176ZM10 249H9V248ZM20 247V248H19ZM33 247H34V249H33ZM36 247V248H35ZM47 247V246H46ZM71 247H74L73 249L71 248ZM87 247V249H84V250H86L85 251V253H86V255H84L85 253L83 252V248H86ZM150 247V246H149ZM149 247H148V249H149ZM154 247V246H153ZM170 247V246H169ZM11 248H12V251H10L11 250ZM41 248V247H40ZM45 248V247H44ZM60 248H61V250H60ZM77 248V249H78ZM82 248V249H81ZM161 248V247H160ZM171 248H173V246L171 247ZM174 248V249H175ZM21 250V252H20V250ZM30 249H29V251H30ZM43 249V248H42ZM47 249V248H46ZM53 248H51V251H53L54 250ZM70 249V250H69ZM73 251H72V250ZM91 249V248H90ZM93 249H95V248H93ZM115 249V248H114ZM113 248H112V250H114ZM119 249V248H118ZM134 248H132V250H133ZM141 249V248H140ZM1 250H2V252H1ZM54 250V251H55ZM69 251V252H66V251ZM135 250V249H134ZM146 250H147V248H146ZM145 250V251H146ZM172 250V249H171ZM3 251H5V252H3ZM9 251L11 252V254H9ZM23 251H25V252H23ZM49 251V250H48ZM50 251V252H51ZM71 251V252H70ZM101 251H103V250H101ZM105 251H107L108 253H109V251L108 250H105ZM138 251V250H137ZM141 251H142V249H141ZM154 251V250H153ZM159 251V250H158ZM163 251V250H162ZM166 251H167V249H166ZM175 251V250H174ZM82 252V253H81ZM110 252H111V250H110ZM115 252H117V249H115V251H114V253L113 254H116ZM132 252V251H131ZM134 252H136V250L134 251ZM139 252V251H138ZM144 252V251H143ZM12 253H14V254H12ZM24 255H22V254ZM49 253V252H48ZM48 253L47 254H45V255H48ZM84 253V254H83ZM88 253V254H87ZM118 253H121V251L119 250L118 252H117V254ZM123 253V252H122ZM148 253V252H147ZM150 255H152V250H150ZM173 253V252H172ZM37 254H38V252H37ZM53 254V255H54ZM82 254H83V256L84 257H82ZM112 254V256H114ZM165 254V253H164ZM163 254V256L162 255H160L161 256V258H163V259H165L166 261L168 260V264H170V263H174L175 262V260L172 258V259H170L171 257H169L168 255L166 256V255H164ZM23 256L22 257V259L24 260V259H26V260H24L25 262H23L22 260H20L19 261V259L21 258L20 256ZM30 255H32V254H29L28 256H30ZM49 255H52V253H50ZM64 255V256H63ZM111 255V254H110ZM136 255V254H135ZM3 256V257H2ZM15 256H17V258H15ZM89 256H91L94 260H91L92 258L91 257H89ZM108 256V255H107ZM111 256V257H112ZM116 256V255H115ZM118 256V255H117ZM159 256V257H160ZM166 256V257H165ZM172 256V255H171ZM33 257H35V254H34V256ZM39 257H41L40 256V254H39V256H37V258L38 259H40ZM53 257V256H52ZM56 257H55V259H56ZM64 257V258H63ZM78 258H79V256H77ZM111 257L109 256L108 258H110L111 259ZM126 257H128V256H126ZM130 257H131V255H130ZM137 257V256H136ZM169 257V258H168ZM6 259V260H4V259ZM36 258V257H35ZM46 258V259H45ZM62 258L65 260L66 259V261H68V262H65L64 260H62ZM77 259V261H76V259ZM107 258V257H106ZM117 258H119V256L118 257H116V261H114L115 259L112 257V260L114 261V264H120L119 262H121V263H123V264H125V261H123V260H126V259H119L120 261L119 262H117L118 261V259ZM133 258V257H132ZM160 258V259H161ZM10 259H9V261H10ZM16 259V260H15ZM28 259H30V260H28ZM37 259V260H38ZM54 259V260H55ZM70 259V258H69ZM75 259V261L73 262V260ZM87 259V261H89ZM130 259V258H129ZM134 259V261L136 262L138 259H136V258H133ZM140 259V258H139ZM4 260V261H3ZM35 260V259H34ZM41 260V261H42ZM101 260L99 259V264H102L101 263ZM106 260V259H105ZM177 260V259H176ZM179 260V259H178ZM183 260H181L180 261V263L182 264L184 261ZM39 261V260H38ZM38 261L35 263V264H37L38 263ZM42 261V262H43ZM64 261V262H63ZM71 261V262H70ZM85 262L86 264H88L89 262ZM91 261H92V263H91ZM95 261V262H94ZM144 261V260H143ZM150 261V260H149ZM81 262H83V261H81ZM97 262V263H96ZM138 262V261H137ZM156 262V261H155ZM163 262V261H162ZM3 263V264H4ZM133 263V261L130 259V262H127V264H132ZM161 263V262H160ZM172 263V264H173ZM7 264V263H6ZM8 264H10V262H8ZM12 264V263H11ZM44 264V263H43ZM45 264H46V262H45ZM103 264H107V263H105V261L103 262ZM144 264V263H143ZM175 264V263H174Z\"/></svg>",
	"mask_w": 264,
	"mask_h": 264
},
{
	"label": "rangeland",
	"instance_id": "obj_2",
	"mask_svg": "<svg viewBox=\"0 0 264 264\" xmlns=\"http://www.w3.org/2000/svg\"><path fill=\"white\" fill-rule=\"evenodd\" d=\"M65 1H66L68 4L71 3V1H72V2H75V4H76V2L78 3V4H77V5H79V7L77 6V7L79 8L78 13H76V12H77L76 9H78V8L76 7V9H75V7H74V5H73L74 3H72V5H70L71 8L73 7V8L75 9L74 12L76 13V15H75L74 19H78V18H77V17H78L77 14H80V15H79L80 17L82 16L80 10H82V11L85 12V14H86V11L89 10V9H86L87 7L85 8L84 6H88V5H89V8H90V10H89V11H90V15H89V16H92V15H91V11H92L95 15H96L95 12H96L97 10L99 11V12H98L99 14L96 15V16H97V20H96V18H94L96 22L93 20V21H94V23H93V21L91 20L92 17L90 18L89 21H88V19H86V22H85V19H84L83 17H82V18H83L84 20H83L82 18H81V20H79V19H80V18H79V19H78L79 22H81V23H83V22L87 23V21H88V22L92 21V22H91L92 24L95 25V23H97L96 26H97L98 24L101 26V24H102V25H103L102 27H104V26L106 27V26L108 25V23H109V25L107 26V28H105V27L103 28L104 31H105V30H106V31L108 30V31H107L108 34H106V33H107L106 31L103 32V30H101L102 27L99 28V27H100V26H99V27L96 28V26L93 25V26L95 27V30H97V29L99 28L98 31L100 30L99 32H100L101 34L104 33V34L102 35V37L105 36V37H103V39H98V33H99V32H97V31H95L96 34H92V30L94 31V28H93V27H92V29H91V33L85 32V30H88V28L90 27V26L88 27V24L90 25V23H87V25L85 24L88 28L85 26L87 29L84 28V32H85V34L87 33V34L89 35L88 38H87V40H89V42H88V43H89L88 46L90 45V43L92 44V42L95 41V39L98 40L99 43H98L97 41H95V42H97V45H98V46H97V49H95V47H96V45H95L96 43H95V42H93V43H94L93 46H95V47L92 48V49H95V50H99L98 53H99L101 50H102V51H101L102 53H108V47H110V46H111V47H114V48H113L114 50L111 51V53H110V57H109L110 59H112V62H111L110 59L107 60V58L105 57V56H107V55L104 56V57L106 58V61H105V59H103V60H104V61H103L101 57H98V56L101 55V53H99V54H100V55H99L97 52H95V51H94V52L96 53L97 57L99 58L98 61H99V62L101 61V62H100L101 64H102V61L105 62V63H106V62L108 63V66H107L108 69H107V68L105 69L106 72L109 71V69H111L110 66H111V67H112V65L114 66V67H112V69L115 70V71H113V70L111 69V70H110L111 72H110V71H109V72H110V75H111L112 72L115 73V74H112V75H111V78H109L110 80H108V82L112 83V85H113V84H117V82H119V80H120L119 84H117V85H119V86H117V89H116L117 92L119 93L120 91H122V90L124 89L125 91L123 90L124 92H120V94H124V95H126V94H127V91H128L129 89H130V91H131V85H129V84H130V83H131V84L133 83V84H132V86H133V87H132V88H133L132 91L134 90V93H135L134 96L132 95V94H133L132 91H131L132 93L129 92V93L127 94L128 97H127V96H124V95L122 96V95L119 94V95H120V101L122 102V103H120V104H121V108H122V107H123V108L125 107L126 109L128 108L127 110L131 109V110H129V111H127V110L125 109V112H130V113H125V112L123 111V108H122V109H121V110H122L121 113L124 112V114H126V115L130 114L131 116H135L136 114H138V115H136V116H139V117H137V119H136V117H131L130 115H128V117H130L131 120H128V122H127V123L125 122V124H128L129 122L131 123V121L133 122V121H135V119H136L137 121H139L138 124H141V125H142V126L140 125V127H143V128H144V129L142 130V128L140 129L139 125H137L136 129L133 130V132L139 129L141 135H143V134L145 133V134H146L145 136H146L148 139H150V138H151L152 140L155 139L156 141L154 140V142H157V139H158V140L160 141L161 144L166 143L167 140H168V142H169L171 145H168V143H167V145H168L169 147L166 148V149L169 150V148H170V146H171V147L174 148V151H175V152H176V151H180V153H178L180 157L177 155V153H176V156H178V157L180 158V160H181V155H180V154L183 153L182 156H184V154H186V153L188 152V151H187L186 153H184L186 150L183 152V150L185 149L186 146L184 147L185 144L182 145L183 140L185 139L186 136H187V140L185 141L186 143H189V144H190V142L192 143V141H193V144H191V146H192V145H193V146H192V147L190 146V149L187 148L188 146L186 147V148L189 150V152H190V150H191V151H194V150H198V151H200V150L202 149L201 147H200L201 149H198L199 146H197V143H198V145H200V144H199L200 142H198V141H200L201 138H202L201 136L198 137V136L201 134V131H199L200 134L198 135V134H196V133H198V131L195 129L196 126L192 127L193 125H195V124L197 123V121H195V118H194L195 123H194V121H192L193 116H194L195 114H196L195 116L198 118V124H200V123L203 124V122H204L203 127H204V125L206 124V122H205V120H204V118H203L202 115L205 114V110H206V109L208 110V113L210 114V116H211V113H212V112L216 113L215 115L213 114L214 116H213L212 119H211L212 116L210 117V116L208 115V117H210L211 121H213V123L211 122V123H212V124H211V123L209 122L210 119L208 118V121H207L208 123H207V125L210 124L211 127H213V126L217 127V123H218V122L221 123V122L224 121V124H225V123H226L225 120H227V124L230 122L229 124H231V125L233 126V124H234V123H237L239 119H242V118L244 119V118H246V117L249 118V116H250L249 121H251V115H252V114L254 115V116L252 117L253 120L255 119L254 117H258V116H256V114L259 113V110H258V111L255 110V111L258 112V113H256L255 111L252 113V111L250 110L251 107H250V109H249V107L247 108V106L245 105L246 108H247V110H246L245 106L242 105V104L247 103L246 100L248 101V99H247V97H246V94H245V93H246V90L243 89V88H242V90H237V91H235V92H236L235 94L239 93V97H237V99H236V97H234V98H235L236 101H237V100H241V99H242V100L245 99V103H242V102H239V101H238V102L234 101V104L232 103V104H233L232 109L235 108L236 110L234 109V111H236V112H234V111L230 108V104H228V106H229V111H230V110L233 111V112H231V113L229 112L230 115H227V114H229L228 111H226V113L224 112L225 107H224V109H221V110H219L218 107H216V108L219 110V112H220V113H218V114L220 115V117H219V115H218L217 117H215V116L217 115V112H216V109H214V107H215V105H217V103H216L215 105L213 104V105H211V106H210V104H212V103H210V102H209V104L206 103V101L208 102V98H209V97L207 96V93H206V92L210 91L212 88H213V90H214V91L212 90L214 93H215L216 90H221V91H223V92L221 93V97H220V98H223V99H224V97L226 98V95H225L226 92H227L228 94H229V93H230V94L233 93V94H231L232 96L235 95V94H234V88H236L235 83H236V84H237V82L239 83L240 80L243 82V79H244V82H245V77H246V76H244V75H242V74H243V72H244V73L247 72V71H248L247 69H249V64H248L249 60H248V58H249L250 56H249L248 51L245 52V51L249 48V46H247L248 44L245 46V43H244L243 46H242V42H241V41H238V40L236 41L237 38L235 39V41L232 39V36H234V29H233L234 24H232V23H234L233 20H236V15H237V17H239V15H240V18H241V17H242V18H243V17H246V18H247V14H246L245 12H248L249 15H251L250 12L252 13L253 10H255V7H256V9H257L259 5H261L262 3H264L263 0H244V1H243V0H239L238 3H241V1H243V2L245 3V1H246V3H248V5H249V9H247V8L245 9V8H244V6L242 5L243 2H242L241 4H238V3H236L235 0H234V1H232V0H229V1H227V0H222V1H223L222 3H217V0H215L216 3H215V2H212L213 4L215 3V6L213 5V7H212V9L214 8V9L212 10V13H213V14H212V13H209V12L211 11V9H210V8H211V4H210V7H209L208 1L210 2V0H207V1H206V0H148L147 2H146V0H145L146 3H145L144 1H142V0H138V2H137V0H134V2H137L136 4H135L134 2H132V0L130 1V3L128 2L127 4H126V2L129 1V0H123V1H121V0H115V1H114V0H109V1H108V0H105V1H102V0H82V1H81V0H80V1H79V0H65ZM68 1H69V2H68ZM91 1H92V3H91ZM117 1H118V3H115V2H117ZM150 1H151V2H150ZM174 1H175V2H174ZM177 1H178V2H177ZM205 1H206V2H205ZM213 1H214V0H213ZM224 1H225V2H224ZM237 1H238V0H237ZM258 1H259V2L261 1V2L259 3V5L257 4V6H255L254 9H252V7H251L252 11H250V10H251V9H250V6H251L252 2H254L253 5H254V4L256 5V2L258 3ZM100 2L103 3V4H101ZM104 2H105V3H104ZM119 2H120V3H119ZM122 2H124V3H122ZM143 2H144V3H143ZM161 2H162V3H161ZM186 2H187V3H186ZM197 2H198V5H197ZM84 3H85L86 5H85ZM132 3H133V4H132ZM138 3H139V4H138ZM140 3H141V5H143V7L140 5ZM142 3H143V4H142ZM147 3H148V4H147ZM150 3H151V4H150ZM160 3H161V4H160ZM178 3H179V4H178ZM202 3H204V4H202ZM224 3H231V4H229V6L232 5V8H233V7H234V8L231 9V7H230V9L227 10V7L229 8V6L226 4L227 7H226V6L223 7V5H225ZM235 3H236V4H235ZM244 3H243V4H244ZM246 3H245V4H246ZM250 3H251V4H250ZM80 4H83V7H82V5L80 6ZM96 4H97V5H96ZM104 4H105V5H104ZM111 4H112V5H111ZM114 4H119V5H114ZM121 4H122L123 6H125V7H124V8H123V6L121 7V6H120ZM128 4H131V6L128 5ZM134 4H135V5H134ZM172 4H173V5H172ZM188 4H189V5H188ZM192 4H193V6H192ZM194 4H195V5H194ZM206 4H207V6H206ZM216 4H217V5H220V6H219L220 9H219V8H216V9H217V12L215 13L214 10H216V9H215ZM65 5H66V3H65ZM91 5H92L93 7L95 6V7H94L95 9H93V7H91ZM98 5H99V6H98ZM103 5H104V6H103ZM106 5L108 6V8H107ZM127 5H128V6H127ZM203 5H204V6H203ZM246 5H247V4H246ZM246 5H245V7H246ZM109 6H110V7H109ZM132 6H134V7L132 8ZM137 6H140L139 9H138ZM144 6H145V7H144ZM147 6H148L149 9L147 8ZM165 6H166V7H165ZM189 6H190V7H189ZM196 6H198L199 9H197L198 7H196ZM66 7H67V5H66ZM81 7H82V8H81ZM104 7H106V8H104ZM135 7H136V9H135ZM141 7H142V9H141ZM184 7H185V8H184ZM193 7H194V9H193ZM205 7H206V9H205ZM217 7H218V6H217ZM236 7H237V8H236ZM262 7H264L263 4H262ZM80 8H81V9H80ZM83 8H85V9H83ZM97 8H100V10L97 9ZM101 8L103 9V12H101V11H102ZM122 8H123V9H122ZM125 8H126V10H124ZM128 8H130V9L127 10ZM143 8H144V9H143ZM162 8H163V9H162ZM190 8H191V9H190ZM104 9L107 10V11H106L107 13L109 12L110 14H111V13L114 14V18H115L116 22L120 21V18H121L122 16H124V19H123V20H122L123 17L121 18V20L123 21V22L120 23L121 25H119V22L116 24L115 20L113 21L114 18H113V19H112V18H108V19H106V17H107L106 15H108V17H110V16L112 17V14H111V15H110L109 13L106 14L105 11H104ZM108 9H109L110 11H109ZM118 9L120 10V11H119V14H117V13H118ZM146 9H147V11H146ZM186 9H187V10L189 9V10L187 11ZM192 9H193V12H195V13L192 12ZM196 9L199 10V11H197ZM200 9H202V10H200ZM204 9H205V10H204ZM218 9H219V10H218ZM261 9H262V8H261ZM71 10H72V9H71ZM84 10H86V11H84ZM94 10H96V11L94 12ZM134 10H135L136 12H135ZM138 10H142V12H144V13L141 12V15H140V12H139ZM153 10H154V11H153ZM157 10H158V11H157ZM194 10H195V11H194ZM242 10H243V11L245 10V12H243ZM257 10H258V9H257ZM113 11L116 12V14H115ZM129 11H132V12H129ZM133 11H134V12H133ZM172 11H173V12H172ZM233 11H235V16L231 17L232 20H230V18L227 19L229 16H232V15H230V13H232ZM263 11H264V8H263ZM67 12H68V15H69V16L72 15V14H71V11H70V9H69V7H67ZM74 12H72V13L74 14ZM100 12H101V13H100ZM128 12H129V15H128ZM137 12H139V13L137 14ZM147 12H148V13H147ZM154 12H157V13H154ZM164 12H165L166 14H167L168 12H169V13H173V14H167V15H166V14H164ZM197 12H199L198 14H200V12H201V14H200V15H197ZM202 12H203V13H202ZM236 12H238L239 14H237ZM133 13H135V14L133 15ZM149 13H150V14H149ZM152 13H154V14H152ZM179 13H180V14H179ZM214 13L216 14V16H215ZM242 13H243V15H242ZM256 13H257V11H255V14H256ZM38 14H40V13H38ZM85 14H84V15H85ZM103 14H104V15H103ZM161 14L164 15V16H162ZM190 14H191V16H190ZM194 14L197 15V16H199V17H198V18H197V16L195 17ZM202 14H203V15L206 14L205 17H204ZM223 14H225V15H223ZM252 14H253V13H252ZM40 15H41V14H40ZM43 15H44V13L42 14V16H43ZM95 15H94V16H95ZM109 15H110V16H109ZM125 15H126V16H125ZM137 15H138V16H137ZM146 15H147V16H146ZM217 15H218V16H217ZM249 15H248V16H249ZM89 16H88V11H87V18H89ZM94 16H93V17H94ZM96 16H95V17H96ZM98 16H99V17H98ZM101 16L105 17V18H104L105 20H103V17H101ZM142 16H143V17L145 16V17L143 18V20H141V19H142V18H141ZM166 16H167V18H166ZM192 16H193V17H192ZM200 16H201V17H200ZM202 16H203V17H202ZM219 16H220L221 18H220ZM223 16H227V18H224ZM71 17H73V15H72ZM126 17H128V18H126ZM148 17H149V18H148ZM172 17H174V18H172ZM182 17H183V18H182ZM222 17H223V18H222ZM259 17H260V16H259ZM43 18H45V17L43 16ZM85 18H86V16H85ZM99 18H101V19H99ZM132 18H133L135 21H137V22L139 21L138 23H141L142 25L144 24V25H143L144 28H148V29H150V30H151V29H154V28H157V30H158V29L161 27L160 30H161V31H165V32H167V36H168V35H170L171 37L173 36L172 38L174 39L175 42H172V41H167V42H166V40H167V36L165 35L164 32H163V33L161 32L162 35L158 36V38H150V37H147V36H148L147 33H144V32L141 33V31H140L141 34H140V33H137L138 30H140L139 28H141L142 25H141V24L138 25V23H137V22H134V20H133ZM136 18L139 19V20H137ZM145 18H147V19H145ZM150 18H152V19H150ZM159 18H161V19H160L161 21L159 20ZM164 18H165V19H164ZM168 18H171L172 20L175 19V18H177V19H175V20H177V21H175V23L173 24V25H174L173 27H174L175 30L172 29V28L170 29V24H171V27H172V23H171L172 21H171V20H169V21L166 20V19H168ZM195 18H197L196 20L199 19L198 22H196V21L194 22V19H195ZM200 18H201V20H204V21H203L204 24H203L202 21H200ZM210 18H211V19H210ZM260 18H261V17H260ZM98 19H99V20H98ZM109 19H110V21H109ZM127 19H128V20H127ZM131 19H132L133 21H130ZM222 19H223V20H222ZM244 19H245V18H244ZM101 20H102V21H101ZM106 20H107V22H106ZM124 20H125V21H124ZM140 20H141V22H140ZM144 20H145L146 22H144ZM163 20H164V22H163ZM165 20H166V22H165ZM178 20H179V21H178ZM181 20H183V21H181ZM229 20H230V25H233V26H231L233 30H232L231 27H230V30L228 29V30L226 31L225 29H223V28L221 27V25H222L224 22H226V23L228 24V26H229ZM237 20H238V19H237ZM237 20H236L235 22H238ZM240 20L242 21V19H240ZM103 21H104V22H103ZM127 21H128V23L126 24ZM151 21H152V23H151ZM154 21H156V22H154ZM167 21H168V22H167ZM170 21H171V22H170ZM191 21H192V22H191ZM130 22H132V27H131V25H130V24H131ZM149 22H150L151 25L149 24ZM162 22H163V23H162ZM173 22H174V21H173ZM193 22H194V24H193ZM201 22H202V23H201ZM216 22H217V24H216ZM220 22H221V23H220ZM257 22H258V21H257ZM106 23H107V24H106ZM129 23H130V24H129ZM135 23H136V24H135ZM146 23H148L150 26H149L148 24H146ZM161 23H162V24H161ZM165 23H166V24H165ZM177 23H178V24H177ZM205 23H208V24H205ZM242 23H243V21L241 22V24H242ZM254 23H255V22H254ZM254 23H253V24H254ZM104 24H105V25H104ZM122 24H123V26H124V25H126V26L122 27ZM134 24H135V25H134ZM156 24H157L158 26H157ZM160 24H161V25H160ZM163 24H164V25H163ZM186 24H187V25H186ZM190 24H191V26H190ZM256 24H257V23H256ZM256 24H255V26H256ZM110 25H111V26H110ZM128 25H129L130 29H131V28H132V30H133V28L135 29V30H133V31L130 30V31L133 32L132 34H134V33H135L134 31L137 30V32H136V33H137V34H136V35H137V39L140 40V38H142L141 41L137 40V44H138V45H139L140 43H142V40H143V39L146 40L145 43L148 41L150 44H151L152 42H154V41H160V40H162L163 43H165V44L162 43L163 46L165 45V48H167V49H169V50H170V49H171V50H174L173 53H175V52L177 53V55H176V53H175V55H174V56H176V59H177V60H176V59L174 58L175 61H178V62H186L187 59H188V61H189V59L192 58L193 61H196L195 64L198 63L196 66H198V67H199L200 65L202 66V67L200 66V67L202 68V69L200 68L201 70H204L203 68L206 66V67H205V72H204V71H201V72H200V69L198 70V67L196 68L195 65H194V67H192V68H188V70L185 69L186 67H185L183 70H181L180 68H179L180 70L177 69L176 71L178 72V74H172V73H174V70H175V69H174V70H171V72H169L170 69H169V70H166V71H165V70H164V71H163V70L161 71L160 69H159V70H160V71H159L158 69H156V71H155L156 73H155V72H154V69L150 68V67H153V66H151V65L155 62V58H150V59H152V60H154V61L149 60V55H147V56H148V59L145 58V61H144V58H143L142 56H140V58H142V60H143L144 62H146V63H144V64H146V65H147V64H150V67H149V65H148V67L150 68V71H149V68H147L146 66H145V67L142 66V65H144V64L141 65L142 67H141L140 65H139V66H140V67H139L137 64H136V65H137V66H136V65L133 64V63H132V64H133L132 66H128V64L126 65V63L124 64V62H126V61H127V63H128V61H130V62H132L133 60L135 61L134 57L136 58L137 52L134 51V50H137V49L139 48V46L135 43L136 41H134V40H136V37H135L136 35H133V36H132V35L130 34L131 32L129 31V29L126 30V28H129V27H127ZM136 25H137V26H136ZM147 25H148L149 27H147ZM154 25H156V26H154ZM168 25H169V26H168ZM175 25H176V26H175ZM180 25H181L184 29H183L182 27H180ZM192 25H193V27H192ZM195 25H198V26H195ZM200 25H201L202 27H201ZM205 25H206V26H205ZM223 25H225V24H223ZM238 25H239V27H236V28H240V27H242V26H240V22H239ZM243 25H244V24H243ZM257 25H259V24H257ZM117 26H118V27H117ZM143 26H142L141 29H143ZM152 26H153V27H152ZM188 26H189V27H188ZM207 26H208V28H207ZM210 26H211V29L209 28ZM226 26H227V25H226ZM235 26H237V24H235ZM252 26H253V25H252ZM137 27H138V28H137ZM191 27H192V28H191ZM195 27H198V28H195ZM223 27H224V26H223ZM253 27H254V26H253ZM47 28H48V27H47ZM123 28H124V30H126V32L123 30ZM194 28H195V30H194ZM224 28H226V27H224ZM244 28L248 30V28H246L245 25H244L243 29H244ZM263 28H264V27H263ZM121 29L125 32V35L123 34L124 32H123ZM196 29L199 30V31H200V29H201V32L197 31ZM204 29H205V30H204ZM213 29H214V31H213ZM218 29H219V30H218ZM245 29L243 30V33H244ZM89 30H90V28H89ZM89 30H88V31H89ZM111 30H112V31H111ZM172 30H173V31H172ZM180 30H181V31H180ZM203 30H204L205 32H203ZM206 30H207V31H206ZM209 30H210V31L212 30L211 32H213V34L210 33V32H208ZM235 30H236V29H235ZM239 30H242V29H239ZM239 30L237 29L236 32H238ZM261 30H262V28H261ZM110 31H111V32H110ZM118 31H119V32H118ZM121 31H122V32H121ZM142 31H143V30H142ZM144 31H145V30H144ZM148 31H149V30H148ZM148 31H147V32H148ZM179 31H180V32H179ZM187 31H188V32H187ZM223 31H224V32H223ZM263 31H264V30H263ZM263 31H262V32H263ZM95 32H94V33H95ZM127 32H128V33H127ZM129 32H130V33H129ZM145 32H146V31H145ZM182 32H183V33H182ZM197 32H199L198 34H200V35H198ZM202 32H203V33H202ZM215 32H216V33H215ZM222 32H223V33H222ZM111 33H112V35L114 34L115 36H112ZM115 33H117V34H115ZM119 33H120V34H119ZM121 33H122V34H121ZM148 33H150V31H149ZM161 33H160V31H159V34H161ZM193 33H194V34H193ZM195 33H196V34H195ZM208 33H210V34H208ZM225 33H226V34H225ZM229 33H230L231 35H230ZM238 33H239L238 35H240L242 32L239 31ZM243 33H242V34H243ZM245 33H246V31H245ZM87 34H86V35H87ZM91 34H92V35H91ZM101 34H99V36H101ZM109 34H110V36H109ZM126 34H127V35H126ZM138 34H140L141 36L138 35ZM175 34H177V35L180 36V37L183 36L182 39H181L180 37H177ZM192 34H193V35H192ZM206 34H207L208 36H207ZM222 34H223V35H222ZM242 34H241V37H243ZM57 35H58V34H57ZM57 35H55L56 37H53V36H54V35H53V36H52L53 39H54V38H55V40L60 39V38H59L60 35H58V37H57ZM86 35H84V37H85ZM119 35H121V36H119ZM130 35H131L132 37H131ZM209 35H210V37H209ZM218 35H219V36H218ZM226 35H228V36H226ZM235 35H236V34H235ZM238 35H237V36H238ZM244 35H245V34H244ZM96 36H97V37H96ZM116 36H117V37H116ZM122 36H123V38L121 39ZM129 36H130L131 38H128ZM162 36H163V37H162ZM184 36H185V37H184ZM187 36H188V37H187ZM197 36L199 37V39L201 38L200 36H203L202 38H204V39H202L203 42H201V44H199V43H200L199 41H201V39H200V40L197 39V38H198ZM204 36H205V37H204ZM222 36H223V37H222ZM229 36H230V37H229ZM89 37H91V40H92V38L94 37V38H93L94 40L90 41V38H89ZM109 37H110L111 39H110ZM125 37H126L128 40L125 39ZM160 37H162V38L160 39ZM176 37L179 38V39H177ZM234 37H236V36H234ZM238 37H239V36H238ZM258 37H259V36H257V38H258ZM104 38H105V39H104ZM106 38H107V39H106ZM108 38H109V39H108ZM112 38H113V40H112ZM119 38H120V39H119ZM133 38H134V39H133ZM183 38H185V39H183ZM186 38H188L189 40H188V39L186 40ZM205 38H207V39L205 40ZM212 38H213V40H212ZM216 38H217V39H216ZM218 38H219V39H218ZM245 38H246V37H245ZM245 38H244V40H245ZM13 39H14V38H13ZM18 39H19V38H18ZM23 39H25V40H23ZM23 39H21V42H24V41L26 42L27 40H28V41L30 40V42L27 41L28 43H26V44H31V45H32V43L35 44L34 42H37V40H35L36 38H35V39H31V38L28 37V36H25ZM26 39H27V40H26ZM123 39H125V41L128 42V43H126V44H124V45L122 44V42H121V43H118V42H120L119 40H123ZM129 39H130V40H129ZM170 39H171V38H170ZM170 39H168V40H170ZM180 39H181L182 41H181ZM221 39L224 41V44H223V41H222ZM224 39H225V40H224ZM240 39H241V38H240ZM22 40H23V41H22ZM31 40H32V41H31ZM110 40H112V41H110ZM131 40H132V41H131ZM194 40H195V42H193ZM204 40H205V41H204ZM227 40H228V41H227ZM229 40H230V41H229ZM15 41H17L19 44L21 43L19 40H15ZM62 41H63V38H62ZM114 41H115V43H114ZM133 41H134V43H133ZM138 41H139V43H138ZM186 41H187L188 43H187ZM190 41H192L191 44L194 43V44H193L194 47L191 48L192 50H193L194 48H199V49H194V50L192 51V53H191V49H188V48L191 47V45H188V44H190ZM207 41H208V42H207ZM221 41H222V42H221ZM242 41H243V38H242ZM31 42H32V43H31ZM45 42H46V41H45ZM57 42L60 43L61 40H60V42H59L58 40L55 41V44H56ZM100 42H106V43L108 42L107 45H106V46H108V44H109V46H108L107 49H106L107 52H103V51H104V50H103L104 48L101 49V48H102L101 45L104 44V46H105V43H103V44L100 45ZM130 42H131L132 44H131ZM143 42H144V41H143ZM148 42H147V43H148ZM170 42L173 43V44L171 45ZM197 42H198V43H197ZM206 42H207L208 45L205 46L204 43L206 44ZM211 42H212V43H211ZM226 42H227L228 44H226ZM237 42H238V43H237ZM239 42H240V43H239ZM244 42L249 43L248 40H247V41H244ZM37 43H38V42H37ZM46 43H47V42H46ZM123 43H124V41H123ZM149 43H148V44H149ZM155 43H156V42H155ZM168 43H169V45H168ZM182 43H183V44H182ZM185 43H187V44H185ZM229 43H230V45H229ZM21 44H23V43H21ZM24 44H25V43H24ZM115 44H117L119 47L117 48ZM120 44H122L124 47H125V46H126V47H125V48H124V47H121ZM129 44H130V45H129ZM133 44H134V47H130V48H129V46H131V45L133 46ZM184 44H185V45H184ZM99 45L101 46V48H100ZM135 45H136V46H135ZM140 45H142V44H140ZM145 45H146V44H145ZM166 45H168V47H166ZM174 45H175V46H174ZM183 45H184V46H183ZM216 45H217L218 47L221 45V46H220L221 48L218 49L219 52H218V50H217V48H216ZM78 46H79V45H78ZM80 46H81V47H80ZM80 46H79V47H80V49L82 50V45L80 44ZM88 46H86V48L83 47V48L85 49V50H83V53H84V52H87V51L89 52V50H91V46H92V45H90L89 47H88ZM106 46H105V47H106ZM142 46H143V45H142ZM142 46H141V47H142ZM179 46H180V47H179ZM185 46H186V47H185ZM187 46H190V47H187ZM201 46L204 47V48H202ZM209 46H211L210 48H212V46H213V48L210 49ZM224 46H225V47H224ZM75 47L78 48L77 45L73 46V48H75ZM98 47H99L101 50L98 49ZM111 47H110L109 49L112 50ZM115 47H116V48H115ZM127 47H128V48H127ZM135 47H136V48H135ZM141 47H140V48H141ZM170 47H171V48H170ZM181 47H182V48H181ZM205 47H206V48H205ZM207 47H208L210 50H212V51L209 52V50L207 49ZM226 47H229V48L226 49ZM238 47H239V48H238ZM240 47H241V48H240ZM247 47H248V48H247ZM76 48L74 49L75 51H76V50H77V51H80V50H78V49H76ZM123 48H124V49H123ZM131 48H132V49H131ZM133 48H134V50H133ZM172 48H175V49H172ZM179 48H181V49H179ZM185 48H187L185 51L190 50V51H188V53H191L192 55H193L194 52H195V54L198 52L196 55L194 54V56H196V57H194V56L191 57V56H190V58H188V57H189V54H188L187 52L184 53V54H186V55H183V56L181 55V56H180V54L182 53V52H180V50L183 49V51H184ZM201 48H202V52L199 51V50H201ZM214 48H215L216 51H214ZM224 48H225V50H223ZM246 48H247V49H246ZM118 49H119V50H118ZM120 49L123 50V53H122V54L120 53V52H121ZM126 49L131 53V55H132V57H133V60L131 59L132 61L130 60V58H132V57H131L130 55H128L129 52L127 53V50H126ZM236 49H237V50H236ZM116 50H118L119 52H118V51L116 52ZM124 50H125V52H124ZM132 50H133L134 52H133ZM138 50H139V49H138ZM138 50H137V51H138ZM175 50H176V51H175ZM177 50L180 52V53H179V56H178V51H177ZM196 50H197V51H196ZM203 50H204V51L206 50V52H205V53H206V56L204 55V54H205V53H204V54H203V57L205 56L204 58H207V57L209 58V59L207 58L208 61H206V62H209V65H208L207 63H206V65H205L204 61H201V60H200V56H202V55L198 56L199 59L197 58V55L199 54V52H200V54H202V53L204 52ZM231 50H232V51H231ZM243 50H244V52H245L246 54H245L244 52H242ZM185 51H184V52H185ZM220 51H222V52H220ZM223 51H224V52H223ZM226 51H227V52H226ZM238 51H239V52H238ZM18 52H20L21 55H20L19 57H17V55H16V56H13L12 58L9 57V61L12 60V59L14 60L15 58H17V59L20 58V59H21L22 57H23L22 59L27 58V60H31V59H32V60H31V63H30V64L28 63L30 66L26 65L27 63H25V62H24V63H20V64H17V63H16V62H18V61H19V62H23L22 59H21V60H18V61H16V59H15L14 62H12L13 60L11 61V62L14 63V64L16 63L17 65H20L19 67H16L17 70H18V73H17L18 75H17V76H19L18 78H20V79H22V78L24 77L23 80H25V83L27 82V84L21 85V87H19V88L24 87V88H22L23 90H22L21 93H18V92L21 91L19 88H18L19 91H18L17 89H16L17 91L15 90V88H14L15 86L13 85L14 83H3V85H4V84H7V85H5L6 87L0 86V92H1L0 95L2 94V95H1L2 97H1V98L3 99V100L1 101V98H0V111H1V112H0V124H1V125H0V130L3 132V133H2V132L0 131V135L3 134V135H1L0 137H1L2 139H3V138L5 139V138L7 137L5 140L3 139L4 141H3L2 139H0V143H1V146H0V147H1V148H5V150H4V149H2V150L0 149V158L2 159V156H4L5 153H6V155L3 157V159H5V161L7 160V162H5L3 159H2V160L0 159V160L2 161V163L5 164V165H4V164H1L0 167H3L2 169H4V166L7 167V166L11 165V166H10V168H11L12 165L15 166V165L17 164L15 168H17V167H18V168L15 170V171H17V173H15V175H16V176L20 175V176H18L19 178L15 177V175H12V174H14V172H11L12 169H11V171H10V169H7V170H9V175H10V172H11V175L13 176V177H11V178H14V177H15L14 179H16V182H18L17 179H18V180H22V178H23L22 181L18 182L19 185L16 184L15 182L12 183V184H14V183L16 184V185L14 184L15 187H17V188H21V187H22V184L26 182L25 184H23L24 186L26 185V187L23 186L22 188H24V192H25L26 189H27V191L29 190L28 193H27V192H26V193H27L28 195H31V196H32L31 198H28V197H30V196H28V195H26L27 198H26V196H25V201H26V202H27V200H28V201L30 200V202H29V204H28L30 207L27 205V207L25 208V206H26L27 203L24 202V204L22 205V201H20V199L17 198L18 196H20V193L18 194V196H17L16 193H18L19 191H21L22 188L17 190L15 187H13V188L15 189V191H16V193H15V191H14V194H15L16 197H11V196L9 197V195L12 193V191H11V193H9V189H11V187H10L11 185H10V186H9L8 184L5 185L6 182H3V179L5 180L6 173H8V172H6V173L4 172V173H5V174H4L3 171H4L5 169L2 170L1 168H0V177H3V179L0 178V179L2 180V181L0 182V186H1V187H0V196H2V199H3V195H6V196H7V199H4L5 201H6V200H9L10 202H11V201H12V202L14 201V202L16 203V204H15V203L13 202V203H12L13 205L11 206L10 203H8V201H7L8 205H10L8 208L6 207L7 210H10L11 208H14L15 205H16L18 208H21V209H18V208L16 207V208H17V211L19 210L18 213H21L22 210H23V212H25V210H26L28 213H30V214H28L27 212H25L26 214H24V215H27V214H28V217L26 216V218H27L28 220H31V221H32V222H31V221L28 222V221H26V219H25V221H26V226H27V224H29V225L31 226V225H32L31 223L36 224L35 226H32L33 229H29V226H27L28 228L25 229L26 226L24 227V225H23V229H25V230H24L25 233H24V231H22V232H21V230L19 231L18 228L16 227L17 230H18V233L20 232L21 236H22L23 234H25V236H26L27 238H25L24 235H23V237H24V239L26 240V242H29V241L31 242V241H32V242H31V246H33V242H34V245L36 244V245H35L36 247L38 246V248L35 247L36 250H33V251L31 252L32 247L29 245L30 242H29L28 244L25 243L26 248H27L28 246H30L31 249L29 248V249H30V251H29V249L27 248L28 252L23 251V252H25V256H24L22 253H21V254H22L24 257H26V254H28V253H29V254H32V255H30V256H28V255H29V254H28L27 257H29L30 259L34 258L35 260L32 259L31 262H29V263H32V261H35V263H36V262L39 260L37 264H43V263L45 264V262H46V264H47L48 261H50V260H48V259H52L51 261H57V257H56V256H58V254H57V255H55V254L57 253V250H58V249H57L56 247H59L60 244H61V245L63 244L64 241H63V242L61 241V237H62V240H63V237H64L63 235H65V237H66V235H68L67 233H69V231H66V230H65V227L62 225V220H63V219H61V221H60V220L58 221V219L63 218V216L65 215V216H64V220H63V224L65 225L66 222H67L66 220L68 219V217L71 216L72 218H74V219H73L74 221H73L72 225L74 224V222H75V224H76V221H80V222H81V223H80L81 225L79 224L80 226H83V225L85 226V224H86L85 227L83 226L84 228L81 227V228H82V231H83V233H84L85 231H87V232L89 231V230H86V229H87L86 227H87L88 225H89L88 227H92V230H94L95 228L93 229V226H90V225H95L94 227H97L98 225L101 226V225H102V222H103V218H104V219H106V218H105V217H102V222H100V221H101V214L99 215V213H98L100 210H98L97 213L95 212V211H96L95 209L97 208V207H96L97 205L93 202L94 199L91 200L92 198H90V200H88V202H87V203H89V201H92V202L96 205V206L93 205V206H94V208L92 207L93 209H92L90 206H87V204H85L84 202H83L84 205H82V201H85V199L82 200L81 198H82L84 195H86V194H87V196H88V193H89L88 188H86V190L83 189V191H81V190L79 191V190H78L79 193H80V192L82 193V192H86V191H88V193H85V194L83 193L84 195L82 194V196H81L80 194H78L79 197L81 196L80 198L78 197V199L76 198V197L78 196V195L76 196V193H75V196H74V194H71V192H72L74 189L77 188L76 186H75V187H76V188H75V187H73L74 185H72V188H74V189H72L71 192L68 191V188H65V189H66V190H64L65 192L60 190V188L58 187V183H57V182L59 181V186H60V185L62 184L61 181H63V180H62L63 177L61 176V179L59 178V180H58L57 178L60 177V176H57V178H56V175H60V173H61V172H58V171H59L58 168H57V172H58V173L56 172V174H53V175L55 176V180L57 179V182H56L57 185H55V186H57V187H55V189L57 188V190H58V191H57V195H56V197H55L56 192H54V195H53L54 198L49 197V198H51V199H54V201H55V200L58 201V205H57L56 202H54V201H50V199L46 197V195H47L46 192H48L49 189L46 187V188H47V191H46V190L43 189V188H45V187H41V185L43 186V184H44V186H45V183L42 184L41 182H44V180L47 181V182H49V180H48L49 177H47V178H48V179H47L45 176H40V175H39V176H37V177L39 178V179H38V178L36 177V175H37L36 173H38L36 169L33 168L34 170H36V171H34V170L31 169L30 167L26 166V163H24V164L19 163V162H22L23 160H24V162H25V160H26L27 163H34V164H35L36 162H38V164L40 163L41 166L44 165V166L41 167L40 165H38V164L36 163L35 166L38 167V168H37L38 171H41L42 169L46 168L47 166L49 167V164H50L51 162H54V163H55V161H52V160H54V158H52V157L55 156V158H56V155H55V154L58 152V151L56 150V148H58V147L61 148V147H63V145L65 144V143H63V145L61 146L60 143H59V144H56L54 140L50 139V138H52V137H50V136H51V130H50V129H52L53 127H51V128L46 127V129L48 128V129H47L48 131H47V130L45 129V127L43 128V127H40V126H41L42 124L47 126L48 122H49V123H52V122L54 123V120H55V119H53V121H51V122H50V120H51L52 118H56V117H57V115H56V117H55V114H54V116L52 115L53 117H51V115H50L51 112H50V114H49V113H48V112H49V110H48L49 108L46 107L47 104L51 103V102H49L50 100H48V99H49V95L52 96V97H51L52 99H51V98H50V99L53 100L52 103H53L54 105H56V107H57V106L59 105V103L61 102L59 99H57L59 102L56 100V98H58V97H57V96H58V94H57L58 92H56L57 87H58V86H57L58 84H56V81H55V78H57V77L53 78L56 72L54 73L53 71H50V70H52V69L54 68V66L56 65L55 67H56L57 69L54 68L53 70H56V71H57V70H58V71L60 70V72L64 74V73H65L64 70H67L66 67L64 68V66H66V64H67V60L62 59L61 62L59 63V65H58V64H55L56 62H55V60H54L53 58H49V57H48V60L50 61V63L52 62V64H54V65H52L53 67H50V65H49V66L46 65V67H45V63L40 62V63H43L44 66H43V64H40V63H39V59H40V61H41V58L38 59V57H37V54H38V53H37L36 55L31 54L30 57H33V58H30V57H27V55H26V57H25L24 54H22V53L24 52V50H21V51H18ZM18 52H16V53H18ZM91 52H92V51H91ZM94 52H92V53H94ZM114 52H115V53H119V54H115V55H114ZM207 52L210 53L211 56H210V54H208ZM212 52H214V53H212ZM20 53H19V54H20ZM221 53H223V54H221ZM226 53H227V54H226ZM242 53H243V54H242ZM19 54H18V55H19ZM80 54H81V53H80ZM111 54H112V55H111ZM182 54H183V53H182ZM217 54H218L219 56H218ZM228 54H229V55H228ZM230 54H233V56H231ZM236 54H237V55H236ZM241 54H242V55H241ZM108 55H109V54H108ZM116 55H117V56H116ZM119 55H120V56H119ZM121 55H124V56H127V55H128V56L126 57L127 60L124 61V62H122L123 59L125 60L126 58L123 57V56H121ZM142 55H143V54H142ZM145 55H146V54H145ZM145 55H144V57H146ZM150 55H151V54H150ZM207 55H208V56H207ZM222 55H223V56H222ZM225 55H228L229 57H226ZM238 55H239V56H238ZM21 56H22V57H21ZM34 56H35V57H34ZM118 56H119V57H118ZM92 57H93V55H92ZM102 57H103V55H102ZM116 57H118V60H122L121 63H122L123 65H125V66H128L129 69H128V68H124V70H123L122 64L119 65L120 63H116V62H115V59H117ZM122 57H123V59H122ZM150 57H151V56H150ZM152 57H153V56H152ZM158 57H160V55H159ZM161 57H162V56H161ZM181 57H182V58H185V59L182 60ZM210 57H213V58H210ZM234 57H235L237 60H236ZM245 57H246V58H245ZM34 58H37V59L35 60ZM62 58H64V56H62ZM95 58H96V57H95ZM98 58H97V59H98ZM100 58H101V59H100ZM196 58H197L198 60H197ZM224 58H225V59H224ZM229 58H230L231 60H230ZM0 59L2 60L3 58L0 56ZM33 59H34V60H33ZM178 59H179V60H178ZM207 59H206V60H207ZM212 59H213V61H214L215 63H218V64H215V63L213 64V63L211 62ZM219 59H220V60H219ZM221 59H222V61H221ZM226 59H227V60H226ZM244 59H245V60H244ZM25 60H26V59H25ZM25 60H24V61H25ZM48 60H47V63L49 64V61H48ZM95 60H96V59H95ZM113 60H114V61H113ZM202 60H205V59L202 58ZM215 60H216V61H215ZM232 60H233V61H232ZM242 60H243V61H242ZM246 60H248V61H246ZM136 61H137V59H136ZM136 61H135V62H136ZM148 61H150V62L147 63ZM198 61H199L200 63H199ZM227 61H228V62H227ZM239 61H240V62H239ZM0 62H3V61H0ZM37 62H38V63H37ZM53 62H54V63H53ZM96 62H97V61H96ZM130 62H129V64L131 65ZM135 62H134V63H135ZM152 62H153V63H152ZM190 62H191V59H190ZM202 62H203L204 64H203ZM226 62H227V63H226ZM230 62H231V63H230ZM232 62H233V64H232ZM235 62H236V63H235ZM245 62H247V63H245ZM100 63L98 64V66H99L98 68H99V69H100V65H101ZM112 63H113V64H112ZM151 63H152V64H151ZM109 64H110V65H109ZM210 64H211V67H209V68L207 69V71H206V68H207L208 66H210ZM224 64H225V65H224ZM242 64H243V65H242ZM21 65H24V66L26 65V67L23 66L24 69H26L27 66L30 67V70H31L32 72H31V71L28 72V68L25 70V71H27L28 73H30V72H31V73L35 72V71L32 70L34 67H35L34 69H37V70H38V68H39V70L36 71V72H38V73L41 72V73L43 74V70H44V73H45V74H46L45 71H47V72H48V71L53 72L52 75H51V78H53V79H51L50 76H49L48 74H47V75L44 74V75H45L46 77L49 76L48 79L50 80V82H52V81L54 80L55 83L52 82V84H51L52 87H51L50 84L48 85V83H47L48 88L45 87L46 83H44V82H45L44 80H46L47 78H46L45 76H43V78H45V79H43V78H42V75H41V73H40V76H41V77H40L39 74H38V80L35 81V79H34V77H37V76L32 77L30 80L32 81V83H33V81H34V82H37V83H38V86H41L42 83H44V85H42L43 89H41V90L39 89V91H37L38 88L36 87L37 90H34L35 87H34L33 85H35V83L30 85L31 81H29L30 83H29L28 81H26L29 77H27V74H26L27 72L25 73V71H24V69L22 68ZM104 65H107V64H104V63H103V65L101 66L102 69H104V68L106 67V66H105V67L103 68ZM134 65H135L136 67H135ZM212 65H213V66H212ZM216 65H217V67H215ZM232 65H233V67H232ZM247 65H248V66H247ZM31 66H32V68H31ZM33 66H34V67H33ZM61 66H62V69L64 68L63 71H61ZM203 66H204V67H203ZM219 66H220V67H219ZM229 66H230L231 68H230ZM44 67H45V68H44ZM48 67L50 68V70H49ZM58 67H60V68L58 69ZM115 67H116V68H115ZM121 67H122V69H121ZM131 67L134 69L132 72L130 71ZM143 67H144V68H143ZM212 67H213V69H211ZM221 67H222V69H223V72H222L223 74L220 72ZM225 67H226V68H225ZM247 67H248V68H247ZM135 68H136V69H135ZM138 68H139V69H138ZM141 68H142V69H141ZM146 68H147V69H146ZM193 68H194V69H197L198 72H197L196 70L194 71ZM228 68H229V69H228ZM40 69H41V70H40ZM126 69H127V70H126ZM137 69H138V70H137ZM144 69H145V71H144ZM151 69H152V70H151ZM210 69H211L212 71L214 70L213 72H214V73L216 72V73H215V74H211V72H210L211 70H210ZM216 69H217V70H216ZM219 69H220V70H219ZM224 69H227V70H224ZM4 70H7V66H3V65L0 66V72H2V71H4ZM141 70H142V71H141ZM147 70H148V71H147ZM157 70H158V71H157ZM184 70L186 71L185 73H184ZM189 70H190V72H192V74L194 73L193 75H196V74L199 75V72L202 73V76H201V77H202V79H205L206 81H205V80L203 81L202 79H201V80L199 79V78H200L199 76H200L201 74L198 76L199 78L197 77L198 80L201 81V83H200L199 81H198V82H197V81H194V80H195V77H194L193 75H191V77L189 76V78H188L189 80L191 79V80H190L191 82H187V83H188V85H187L186 83H184V82H186V81H185V76H183L182 74L184 73V75H187L186 77H188V74H189V73L187 74V72H188ZM208 70H209V73H208ZM228 70L230 71V73H229ZM103 71H104V70H103ZM128 71H129V72H128ZM134 71H135V72H134ZM138 71H139V72H138ZM143 71H144V72H143ZM176 71H175V73H176ZM179 71H183V73H181L182 76L180 75ZM218 71H219V74L221 75V77H220V75H216V74H218V73H217ZM221 71H222V70H221ZM224 71H225V72H224ZM242 71H243V72H242ZM4 72H5V71H4ZM36 72H35V73H36ZM130 72L133 73V75H135V76H137L136 73H138V75L140 74V75H141V79H140V77L138 78V76L136 77V79H134L135 76L133 77V75H132ZM159 72H160V73H159ZM161 72H162V73H161ZM164 72H167V75H166V73H164ZM206 72H207V73H206ZM226 72H227V73H226ZM48 73H49V72H48ZM150 73H151V74H150ZM153 73H154V75H153ZM203 73H204V74H203ZM0 74H1V75H0V77H1L4 73L2 72V73H0ZM25 74H26L27 79H26V77L24 76ZM49 74H51V73H49ZM118 74H119V75H118ZM124 74H125V75H124ZM149 74L152 75V77L149 76ZM155 74H156V75H155ZM162 74L164 75V77H163ZM210 74H211V75H210ZM226 74H227V75L229 74V75L226 76ZM231 74H232V75H231ZM246 74H248V72L245 73V75H246ZM30 75H31V74H30ZM115 75L120 76V77H118L119 79H118L117 76H115ZM140 75H139V76H140ZM161 75H162V76H161ZM177 75H180V78H181V77H184V81L182 80L183 78L178 79L179 77H176ZM208 75H210V76H212V77H214V76L216 75L214 78H216L217 76H219V77H218L219 80H217V82L215 81L216 83H214V82H213V81H214V78H211V77L208 76ZM222 75H223V76H222ZM230 75H231V77H229ZM262 75H264V73H263ZM52 76H53V77H52ZM55 76H56V75H55ZM145 76H146V77H145ZM159 76H160V77H159ZM167 76H168V77H167ZM172 76L175 77V78L173 77L174 80H173ZM203 76H204L205 78H204ZM242 76H243L244 78H243ZM122 77H123L124 79H125V77H128V79L131 78V80H129V81H125ZM143 77H145L146 80H145V79L142 80ZM150 77H151V78H150ZM153 77H154V79H156L157 81H156V80L153 81ZM158 77H159V78H158ZM161 77H163V78H161ZM208 77H209V78H208ZM240 77H241V78H240ZM41 78H42V80H43L42 83H41L42 80L39 81V79H41ZM112 78H113V79H112ZM114 78H117L118 80H117V79L114 80ZM137 78H138V80H137ZM148 78H149V79H148ZM157 78H158V79H157ZM176 78H177L178 80H177ZM210 78L212 79L211 81H210ZM220 78H221V79H220ZM236 78H237V79H236ZM238 78H239V80H238ZM36 79H37V78H36ZM48 79H47V80H48ZM128 79L126 78V80H128ZM147 79H148V80H152L153 82H152V81H148V82H149V83H148V82H147ZM161 79H162L163 81H162ZM234 79H235V80H234ZM0 80H1V79H0ZM49 80H48V82H49ZM51 80H52V81H51ZM139 80H140V81H139ZM141 80H142V81H141ZM144 80L146 81L145 84H148V85H145L144 83H142V82H144ZM158 80H159L160 82H158ZM164 80H166V81H164ZM171 80H172V81H171ZM176 80H177L178 82H175ZM224 80H225V81H224ZM228 80H229V82H231V83H228ZM173 81H174V82H173ZM0 82H1V81H0ZM39 82L41 83V85H39V84H40ZM46 82H47V81H46ZM50 82H49V83H50ZM138 82H139V83H138ZM162 82H163V83H162ZM168 82H169V83H168ZM171 82H172V88H175L174 86L177 85V86H176V89H177V90L175 89V91H177V92L180 90V88H183V87L185 86L184 89H181V90L178 92V93H180V95H178V96H180V97H179L180 100H179L178 98L174 97V96H175L176 94H178V93L172 91L173 89H171V86H170V85H171V84H170ZM179 82H180L181 84H179ZM182 82H183L184 84H183ZM196 82H197V83H200V85H201V84H202V85H204V84H207V85H208L209 83H211L213 87L210 89V87H208L209 85L206 86V88H208V91H207V89H206V92H204V93L202 94V92L204 91L202 88H204L205 85H204L203 87H201V86H200L199 84H197ZM202 82H203V83H202ZM242 82H240L239 86H238V84H237L238 89H241V88H240L241 85L244 86ZM1 83H2V82H1ZM37 83H36V85H37ZM53 83L55 84V86H53V85H54ZM57 83H58V82H57ZM121 83H122V84H121ZM141 83H142V84H141ZM158 83H159V86H158ZM161 83L164 84V85H162ZM165 83H166V84H165ZM222 83H224L223 86H222ZM227 83L229 84V86H227V85H228ZM241 83H242V84H241ZM11 84H12V86H14L13 88H12V86L10 87ZM123 84H124V85H123ZM125 84H126V85H125ZM127 84L129 85V88L126 90V88L128 87ZM137 84H139L138 87L141 86V87L139 88V90H138ZM174 84H175V85H174ZM194 84H195V86L198 85V86H197V90H198V91H200L201 89L203 90V91L201 90L200 92L197 91V92L199 93V95H200V93H201L200 96L197 95V96H198V99L196 98V96H194V95H195L194 93H193V94L191 93V92H196V90L193 89ZM196 84H197V85H196ZM211 84H210V85H211ZM214 84H215V85H214ZM216 84H217V85H216ZM218 84H219V85L221 84V85L218 86ZM232 84H233V85H232ZM245 84H246V82H245ZM0 85H2V84H0ZM25 85L30 86V88H29L28 86H27V87H28L29 89H31V90H28V89H27L28 91L25 90ZM47 85H46V86H47ZM122 85H123L124 87H123ZM142 85H144L145 87H143ZM160 85H161V86H160ZM168 85H169V86H168ZM173 85H174V86H173ZM179 85H180V86L182 85V86L180 87ZM186 85L188 86L187 88H186ZM224 85H226V86H225V87H226V90H225V88H224ZM231 85H232V87H234L232 90H231L230 88H228V87H230ZM31 86H32V87H31ZM56 86H57V87H56ZM126 86H127V87H126ZM151 86H152V87H151ZM165 86L167 87L166 89L169 88L170 91H169V90H165V89H163V88H165ZM199 86H200V89H199ZM216 86H217V87H216ZM263 86H264V81H263V84H262V86H261V90L263 91V92L261 91V99L263 98L262 100L264 101V96H263V95H264V88H263ZM1 87H3V88H1ZM33 87H34V89L32 90ZM49 87H50V89L52 88V90H50ZM65 87L67 88L66 85H65ZM65 87H64V89L66 90ZM118 87H121L120 89H122V90L118 89ZM156 87H157L158 89H156ZM189 87H191V89H190ZM222 87H223V88H222ZM232 87H231V88H232ZM39 88H41V87H39ZM45 88H46V89H45ZM83 88H84V84H83L82 89H83ZM135 88H136V92H135ZM143 88H144V89H143ZM178 88H179V89H178ZM220 88H222V89H220ZM64 89H63V91H65ZM73 89H76V88H73ZM141 89H143V90H141ZM145 89H146V91H145ZM153 89H154V90H153ZM162 89H163V90H162ZM186 89L189 90V92H190V90H191V92H190L191 94H190L189 92H187ZM204 89H205V88H204ZM227 89H228L229 92L227 91ZM246 89H247V88H246ZM43 90H45V91H43ZM53 90H54V91H53ZM79 90H80V89H79ZM151 90H152V91H151ZM155 90H156V91H155ZM157 90H158V91H159V90L162 91V92H161V91L158 92V94H160V95H158V96H160V97H158V98H159V101H161V100L163 101V96L161 97V94L163 95V94L166 93V92L164 93V90L168 92L167 94H172V93H173V97H174L175 99H174L172 96H169V95H168V96L170 97V99L173 98V99L171 100L172 102H170L172 106H171V105H167V107H166V104H164L165 107H163L164 105H163L162 103L159 105L160 102L157 103L158 106H157V105L155 106L156 102H154V103H153V104H154V107H153L152 101H150V100H154V101H155V97H156V96L154 97V95H157ZM183 90H184V93L181 94V92H183ZM192 90H194V91H192ZM224 90H225L226 92H225ZM235 90H236V89H235ZM15 91H16V92H15ZM23 91H24V92L26 91L25 94L28 93L29 91H31V92L34 91V92L32 93V95L34 96V98H35V96H37V98H39V99H40V98H41V99L44 98V99H46V100H44V99H43V100H44V102H47V104L45 103L46 105H44V102H42L43 100L40 99V100H41V102H40L39 99H38V100H37L38 103H37V102H35V103H29V104H31V105H30V106L28 105L29 107L27 108V106H25V105H27L28 101L31 100V99H29L31 95L29 96V95H28L29 93L26 94V95L29 96V97L27 98L25 95H23V94H24ZM40 91H41V92H40ZM42 91L44 92L43 94H42ZM68 91H69V89H68ZM68 91L66 90L65 92L67 93ZM70 91H71V90H70ZM143 91H144V94L142 93ZM148 91L150 92V94H149ZM153 91H154L155 93H154ZM212 91H211V92H208V93H212ZM230 91H231V92H230ZM232 91H233V92H232ZM238 91H239V92H238ZM241 91H242V92H241ZM243 91H245V93H243ZM12 92L15 93V94H14L15 96H16L17 93L20 94V95L23 93V94H22L23 96H21V97H23V98H21V99H22V101H25V102H24L25 104H24V103H21L22 101H21V102L19 101V100H20V97H19V100H18V96H20V95H18V94H17L18 96H16V98H17V100H18L19 102H18V101H17L18 103L15 102V101H16V100H15V96H13V94L11 95ZM31 92H30V94H31ZM48 92H49V93L51 92L52 95H51V93L48 95ZM54 92H56V93H54ZM65 92H64V93H65ZM147 92H148V93H147ZM169 92H170V93H169ZM171 92H172V93H171ZM197 92H196V94H198ZM219 92H220V91L217 92V93H218V94H217V95H218L217 99L215 98V96L213 97V95H209V94H208L209 96H212V97H210V98H213V99H210V98H209L210 101L213 100L214 103H215V101H217V102L220 101V98H219V96H220V95H219ZM6 93H9L8 96L5 95ZM34 93H36L37 95H35ZM66 93H65V94H66ZM68 93H69V92H68ZM68 93H67V94H68ZM70 93H71V92H70ZM125 93H126V94H125ZM130 93H131V95H132L133 97H130V96H131ZM140 93H141L142 95H140ZM146 93H147L148 95H146ZM174 93H175V94H174ZM187 93H189V94H187ZM224 93H225V94H224ZM240 93H241L242 97L240 96ZM41 94H42V95H41ZM62 94H63V93H61V94H59V95H62ZM65 94H64V95H65ZM167 94L164 95L166 98H168V99L165 98L166 100L164 99V102H165V103L167 102V100H169V97H167ZM186 94H187V95H186ZM204 94H206V95L203 96ZM212 94H213V93H212ZM230 94H229V95H230ZM243 94H245V95L243 96ZM4 95H5V97H4ZM9 95L13 96V99H14L15 101L12 99V97H10V98H11V100H10ZM38 95H40L41 97H39ZM53 95H54V97H55V95H57V96L53 99ZM64 95H63V96H64ZM69 95H70V94H69ZM182 95H183V96H182ZM189 95L192 96V97H191L192 100L189 99V98H190ZM215 95H216V93H215ZM121 96H122V97H121ZM176 96H177V95H176ZM178 96H177V97H178ZM184 96H185L186 98H185ZM201 96H202V97H201ZM206 96H207L208 98H207ZM223 96H224V97H223ZM232 96H231V97H232ZM235 96H236V95H235ZM237 96H238V95H237ZM25 97H26V99L23 100ZM42 97H43V98H42ZM64 97H65V96H64ZM125 97L128 99V101H126L127 99H125ZM129 97H130V100H129ZM153 97H154V98H153ZM229 97H230V96H229ZM229 97H227V98L229 99ZM231 97H230V99H232ZM31 98H33V97L31 96ZM34 98H33V99H34ZM37 98H35V99H37ZM65 98L67 99V96H66ZM131 98H132V99H131ZM134 98H135V99H134ZM139 98H140V100H141V98H142V102H141L140 100H136V99H139ZM148 98H151V99H148ZM152 98H153V99H152ZM160 98H161V99H160ZM195 98H196L197 100H201V101H204V102L206 103L205 105L203 104V106H204L206 109H205L203 106H202L203 108H201V106H200L202 115H201L200 112L197 113L198 109H197V111H195V110L193 109L195 106H199V105H200V104L198 103V101H195ZM218 98H219V99H218ZM238 98H240V99H238ZM259 98H260V97L257 96V97H254L253 99H255V100L258 102V101L261 100V99H259ZM27 99H29V100L27 101ZM133 99H134V100H133ZM144 99H145V100H144ZM146 99H148V100L146 101ZM181 99H182V100H181ZM183 99H184V100H183ZM186 99L189 100V101H186ZM214 99H215V100H214ZM223 99H222V100H223ZM4 100H8L7 102L10 101L11 103H12V102H13V103L15 102V104L12 103V104L14 105V106H12L11 103L9 104V103L5 102ZM61 100H63V99H61ZM131 100H132V102H133V101H135V102L140 101V102H138L139 105H141V103L144 104L143 106H145L146 108L143 107L142 105H141V106L143 107V110H144L145 113H146L145 116L143 115V113H142V115H140V113L143 111V110H141V108H139L140 110L137 111V108H138V107H137V108H136V111H137V112L134 111V110L132 109L134 105H133L131 102H129V101H131ZM156 100H157V99H156ZM173 100H175V102H177V101H178V102H177V103H173V102H174ZM255 100H254V101H255ZM3 101L5 102V105L3 104V103H4ZM35 101H36V100H35ZM54 101H55V102H54ZM63 101H64V100H63ZM162 101H161V102H162ZM169 101H170V100H169ZM243 101H244V100H243ZM254 101H252V102H254ZM2 102H3V103H2ZM26 102H27V103H26ZM39 102H40L42 105H41ZM56 102L58 103V105H57ZM124 102H125V104L127 103V106H126V105L124 106ZM135 102H133V103L135 104V106H137L138 104H136ZM143 102H145V103H143ZM149 102H151V103L149 104ZM191 102H194V103L196 102V104H195V105H194V103L191 104ZM221 102H223V104H224V100L221 101ZM221 102H220V103H221ZM235 102H236V103H235ZM6 103H7V104H6ZM16 103H17V104H16ZM36 103H37L38 105H37ZM168 103H169V102H167V104H168ZM170 103H169V104H170ZM189 103H190V104H189ZM197 103H198L199 105H198ZM226 103H227V100H226L225 104H226ZM228 103H230V102H228ZM239 103H240V104L242 103V104H241L242 106L239 105ZM255 103H256V102H255ZM20 104H21V105L24 104V105H22V106L25 107V108H24L25 110L23 109V107H22ZM35 104H36V106H38V108L40 107L39 105L42 106V107H40V108H43V109L40 110V112H38L39 114H38V113L36 114V112H37V108L35 107ZM62 104H63L62 107L64 108V107H65V106H64V105H65L64 102H62ZM62 104L60 103V105H62ZM122 104H123V106H122ZM129 104H130V106H129ZM145 104H148V105H145ZM173 104L178 105V109H177V106H176V105H173ZM184 104H185V105H184ZM201 104H202V103H201ZM223 104H222V105H223ZM225 104H224V105H225ZM236 104H238V106H237ZM16 105H17V107H15ZM18 105H19V106H18ZM50 105H52V104H49V105H47V106H49V107L51 108ZM54 105H52V106L55 107ZM60 105L58 106V108L61 107ZM161 105H162V106H161ZM180 105H181V107H180ZM218 105H221V104H218ZM222 105H221V106H222ZM224 105H223V106H224ZM9 106H11V108H10ZM20 106H21V107H20ZM43 106H45V108H44ZM128 106H129V107H128ZM141 106H140V107H141ZM148 106H149V107H148ZM150 106H151V107H150ZM159 106H160L161 108H160ZM173 106H174V108H171V110H173V111H174V110L177 111V112H176L177 115L175 116V115H174L175 112H173V113H174V114H173L172 111H170V110H168V114H169V113H170V114H173L174 117L170 116V114L168 115L167 113H165V112H166V108L168 109L169 107H173ZM182 106H184V107H182ZM213 106H214V107H213ZM221 106H219V107H221ZM236 106H237V108H236ZM258 106H259V105H258ZM8 107H9L10 109H8ZM18 107H20V108H18ZM31 107H33V108L35 107V109H36L35 114H36V115H35V114L33 115L35 109H33V108H31ZM157 107H159L160 109L157 108ZM162 107H163V110H162ZM175 107H176V108H175ZM238 107H239V108H238ZM1 108H2V109H1ZM14 108H15V109H14ZM17 108H18L19 110H21V111L23 110V112H20V111H19V112H20V113H19ZM21 108H22V109H21ZM26 108H27V109H26ZM29 108L31 109V111L29 110ZM46 108H47V109H46ZM154 108H156V109H158V110H161V111H157V112H155L156 110H155ZM164 108H165V110H164ZM181 108H182V109H181ZM188 108H189V109H188ZM212 108H213L215 111H212ZM222 108H223V107H222ZM242 108H243V109H242ZM44 109H46V110H44ZM55 109H57V108H55ZM134 109H135V108H134ZM195 109H196V108H195ZM202 109H203V111H202ZM204 109H205V110H204ZM226 109H227V105H226ZM248 109H249V110H248ZM253 109H254V108H253ZM2 110H3V111H2ZM10 110H11V111H10ZM33 110H34V111H33ZM42 110H43L42 113H46V112H47L46 115H48V114L50 115V117H49V115H48L49 119H48V117H46V115H44V118H43V116H42V117L40 116V115H42V114H41V111H42ZM52 110H54V108H52ZM57 110H58V109H57ZM152 110H153V111H152ZM218 110H217V111H218ZM222 110H223V112H222ZM238 110H239V111H238ZM240 110H242L241 113H240ZM243 110L246 111L247 113L244 112ZM8 111H10V112H8ZM28 111L31 112V115H32L33 117L30 115V112H28ZM32 111H33V112H32ZM38 111H39V109H38ZM44 111H45V112H44ZM50 111H51V110H50ZM139 111H140V113H138ZM144 111H143V112H144ZM185 111L187 112V114L185 113ZM250 111H251V112H250ZM2 112H3V113H2ZM24 112H25V116H24V114H23ZM54 112H55V111H54ZM81 112H82V111H81ZM147 112H148V115H147ZM159 112H163V113H159ZM183 112H184V113H183ZM190 112H193V113H194L193 116H192V113H190ZM203 112H204V113H203ZM249 112H250L251 114H250ZM1 113H2V114H1ZM77 113H78V111H76V113H75L77 116H76L75 114H73L74 119H73V117H72V115H71L72 120H75L76 117H77V120H78V114H77ZM79 113H80V111H79ZM135 113H136V114H135ZM145 113H144V114H145ZM150 113H151L153 116L150 115ZM157 113H158V114H157ZM164 113H165L166 115H168L167 117H166V116H164V117H165V119L168 118L169 121H170V120H171V121H172V120H175V122H176V120L178 121V120L180 119L179 122H176L177 125L180 123V124L178 125V127H175V126H174V125H175V124H173L174 122H171V123H170V122L167 120V121L170 123V126H171V124H173V126H171V127L169 126V127H168L169 123H166L167 121L165 122V119H164V121H162L163 117H162V119L159 117V114H160V115H165ZM206 113H207V112H206ZM221 113H223V114H221ZM235 113H237V115H236ZM242 113H243V114H242ZM245 113H246L247 115H248V113H249L250 115L246 116ZM255 113H256V114H255ZM260 113H261V112H260ZM260 113H259V115H260ZM262 113H263V112H262ZM3 114L5 115V118L3 117ZM20 114H22V115H20ZM26 114H27V115H26ZM28 114H29L30 116H29ZM122 114H123V113H122ZM124 114H123V115H124ZM154 114H157V115H158V117H159L158 120L161 119L160 122L162 121V124H161V123L158 124V123H159L158 120L156 121L157 123L155 122V124H154V121H155L154 118H155V117L157 118V115H154ZM180 114H181L182 116H184V114H186V116H184V117H187V116H188V117H187V118H184V117L181 118V117H180V116H181ZM189 114H191V116H189ZM198 114L201 115L200 118L202 119V120H200V123H199V119H200V118L198 117V116H199ZM234 114H235V116L239 117V119L235 118V117L233 116ZM238 114H239V115L242 114V118H240L241 115L238 116ZM38 115H39V116H38ZM68 115L70 116V114L67 113V115H65V116L63 117V119L66 118ZM79 115H80L79 118L83 117V113H82V114H79ZM81 115H82V116H81ZM179 115H180V116H179ZM197 115H198V116H197ZM222 115H225V116H228V117H221ZM262 115H263V114H262ZM28 116L30 117L31 120H29V118H27ZM34 116H35V117H34ZM117 116H119V115H117ZM117 116H116V117H117ZM142 116H143V117H142ZM148 116H150V117L152 116V118L154 119V121H153V119L150 118V117L144 119V117H148ZM154 116H155V117H154ZM205 116H207V115H205ZM231 116H233L234 119H237L236 122H235V120H233V117L231 118ZM244 116H245V117H244ZM58 117H59V115H58ZM116 117H115V119L117 120L118 117H117V118H116ZM119 117H120V116H119ZM121 117H122V116H121ZM169 117H171V119H170ZM175 117L178 118V119H176ZM189 117H192V118H189ZM229 117H230L232 120H231ZM10 118H12V119H10ZM24 118H25V119H24ZM32 118H33V119H32ZM36 118H37V119L39 118L40 120H36ZM41 118H42V119H41ZM45 118L48 119V122L46 121ZM61 118H62V117H60L59 119H61ZM69 118H70V117H69ZM85 118H86V117H84L83 119H85ZM113 118H114V116H113ZM125 118H127V117L124 116V119H125ZM139 118H142V120L144 119L145 121L148 119V121L150 120V121H149L150 123L152 122V124H151L152 126H151L150 124H147L148 126H150V127H148V128L150 129V131L147 130L148 128L145 129V127H144V126L146 125V124H145V121H144V123H143V121H141V119L138 120ZM172 118H175V119H172ZM188 118L193 122V125H190V124H191V121L188 120ZM197 118H196V120H197ZM214 118H215V119H214ZM216 118L218 119V122H217V123H216ZM219 118L222 119L223 121L220 120V121H221V122H220V121H219ZM225 118H226V119H225ZM9 119L12 121L11 123H14L15 125H14V124H10ZM44 119H45V120H44ZM83 119L81 118V121H82ZM118 119H120V118H118ZM124 119H123V120H124ZM128 119H129V118H128ZM133 119H134V120H133ZM182 119H184V120H182ZM185 119H186V120H185ZM205 119H207V118L205 117ZM224 119H225V120H224ZM229 119H230L231 121H233V122L231 123V121H230ZM13 120H14V121H13ZM32 120H33V121H32ZM41 120H44V122L46 121V124L43 123V121L40 122ZM61 120H62V119H61ZM77 120H76V121H77ZM125 120H126V119H125ZM125 120H124V121H125ZM203 120H204V121H203ZM228 120H229V122H228ZM247 120H248V119H247ZM24 121H25L26 123H25ZM30 121H31V122H30ZM35 121H36V123H35ZM55 121H58V120L56 119ZM110 121H111V120H110ZM110 121H109V122H110ZM126 121H127V120H126ZM181 121H183V122L186 121L185 123L182 122V123L185 124V125L181 124ZM187 121H189V123H190L189 125H186V124H188ZM239 121H240V120H239ZM242 121H243V120H242ZM4 122H5V123H4ZM27 122H28V123H27ZM38 122H40V124H38ZM107 122H108V119L102 121V122L100 123V125H101V124H102V125H103V124L105 125V124H107ZM122 122H123V121H122ZM135 122H136V121H135ZM135 122H133V123H134V125H133L134 128H135V125H136V123H137V122H136V123H135ZM140 122H141V123H140ZM164 122H165L166 124H168V125H166V127H165V128L168 127V133H169V136H168V137H163L164 134H165V131L161 132L162 134L164 133L163 136H162V134L160 135V133H157V132H158V129H159V130H160V129H162V130L164 129V130H165V128H163ZM240 122H241V121H240ZM243 122H244V121H243ZM245 122L248 123V124L251 123V122H247V121H245ZM2 123H3V124H2ZM41 123H42V124H41ZM53 123H52V126L55 125V123H54V125H53ZM123 123H124V122H123ZM130 123L128 124V126L130 125ZM133 123H132V124H133ZM142 123H143L144 125H143ZM146 123H148V122L146 121ZM5 124H6V125H5ZM8 124H9V125H8ZM33 124H34L35 126H34ZM125 124L123 125V124L120 123V126L122 125V126L124 127ZM157 124H158V125H157ZM198 124H196V125L198 126ZM202 124H201V126H200V125L198 126V127H201V130H203V128H202ZM213 124H214V125H213ZM227 124H225V125H226V127H227V126L229 127V128L227 127L228 131H229V132L231 131L232 133H234L233 135H230V136H231L230 138H234V136L237 135V136H239L238 141L240 140V142H241V141L243 140V139H242V138H243L242 135H243V134H246V133H244V127H245V132H247V135L249 134L248 132H249V130H250V129H249V126H251L250 124L247 126V124L244 123L245 125H242V129H243V130H242V129L237 130V128L235 129V127H237L240 123H237V125H234V129H232L231 125L229 126V125H227ZM3 125H4V126H3ZM11 125H12L14 128H13V127L11 128ZM18 125H19V127H18ZM20 125H22V126L24 125L25 128H24V126H23V127H22V126L20 127ZM43 125H42V126H43ZM102 125H101L100 128H103V127H104V126H102ZM180 125H181V126H182V125L185 126V127H186L185 129H187L188 126H189L190 129H191V128L194 129L193 131H195V133L193 132L194 134H191V135H190V132H191L192 130H191V131H188V130H187V132H189V133H187L186 130L184 131V129H182V127L180 128ZM207 125H206L205 129H207V130H208L209 128L211 129V127L208 128ZM210 125H209V126H210ZM5 126H6V127H5ZM7 126L10 127V128H8ZM15 126L18 127V128H16ZM32 126H33L34 128H32ZM48 126H51V124H49ZM81 126H82V125H81ZM83 126H84V125H83ZM83 126H82V128H83ZM128 126H125V128L128 127ZM153 126H154V127H153ZM155 126H159V127H155ZM239 126L241 127V124H240ZM239 126H238V127H239ZM243 126H244V127H243ZM258 126L260 127V124H259ZM258 126L255 125L254 127H257V128H258ZM105 127H106V125H105ZM105 127H104V128H105ZM129 127H132V125H130ZM138 127H139V128H138ZM146 127H147V126H146ZM198 127H196V128L198 129ZM261 127H262V126H261ZM2 128H3V129H2ZM7 128L9 129V131H8ZM20 128H21V131H20ZM39 128H41L43 131H42L41 129H39ZM77 128H78V127H77ZM82 128L80 127V130H81ZM134 128H133V129H134ZM137 128H138V129H137ZM157 128H158V129H157ZM174 128H175V129H174ZM179 128L181 129V131H179V130H180ZM16 129H17V130H16ZM22 129H23V130H22ZM25 129H27V130H25ZM34 129H35L36 132H38V133H36ZM44 129H45V130H44ZM151 129H152V131H151ZM154 129H155V130H154ZM178 129H179V130H178ZM213 129H214V128H213ZM246 129H247L248 131H247ZM12 130H14V131H12ZM30 130H31V131H30ZM33 130H34V131H33ZM37 130H38V131H37ZM39 130H40L41 132H39ZM49 130H50V135L48 134V133H49ZM74 130H75V129H74ZM78 130H79V128H78L76 131H78ZM82 130H83V129H82ZM82 130H81V131H82ZM169 130H172V131L174 130V132H175V131H176V132L179 131L178 133L175 132L176 134H173V133H172V134H173V137H176V138L178 137L177 140H176V138H175V140H174V138H172V137L170 136V134H171L170 132H172V131H169ZM219 130H220V129H219ZM219 130H218V131H219ZM241 130H242V131H241ZM5 131H6V132H5ZM10 131H11V134L14 132L13 134H14L15 136L12 134L14 137L11 136ZM23 131H24L25 133H24ZM27 131H28V132L30 131V132H29L30 134L27 133ZM44 131H45V132H44ZM46 131H47V132H46ZM139 131H138V132H139ZM146 131H149V133H148V136H149V137L147 136ZM156 131H157V132H156ZM182 131H184V132H182ZM15 132H16V133H15ZM21 132H23V133H21ZM43 132H44V133H43ZM82 132H83V131H82ZM82 132L79 131V134H78V132H75V131H74L73 133H71V134H70V132H69V134L72 135V136H70L69 134H68V136H66V135H63V136L65 137V139H66V138H67V139H69V138L71 139V137H73V139H74V133H77V134H75V135H77V136L75 137V139H76L77 137L80 136V133L83 134ZM133 132L131 131V133H133ZM138 132H137V133H138ZM142 132H143V134H142ZM150 132H153L154 134L157 133L158 135L156 134V135H157V136H156V135H154V134H152V133H150ZM159 132H160V131H159ZM203 132H204V131H203ZM203 132H202V133H203ZM219 132H220V131H219ZM222 132H223V131H222ZM231 132H230V134H231ZM239 132L242 133V134H240ZM168 133L166 132L167 135H168ZM191 133H192V132H191ZM216 133H217V132H216ZM220 133H221V132H220ZM223 133H224V132H223ZM223 133H222V134H223ZM24 134H26V135H24ZM36 134H37V137H36ZM44 134H45V135L48 134V135L45 136ZM150 134H152V137H150V136H151ZM166 134H165V135H166ZM195 134H196L197 137H196V136H195V137L193 136V135H195ZM38 135H39L40 137L44 138V139L40 138V139L42 140V142L45 140V143H47L46 146H45V148H46V147L49 148L50 144H53V143H51V142H53V141H54V143H55L56 145H60V146L56 147V145L54 144V146H53V145L50 146V148H52V149H50V148H49V149H48V148L45 149L44 147H41V143H42V142H41V140L39 139V136H38ZM84 135H85V134H83V135H81V136H84ZM219 135H220V134H219ZM25 136H27V137H25ZM30 136H31L33 139L31 138V140H28V138L30 139ZM47 136H48V138H47ZM69 136H70V137H69ZM90 136H91V135H90ZM155 136H156L157 139L155 138ZM161 136L164 138V140H163V138H162ZM184 136H185V137H184ZM191 136L194 137V138L191 139L192 141L189 140V139H190L189 137H191ZM237 136H236V137H237ZM249 136H250V135H249ZM10 137H11V139H12V138H13V139L11 140ZM17 137H18V138L20 137V138L18 139ZM45 137H46V139H45ZM68 137H69V138H68ZM87 137H88V136H87ZM87 137H85V140H84L83 137H82V138H83L84 141L87 142V140L89 139V138H88V139L86 140ZM93 137H94V136H93ZM93 137H91L90 140H93V139H92ZM133 137H134V136H133ZM133 137H132V138H133ZM138 137H139V136H138ZM180 137H184V138L182 139V138H180ZM236 137H235V138H236ZM244 137H245V136H244ZM15 138H16L18 141H17ZM25 138H26V139H25ZM34 138L36 139V143H34V141H35ZM37 138H38V139H37ZM53 138H54V137H53ZM62 138H63V137H62ZM95 138H96V137H95ZM140 138H143V137H142V136L139 137V141L141 142L142 139L140 140ZM147 138L144 137L142 141L144 142V140L147 139ZM159 138H161V139H159ZM188 138H189V139H188ZM196 138H200V139L198 140V139H196ZM203 138H204V137H203ZM205 138H206V136H205ZM246 138H247V137H246ZM8 139H10L9 142L7 141ZM23 139H24V140H23ZM48 139H49V140H48ZM80 139H81V138H80ZM179 139H180V140H179ZM236 139H237V138H236ZM13 140H14V141H13ZM20 140H21L22 142H20ZM47 140H48V141H47ZM51 140H52V141H51ZM62 140H64V138H63ZM71 140H72V139H71ZM165 140H166V141H165ZM173 140H174L175 142H174ZM188 140H189V141H188ZM196 140H198V141H196ZM2 141H3L4 143H8V144H9V143L11 144L12 142H15L16 144L13 143V145H17V144L20 143L19 145H17L18 147H20V145H21V143H22L21 148L24 146L23 143H25V147H26L27 145H28V147H26L27 149L24 148V147L22 148V149H24V154H23V153H22V151H23L22 149L19 148V149L21 150V151H20V150L18 149V147L15 146V147H17V148H15L16 150H18V152H17V151L14 150L13 148H10V147L13 146L12 144L9 145V147H8V144H2ZM10 141H12V142H10ZM25 141H26V142H25ZM27 141H28V142H27ZM46 141H47V142H46ZM49 141H50V143H49ZM161 141H162L163 143H162ZM179 141H180V143H181V142H182V143L176 146V144H178ZM194 141H196L197 143H195ZM37 142H41V143H38V144H37ZM86 142H85V143H86ZM148 142H149V141H148ZM154 142L152 141V144H153ZM176 142H177V143H176ZM185 142H184V143H185ZM234 142H235V139H234ZM26 143H28V144L26 145ZM30 143H31V144H30ZM33 143H34L36 146H35ZM45 143L43 142L42 145H44ZM77 143H78V142H77ZM77 143H76V144H77ZM79 143H80V141H79ZM79 143H78L77 145L74 144L73 147H72V146H71V147H72L73 149H78V148H74V146H77V147H79V149H81V147L79 146ZM85 143L82 142V143H80V144H83V145H84ZM144 143H145V142H144ZM175 143H176V144H175ZM194 143H195V144H194ZM235 143H236V142H235ZM237 143H238V142H237ZM147 144H148L147 147H149V143H147ZM150 144H151V143H150ZM152 144H151V145H152ZM157 144H158V142H157ZM157 144H156V145L154 144L155 147L157 146ZM174 144H175V145H174ZM5 145H6L8 148H10V150L6 149L7 147H6ZM38 145L40 146L41 150L43 149V151H40ZM85 145H86V144H85ZM145 145H146V144H144V148H145ZM186 145H188V144H186ZM52 146L54 147V149H53ZM81 146H82V145H81ZM88 146H89V145H88V143H87V146H85V147L90 149L91 147H88ZM163 146H164V144H163ZM163 146H162V148L165 147V146H164V147H163ZM178 146H179V147H178ZM181 146H182V148L184 147V149H182ZM196 146H197V149L195 148ZM13 147H14V146H13ZM32 147H33V148H32ZM35 147H36V149H34ZM64 147L67 148V149L64 148L66 151H64L63 148H62V150H63L64 152H66V154H65L64 152H61V153H62L61 155H62V157H63V156L65 157V158H64V159H65V162L68 163L71 154H70V151H68V152H69V154H68V153H67V150H68L69 148H71V147H70V146H69V148H68V146H64ZM153 147H154V146H153ZM157 147L159 148L160 152H159L158 149H156L157 152H154V153H156V154L158 155L159 153L161 154V150H163V149H160L161 145H160V147H159V146H157ZM166 147H167V146H166ZM193 147H194L195 149H194ZM29 148H30V149H29ZM37 148H38V149H37ZM72 148H71V149H72ZM83 148H84V147H83ZM86 148H84V149H86ZM134 148H135V147H134ZM134 148H133V150H134ZM173 148H170V149H173ZM179 148H180V150H179ZM204 148H205V146H204ZM204 148L200 151V152H201L200 154H199V152L195 151V152H197V155H198V156H197V155L195 154V155L197 156V159H198V157L202 154V152H204V150H205ZM206 148H207V147H206ZM12 149H13V151H12ZM58 149H59V148H58ZM79 149H78V150H79ZM84 149H82V151L79 150V151L82 152L81 154H80L79 151H78L79 154H78V153L76 154V153H74V152H72V154L74 153L76 156H81L82 154H85V153L88 151L89 154H87V153H88V152H87L86 155H85V158H87V157L90 155L91 160H93V159L95 158V154H97V151H96V153H95V151H94V153H92L93 150H87V149H86V152H84V151H85ZM91 149H92V148H91ZM148 149H149V152H151V151H150L151 148H148ZM164 149H165V148H164ZM25 150H26V151H25ZM35 150H36V151H35ZM37 150H38V151H37ZM48 150H49V151H48ZM50 150H52V151H50ZM62 150H60V151H62ZM126 150L128 151V149H125L124 152H125ZM130 150H131V149H130ZM130 150H129V151H130ZM168 150H163L164 153H163V152H162V153H163L165 156H167L169 153L171 154V152H173V154L175 153L174 151L169 152ZM15 151H16V153H14ZM27 151H29V152H27ZM31 151H32V153H31ZM45 151L48 152L49 154H48V153L45 154V153H44ZM56 151H57V152H56ZM76 151H77V150H76ZM90 151H91V152H90ZM122 151H123V150H122ZM154 151H155V150H154ZM165 151H166V152L168 151L169 153H166V154H167V155H166V154H165ZM181 151H182V153H181ZM206 151H208V150L206 149ZM206 151H205V152H206ZM256 151H257V150H256ZM260 151H261V150H260ZM260 151H258V152H260ZM2 152H3V154H2ZM7 152H8V153H7ZM11 152H12V153H11ZM19 152H21L22 155H21V153H19ZM34 152H36L37 155H40V156H41V158L38 156V158L40 159V161H39L38 158H36L37 155H36V153H34ZM54 152H56V153H54ZM83 152H84V153H83ZM120 152H121V151H120ZM120 152L118 151L117 154H119V155L121 156V154H122L123 152H121V153H120ZM144 152H145V151H144ZM158 152H159V153H158ZM189 152H188V153H189ZM9 153H10V155H9ZM25 153H29V154L31 153V154H33L32 156H33L35 159L31 156V154H30V155H29V154L27 155V154H25ZM40 153H41V154H40ZM51 153H52L53 156L51 155ZM63 153H64V154H63ZM91 153H92V154H91ZM98 153H99V151H98ZM127 153H128V152H126V155H128V157H129V154H127ZM130 153H131L130 155L133 154L132 156H133V158H134V157L136 156V153H137V152L134 150L133 153H132V150H131ZM142 153H143V152H138L139 157L141 156V158H142L144 155L146 156V153H145L144 155H143ZM154 153H153V154H154ZM192 153H193V152H192ZM1 154H2V155H1ZM17 154H19L21 157L18 156ZM74 154H73V156H75ZM93 154H94V155H93ZM123 154H125V153H123ZM123 154H122V156H123ZM138 154H137V156H138ZM170 154H169L168 156H170ZM203 154H204V153H203ZM203 154H202V155H203ZM207 154H209V151H208ZM12 155H13V156H12ZM16 155L18 156L17 159H15V158H16ZM44 155H47V156L44 157ZM49 155H50L51 157H50ZM91 155H93V156H91ZM195 155L192 156L191 154H189V155L187 154V156H184V157H185L186 159H187V157H188L189 159L191 158V159H192V160L190 159V162H191V161L194 160L193 157H196ZM6 156H7V157H6ZM9 156H11V157H9ZM29 156H30L31 158H30ZM122 156H121L120 158H122ZM132 156H130V158H131ZM145 156H144V157H145ZM158 156H159V155H158ZM168 156H167V157H168ZM171 156H172V155H171ZM189 156H191V157H189ZM203 156H204V155H203ZM14 157H15V158H14ZM42 157H44V159H43ZM46 157H48L47 160H46ZM123 157H126V156H123ZM144 157H143V159H144ZM153 157H154V155H153ZM156 157H157V156H156ZM173 157H174V156H173ZM178 157H177V158H178ZM184 157L182 158V160H184ZM201 157H202V156H200L198 160H200ZM204 157H207V156L205 155ZM8 158H9V159H8ZM21 158H24V159H22V161H21ZM118 158H119V156H118ZM136 158H138V157H135L134 159L136 160ZM169 158L171 159L172 157H169ZM14 159H15V160H14ZM18 159H19V160H18ZM31 159H34L35 162H31ZM36 159H38V160H36ZM48 159H49V160H48ZM78 159H79V158H78ZM80 159H81V158H80ZM88 159H89V157L87 158V160H88ZM138 159H139V158H138ZM138 159H137V160H138ZM143 159H142V160H143ZM145 159H146V158H145ZM170 159H169V160H170ZM172 159H173V161L170 162L171 164H173L174 161L176 162L175 157L172 158ZM41 160H43L42 162H45V163H41ZM44 160H45V161H44ZM55 160H56V159H55ZM66 160H67L68 162H67ZM87 160H85V159L83 160V158H82V161L88 162ZM130 160H131V159H130ZM135 160H134V161H135ZM178 160H179V159H178ZM182 160H181V161H182ZM198 160H197V161H198ZM1 161H0V163H1ZM11 161H12V163H11ZM17 161H19V162H17ZM32 161H33V160H32ZM48 161H49V163H48ZM80 161H81V160H80ZM80 161H79V164H80ZM82 161H81V162H82ZM89 161H90V160H89ZM131 161H133V160H131ZM134 161H133V162H134ZM138 161H140V159H139ZM143 161H144V160H143ZM143 161H141V162H143ZM197 161H195V162H197ZM201 161H203V159H201ZM9 162H10L11 164H9ZM16 162H17V163H16ZM57 162H58V161H56V163H57ZM133 162H131V164H132ZM141 162H139V163H141ZM175 162H174V163H175ZM177 162H179V161H177ZM6 163H7V164H6ZM46 163H48V164H46ZM54 163H53V164H54ZM56 163H55L54 165H56ZM77 163H78V162H77ZM134 163L137 164V162H134ZM134 163H133V164H134ZM139 163H138V164H139ZM170 163H169V164H170ZM179 163H180V162H179ZM51 164H52V163H51ZM51 164H50V165H51ZM53 164H52V165H53ZM79 164H77V165H78L77 168H81V169L83 168V169H84V166H85L86 163H84V166H83V163H81V164H82L81 167H79ZM177 164H178V163H177ZM2 165H3V166H2ZM23 165H25L26 167L23 166ZM52 165H51V167H52ZM54 165H53V167H54ZM87 165H88V164H86V168H87ZM175 165H176V164H175ZM22 166H23V167H22ZM39 166H40V168H39ZM75 166H76V165H75ZM56 167H57V166H56ZM12 168H13V167H12ZM15 168H14V169H15ZM71 168H75V167H74V166H71ZM71 168H70V169H71ZM23 169H25V171L27 170L26 173H27V175H29V178H28V179H26L28 176H26L25 172H21V171H23ZM39 169H40V170H39ZM81 169H80V170H81ZM121 169L123 170V168H121ZM1 170H2V171H1ZM18 170H19V171H18ZM20 170H21V171H20ZM28 170H29V171H32V170H33L34 173L36 172V173H35L36 175L34 176V173H32V172H33V171H32V172H31V177H30V172H29ZM84 170H85V169H84ZM42 171H43V170H42ZM1 172H2V173H1ZM19 172L22 173V175H21ZM23 173H24V174H23ZM2 174H3V176H2ZM9 175H8V176H9ZM22 176H23V177H22ZM24 176H25V178H24ZM33 176L35 177V179H34L35 181H36V179H37L36 182H39V180H40V182L37 183V184L32 183L31 181L35 182V181L32 179V178H34ZM20 177H22V178L20 179ZM43 177L46 178L47 180L44 179ZM52 178H53V177H52ZM24 179H25L26 181H24ZM42 179H43V181H41ZM28 180H29V181H28ZM30 180H31V181H30ZM60 180H61V181H60ZM2 182H3V185H1ZM20 183H22V184H20ZM84 183H85V182H83V183H81V184L84 185ZM34 184H35V188H34ZM40 184H41V185H40ZM78 184H79V183H78ZM4 185H5V186H4ZM17 185H18V186H17ZM20 185H21V186H20ZM83 185H82V186L80 185V186H81V187H80L81 189L84 188ZM3 186H4V187H3ZM7 186H9V187H7ZM32 186H33V187H32ZM38 186H39V187H38ZM62 186H63V185H61L60 187H62ZM84 186H85V185H84ZM2 187H3V188H2ZM40 187H41L44 191L41 190ZM53 187H54V186H53ZM63 187H65V186H63ZM63 187H62V188H63ZM66 187H67V186H66ZM121 187H122V186H121ZM46 188H45V189H46ZM62 188H61V189H62ZM119 188H120V187H119ZM1 189H2V190H1ZM55 189H54V190H55ZM120 189H121V188H120ZM120 189H118V194L120 193L119 191H121ZM156 189H158V188H155L154 191H155ZM22 190H23V189H22ZM54 190H53V191H54ZM62 190H63V189H62ZM70 190H71V189H70ZM17 191H18V192H17ZM31 191H32V192H31ZM45 191H46V192H45ZM55 191H56V190H55ZM60 191H61V193H60ZM66 191H68V192H66ZM122 191H123V192H122ZM122 191H121V193H122L121 195H123V194L125 193V191L123 190V187H122ZM21 192H22L21 195L25 194V193H23V191H21ZM30 192H31V194H30ZM69 192H70V193H69ZM74 192H77V191L74 190ZM115 192H116V191H115ZM8 193H9V195H7ZM45 193H46V194H45ZM62 193L64 194V197H63ZM65 193H66V195H67V193H68V195H70V196H68V198H67V196H65ZM72 193H73V192H72ZM110 193H111V192H110ZM144 193H145V192H144ZM14 194H13V195L11 194V195L14 196ZM44 194H45V195H44ZM58 194H60V195L58 196ZM89 194H91V193H89ZM114 194H115V193H114ZM118 194L116 193L115 196H117ZM126 194H127V193H126ZM139 194H141V192H137L136 195H133V196H132V198H134V200H135L136 205H137V204H149V203L151 202V201L148 199V194H147V193L144 194L145 196H144V195L142 196V199H144L143 201H142V199L140 198L141 196L137 197ZM142 194H143V192H142ZM142 194H141V195H142ZM146 194H147V197H146ZM71 195H72V196H71ZM91 195H92V194H91ZM96 195H97V194H96ZM104 195H105V194H104ZM150 195H151V193H150ZM6 196H4V198H6ZM47 196H49V195H47ZM60 196H61V197H60ZM87 196H86V197H87ZM106 196H107V195H105V198H106ZM34 197H35V198H34ZM57 197H60V198H63V199H60V198H57ZM84 197H85V196H84ZM89 197H90V195H89ZM89 197H87V199H89ZM103 197H104V196H103ZM111 197H112L111 199H109L110 196L107 197L108 199H107V198H106V199L103 198V199H104L105 201H106V200H107V201H108V200L111 201V200L114 198L113 194L111 195ZM119 197H120L119 199H121V200H119V201H122V200L124 199L123 196H119ZM0 198H1V197H0ZM32 198H33V200H32V202H31V199H32ZM46 198H47V199H46ZM56 198H57V199H60V201L57 200ZM101 198H102V197H101ZM101 198H100V199L98 198V200H96V201H99V202H100V200H103V199H101ZM132 198H131V197L129 198L131 202H132V200H133ZM138 198H139V200H138ZM18 199H19V200H18ZM48 199H49V201H48ZM67 199H68L69 201H68ZM72 199H73V200H72ZM87 199H86V201H87ZM117 199H118V198H116V200H117ZM125 199H127V198H125ZM125 199H124V202H126ZM131 199H132V200H131ZM0 200H1V199H0ZM34 200H35V201H34ZM42 200H44V201H42ZM63 200H64V201H63ZM65 200H66V201H65ZM75 200H76V201H75ZM116 200L114 199V201H116ZM17 201H18V202H17ZM61 201H62V203H61ZM94 201H95V200H94ZM107 201H106V202H107ZM119 201H116V202H118V203H116V205H117V209H120V206H121L120 203H119ZM128 201H129V200H128ZM137 201H138V202H137ZM139 201H141V202H139ZM19 202L21 203L23 209H22V207L20 206V203H19ZM45 202H46V203H45ZM64 202H65L66 204H65ZM92 202H90L91 206H92ZM124 202H122L121 204H124V205H125ZM1 203H2V202H0V204H1ZM18 203H19V206H18ZM30 203H31V204H30ZM33 203H34V204H33ZM37 203H38V205H37ZM60 203H61V204H60ZM78 203H80V204H79L80 206L82 205L81 208H79ZM133 203H134V201H133ZM41 204H42V205H41ZM43 204H44L45 206H44ZM47 204H49L51 207H50L49 205H47ZM54 204H56L55 208L57 207L58 209H60V210H59V211H61V213L59 212V215H60V216H59L57 213H54V212H55L54 210H56V212H58V209H55V208H54ZM59 204H60V205H59ZM118 204H119V205H118ZM1 205H2V204H1ZM24 205H25V206H24ZM31 205H32V206H31ZM33 205H35L36 207L33 206ZM46 205H47V206H46ZM88 205H89V204H88ZM4 206H7V205H6V202L3 201V207H4ZM13 206H14V207H13ZM39 206H40V207H41V206H44V209H43V208H40ZM85 206L90 207V209H86L87 207H85ZM125 206H126V205H125ZM149 206H150V205H149ZM3 207H2V208H3ZM33 207H35L37 210H35ZM38 207H39L40 209H39ZM65 207H67V209H66ZM95 207H96V208H95ZM118 207H119V208H118ZM121 207L123 208V205H122ZM4 208H5V207H4ZM31 208H33V209H32V210H33L32 213H34V214L36 213V215H34V216H37V215H38L37 219H35V217H34V219L31 217L32 214H31L30 211H28V210H30ZM51 208H52V209L54 208V209H53L54 212H53L52 210H51V212H52L54 215L57 216L56 218H55V216H54L52 213H51L52 215H51L50 213L47 214V212H50V209H51ZM62 208H64V209H62ZM68 208H69V209H68ZM83 208H84V209H83ZM115 208H116V206H115ZM38 209L40 210L39 212H38ZM45 209H49V210H45ZM77 209H78V210H79V209H83V210H82V213L79 214L78 212H76V211H78ZM97 209H98V208H97ZM117 209L115 210L116 212H117ZM123 209H124V208H123ZM123 209H122L123 212H122V211H121V212L124 213L125 216H126L127 214L124 212ZM0 210H2V209H1V206H0ZM20 210H21V212H20ZM62 210H63V211H62ZM68 210H69V211H68ZM71 210H72L73 212L75 211L76 213H78V215H75V214H74L75 212L73 213ZM145 210H146V209H145ZM14 211H16V209H15ZM35 211H37V212H35ZM44 211H45V212H44ZM46 211H47V212H46ZM67 211H68V213H70V214L66 215V212H67ZM80 211H81V210H79V212H80ZM83 211H84V213H83ZM112 211H113V210H112ZM125 211H126V210H125ZM9 212H10V211H9ZM62 212H63V214H64L63 216H62ZM85 212H86V213H85ZM88 212H89V213H88ZM90 212H92V213H94V214H96V215L98 214L96 217H92V216H94L93 214L91 215L92 218H94V219L98 218V219H96V220H94V219L91 220L90 217H88V216H90V214H91ZM116 212H115V213H116ZM121 212H120V215H121ZM126 212L128 213V211H126ZM145 212H147V214H144V213H143V210H142L141 213H143L144 215H146L147 219L149 218V215H148V214H150V215L152 214L151 216H154V215L156 214V213H155L154 211H152V210H150V212H149L148 210L145 211ZM37 213H38V214H37ZM41 213H43V214L46 213V214H44V217H43V214H41ZM87 213H88L89 215H88ZM100 213H101V212H100ZM106 213H108V212H105V213L102 212V214H104V215H105ZM111 213H113V215H111V216H112V219L110 218V217H111V216H110V213H109V215H108V214H106V215L109 216L108 218H110L111 220H113V217H116V216H114V214H115L114 211L111 212ZM129 213H131V215H130ZM129 213H128L129 216H130V217L132 216L130 219L133 220L132 218H134L133 216H134L135 214L132 213V212H129ZM141 213H139V215H142ZM39 214L42 215V216H40ZM124 214H122V216H123ZM10 215H11V217L9 216V217H7V218H4V220H5V219H10V218H11L12 221L16 222V223H15L16 225H17V222L20 223V222L22 221L20 218H19V219H20L21 221H16V219H14L13 213H11V212H10ZM24 215H23V213L20 214V216H24ZM29 215H31V216H29ZM45 215H46V216H45ZM69 215H70V216H69ZM106 215H105V216H106ZM116 215H117V214H116ZM120 215H119V216H120ZM139 215H138V214L135 215V216H137V217H135V219L138 218ZM144 215L140 216V217H141V220L146 219L145 217H143ZM0 216H1V215H0ZM67 216H68V217H67ZM82 216H83V217H82ZM85 216H86L87 218H86ZM98 216H99V217H98ZM107 216H106V217H107ZM125 216H124V218H125ZM4 217H5V216H4ZM24 217H25V216H24ZM30 217H31L32 219H31ZM39 217H40V218H39ZM41 217H42V218H41ZM49 217H50V218H49ZM65 217H66V219H65ZM71 217H70V218H71ZM126 217H128V216H126ZM140 217L138 218V220H140ZM2 218H3V216H2L0 219H2ZM15 218H16V217H15ZM29 218H30V219H29ZM38 218H39V219H38ZM43 218H44L45 220H44ZM57 218H58V219H57ZM70 218H69V219H70ZM117 218H118V217L115 218V221H116V220H118V221H119V220H120V221L122 220L121 218H120V219H119V218L117 219ZM11 219L8 220V221H11ZM22 219H23V218H22ZM48 219L51 220V223L58 222V224H59V222H61L60 224H61L64 228H63V227H60V226H61L60 224L57 225V223H56V225L58 226V228L56 227V225H54V226H55V227H54L53 225L50 224V221H49ZM54 219H55L56 221H55ZM125 219L127 220L128 218H125ZM130 219H128V221H130ZM17 220H18V219H17ZM36 220H37V223H36ZM38 220H39V222H38ZM41 220H42V221H41ZM47 220H48L49 222H47ZM70 220H71V219H70ZM2 221H3V220H2ZM25 221H23V222L25 223ZM33 221H34V222H33ZM40 221H41V222H40ZM43 221H45V222H43ZM52 221H53V222H52ZM68 221H69V220H68ZM104 221L106 222V220H104ZM123 221H125V220H122L121 222H123ZM133 221L135 222V220H133ZM14 222H13V223H14ZM69 222H71V221H69ZM110 222H111V221H110ZM112 222H113V221H112ZM121 222H120L121 225L119 224L120 227L118 226L117 228L115 227V224H116V223H114V224L112 223L114 226L110 227L111 224H109V226H107V224L109 223L108 220H107V223L105 224L106 226L104 225V222H103L104 227H106L105 229H108V228H109L112 232H113V230H114L115 232H113V233H115V234L117 233L116 236H115V235H114L109 229H108V230H105V231L100 230V232H102V233L100 234V232L96 231V230H99V229H100V228L98 229L99 226L97 227L96 230H94L95 232H94V231H91V232H94V233H93V236H91L92 233H91V235L89 234L90 232L86 233V234H88L89 236L92 237V239L90 238V239H91V242H90V241L88 242L87 239H84V237H83V239L87 241L86 243H88V244H86V246H87V245H90V244H91L92 246H89L88 251L84 250V249H87V247H86V248H83V252L85 253V251H86V252H88L89 254H90L91 251H92V254H95L96 252H98V253L96 254L97 257H95V258H98V257H100V255L102 256V254H105V255H104L105 257H102V260H101V258H99V259L101 260V263H102V264H103L104 261H105V263H107V264H114V261H116V257H118V256H119V258H117V259H118L117 262H119V261H120L119 259L122 258V259H126V260H123V261H125V264H127V262H130V259L133 261L132 264H143V263H144V264H168V260L166 261L165 259L161 258V256H160V255L163 256L164 253H165L164 255H166V256L168 255L169 257H171L170 259L173 258V259L175 260V262H174L175 264H181L180 261L183 260V259H182V258H183L182 255H183V254H180V251H181V250L179 251L180 248L176 246L177 243H174V242H172L173 240L170 241L169 239H168V241H165V240H164V239H166V237H167L166 234L169 235V233H170L169 237H167V238H170V236H172L174 232L172 233V232H169V231L161 230V229H159V228L156 229V230L153 229V233H155V235H154V234H153V235H154V237H156V238H154V239L152 240V238H153V237H152V232L149 231L148 228H147L148 230L146 229L147 232H144L145 230H144V231H140V228H141L142 226H139L140 228L137 229V230H138V233H137V234H136V233L134 234V232H137V230L135 229V231H134L133 226H132V229H133V230L130 229V228H126L127 226H130V225H129V224H126V223L124 222V223L126 224V227L124 226V227H125V228H124V227H121V226L124 224V223L122 224ZM8 223H9V222H8ZM13 223H11V224H13ZM21 223H22V222H21ZM44 223H45L46 225H45ZM67 223H68V222H67ZM117 223H118V222H117ZM127 223H128V222H127ZM143 223H144V222H143ZM34 224H33V225H34ZM39 224H41V225L39 226ZM69 224H70V223H69ZM75 224H74V225H75ZM77 224H78V223H77ZM82 224H83V225H82ZM96 224H97V226H96ZM130 224H131V222H130ZM3 225H4V224H3ZM19 225H20V224H19ZM47 225H48V226L50 225V226L48 227ZM103 225H102V226H103ZM0 226H2V222H1ZM9 226H10V223H9ZM9 226H8V227H9ZM77 226H78V225H77ZM102 226H101V228H102ZM116 226H117V225H116ZM145 226H146V225H145ZM145 226L143 227L144 229H145ZM3 227H4V226H2L1 228H3ZM12 227L15 229L14 226H12ZM36 227H37V228H36ZM38 227H39V229H38ZM41 227H42V228H41ZM52 227H53V228H52ZM1 228H0V229H1ZM5 228H6V227H5ZM13 228H11L10 230H11V231H14V233H15V235H16V233H17V232H15L16 229L14 230ZM21 228H22V227H20V229H21ZM34 228H35V229H34ZM40 228H41V229H40ZM45 228H46V230H45ZM55 228H56V230H54ZM112 228H114V229L112 230ZM118 228H119V229H118ZM121 228H122V229H121ZM135 228H136V227H135ZM143 228H142V229H143ZM3 229H4V228H3ZM3 229H2V231H3ZM6 229H7V228H6ZM47 229L52 230V232L48 233L50 230H47ZM89 229H91V228H89ZM125 229H129V230H131V231L127 230V231H129V232H131V233H132V231H134V232H133L132 234L128 232L129 234H127V231H126ZM142 229H141V230H142ZM26 230H28V232H26ZM57 230H58V231H57ZM68 230H69V229H68ZM80 230H81V229H80V227H79V230H78V231H79V232H82V231H80ZM84 230H85V231H84ZM122 230H123V232H125L126 234L123 233ZM7 231H8V230H7ZM11 231H9V232H11ZM29 231H31V232H29ZM35 231H37L39 234H38L37 232H36V234H34L33 232H35ZM42 231H43V232L45 231V232L43 233ZM46 231H48V232H46ZM53 231H54V232H53ZM55 231H56V234H54ZM76 231H77V230H76ZM78 231H77V232H78ZM106 231H108V232H106ZM116 231H117V232H116ZM162 231H163V232H166V234L164 235V233H163V236H164L165 238L163 237L164 239L162 238L161 241H160V238H161L160 236H162V235H161V234H162ZM3 232H4V231H3ZM5 232H6V230H5ZM57 232H58V233H57ZM59 232H60V233H59ZM70 232H73V230L70 231ZM77 232H75V234H76ZM119 232H120L121 234H120ZM0 233H1V230H0ZM18 233H17V235H18L20 238H22ZM22 233H23V234H22ZM26 233H29V236L31 235V236H30L31 239H29V236H28V234L26 235ZM41 233H42V234H41ZM52 233H53L54 235H52ZM83 233H82V235H81L80 233H79V234H80L81 236H84L85 234H83ZM146 233H148V234H147L148 236L146 235ZM160 233H161V234H160ZM9 234L11 235L12 238H16V239H17V235L13 237V233H9ZM40 234H41L42 236L45 235L47 238H46L45 236L42 237ZM60 234H62V236H61ZM79 234H78V237L81 238V236H80ZM122 234H124L125 236H124V235L122 236ZM133 234H134V235H133ZM138 234H140L141 236L138 235ZM171 234H172V235H171ZM34 235H36L37 237H38V235H39V236H40V237H38L39 239H38L37 237H35ZM88 235H87V236H88ZM128 235H129V236H128ZM130 235H131V237H130ZM144 235H146V237H145ZM60 236H61V237H60ZM89 236H88L87 238H89ZM102 236H103V237H102ZM104 236L106 237V239H107V236H108V238H109L110 240L112 239V241L116 240V238H117L118 241L121 243L120 247H118L117 245H114V244H116L115 242H116L117 240L114 241V242H111L109 239L105 240ZM120 236H121V237H120ZM142 236H143V237H142ZM11 237H10V238H11ZM32 237H33V238H32ZM41 237L43 238V239H42L43 241H40V240H41ZM49 237H51V238H49ZM55 237H56V238H55ZM59 237H60V238H59ZM75 237H76V236H75ZM85 237H86V235H85ZM93 237H95V240H93ZM100 237H101V238H100ZM129 237H130V238L135 237L136 239L134 238V239H135V241H134V239L132 238L133 240L131 239V242H128ZM144 237H145V238H144ZM149 237H150V238H149ZM151 237H152V238H151ZM159 237H160V238H159ZM20 238H19V240L22 241V239H20ZM44 238H46V239H44ZM58 238H59V239H58ZM99 238L102 239L103 241L105 240V243H103V241H102V243H101V241L99 240ZM126 238H127V239H126ZM143 238H144V239H143ZM24 239H23V241H24ZM27 239H29V240H27ZM50 239H51V240H50ZM78 239H79V238H78ZM96 239H97V240H96ZM125 239H126V240H125ZM145 239H146V240H145ZM147 239H149V240L151 239L152 242L149 241V240H147ZM2 240H3V239H2ZM17 240H18V239H17ZM19 240H18V241H19ZM44 240H45V242H44ZM49 240H50V241H49ZM55 240H58V241H56V243H55ZM64 240H65V239H64ZM81 240H82V239H81ZM137 240H139V241H137ZM154 240H155V241H154ZM15 241H16V240H15ZM23 241H22V242H23ZM82 241H83V240H82ZM99 241H100L101 244L99 243ZM106 241H108V242L106 243ZM126 241H127V242H126ZM136 241H137V242H136ZM144 241H146V242H144ZM147 241H148V242H147ZM35 242H36V243H35ZM37 242H38V243H37ZM42 242H44V243H42ZM49 242H54V243H53V247H52V243H51V247H50V243H49ZM58 242H59L60 244H59ZM164 242H168V244H167L168 246L165 245ZM17 243H19V246L21 247V244H23L24 242L21 243V242L19 241V242H16V244H17ZM20 243H21V244H20ZM39 243H40V245H39ZM89 243H90V244H89ZM92 243H94L95 245L92 244ZM125 243H127V244H125ZM136 243H137V244H136ZM154 243H155V244H154ZM162 243H164L163 245H165V247H164L165 249H163ZM173 243H174V244H173ZM42 244H44V246H43ZM45 244H47V245H45ZM57 244H59V246H58ZM96 244H98V246H97ZM152 244H153V245H152ZM171 244H172V245H171ZM25 245H24V246H25ZM54 245H56V246H54ZM63 245H64V244H63ZM78 245H79V244H78ZM78 245H77V248H78ZM81 245H82V243H81ZM84 245H85V243H84ZM125 245H126V246H125ZM128 245H130V246H128ZM136 245H138V247H137ZM148 245H149L150 247H149ZM157 245H159V246H157ZM174 245L176 246V248H175ZM11 246H12V245H11ZM24 246L21 247V249L23 248V250H25V249H24V248H25ZM46 246H47V247H46ZM96 246H97V248H96ZM153 246H154V247H153ZM169 246H170V247H169ZM172 246H173V248H171ZM12 247H13V246H12ZM20 247H19V248H20ZM40 247H41V248H40ZM44 247H45V248H44ZM62 247H63V246H62ZM79 247H80V246H79ZM81 247H82V246H81ZM84 247H85V246H84ZM148 247H149V249H148ZM160 247H161V248H160ZM8 248H9V247H8ZM13 248H15V250H13V251L15 252V254H14V253H12V254L16 255V253L18 252V250H16V247H15V246H14ZM42 248H43V249H42ZM46 248H47V249H46ZM51 248H53V249L55 248V249H57V250L54 249L55 251H54V250L51 251ZM71 248L73 249L74 247H71ZM77 248L74 249V252L72 253V255H70V253H68V254L65 253V256H64V255H63V256L66 257V258L68 257V261H69V260H72L73 257L76 256L74 253H76V252H77L76 250H78L77 256H79V258H78L77 256H76V258H77L78 261H79V260H80V256H81V255H78V254H79V250H80V248H78V249H77ZM90 248H91V249H90ZM93 248H95V249H93ZM112 248H113V249H114V248L117 249V252L120 250L121 253H118V254H117V252H115L116 254H113L114 251H115V249L112 250ZM118 248H119V249H118ZM132 248H134V249L136 250V252H134L135 250H134V249L132 250ZM140 248L142 249V251H141ZM146 248H147V250H146ZM174 248H175V249H174ZM9 249H10V248H9ZM33 249H34V247H33ZM72 249H71V250H72ZM81 249H82V248H81ZM166 249H167V251H166ZM171 249H172V250H171ZM19 250H20V249H19ZM48 250H49V251H48ZM60 250H61V248H60ZM69 250H70V249H69ZM90 250H91V251H90ZM101 250H103V251H101ZM105 250H108L109 253H108L107 251H105ZM110 250H111V252H110ZM137 250H138L139 252H138ZM145 250H146V251H145ZM150 250H152V255H150V254H151V253H150ZM153 250H154V251H153ZM158 250H159V251H158ZM162 250H163V251H162ZM174 250H175V251H174ZM10 251H12V248H11ZM10 251H9V254H11ZM13 251H12V252H13ZM16 251H17V252H16ZM50 251H51V252H50ZM72 251H73V250H72ZM75 251H76V252H75ZM89 251H90V252H89ZM131 251H132V252H131ZM143 251H144V252H143ZM1 252H2V250H1ZM3 252H5V251H3ZM20 252H21V250H20ZM37 252H38V254H37ZM43 252H44V255L42 254ZM48 252H49V253H48ZM54 252H55V254H54ZM66 252H69V251L67 250ZM70 252H71V251H70ZM112 252H113V253H112ZM122 252H123V253H122ZM147 252H148V253H147ZM172 252H173V253H172ZM47 253H48V255H45V254H47ZM50 253H52V255H49ZM81 253H82V252H81ZM84 253H83V254H84ZM88 253H87V254H88ZM2 254H4V253H2ZM2 254H1V255H2ZM34 254H35V257H36V258L33 257ZM39 254H40V256H41V257H39L40 259L37 258V256H39ZM53 254H54V255H53ZM83 254H82V257H84ZM92 254H90V255H91L92 257H94V255H92ZM110 254H111V255H110ZM112 254H113L114 256H112ZM135 254H136V255H135ZM1 255H0V256H1ZM22 255L20 256L21 258L19 259V261L22 260L23 262H25L24 260H26V259L23 260V259H22V257H23ZM42 255L48 257V259H47L48 261H47V260H46V261H45V260L43 261V260H42V257H43ZM84 255H86V253H85ZM107 255H108V256H107ZM115 255H116V256H115ZM117 255H118V256H117ZM130 255H131V257H130ZM171 255H172V256H171ZM12 256H13V255H12ZM12 256H11L10 258H12ZM52 256H53V257H52ZM91 256H89V257H91ZM109 256H110V257L112 256L115 260L113 259V260H114V261H113V260H112V257H111V259L108 258ZM126 256H128V257H126ZM136 256H137V257H136ZM159 256H160V257H159ZM166 256H165V257H166ZM183 256H184V255H183ZM2 257H3V256H2ZM31 257H32V258H31ZM55 257H56V259H55ZM64 257H63V258H64ZM85 257H86V258H85V261H84V259H83V260H81V261H83V262L80 261V263H84V264H86L85 262L87 261L88 256H85ZM92 257H91V258H92ZM106 257H107V258H106ZM132 257L138 259V260H137L138 262H137V261L135 262L134 259H133ZM169 257H168V258H169ZM10 258L8 257V260H7V261L10 262V264H11V263L13 264V262H11V261L13 260L14 257L12 258V260H11ZM15 258H17V256H15ZM58 258H59V256H58ZM63 258H62V260H64ZM69 258H70V259H69ZM76 258H75V259H76ZM129 258H130V259H129ZM139 258H140V259H139ZM160 258H161V259H160ZM3 259H4V258H3ZM6 259H7V258H6ZM6 259H4V260H6ZM9 259H10V261H9ZM17 259H18V258H17ZM30 259H28V260H30ZM37 259H38V260H37ZM45 259H46V258H45ZM54 259H55V260H54ZM75 259L73 260V262L75 261ZM77 259H76V261H77ZM99 259H98V264H99ZM105 259H106V260H105ZM176 259H177V260H176ZM178 259H179V260H178ZM4 260H3V261H4ZM15 260H16V259H15ZM41 260H42L43 262H42ZM88 260H89V261H87V262H89L88 264H90V259H88ZM91 260H94V259L92 258ZM143 260H144V261H143ZM149 260H150V261H149ZM0 261H2V258H0ZM64 261H65V262H68V261H66V259H65ZM64 261H63V262H64ZM155 261H156V262H155ZM162 261H163V262H162ZM183 261H184V260H183ZM8 262H5V263L2 262V264H3V263H4V264H6V263L8 264ZM15 262H18V261H15ZM15 262H14V264H15ZM20 262H21V261H20ZM70 262H71V261H70ZM94 262H95V261H94ZM121 262H122V261H121ZM121 262H119V263H120V264H123V263H121ZM160 262H161V263H160ZM35 263H32V264H35ZM91 263H92V261H91ZM96 263H97V262H96ZM172 263H173V262H172ZM172 263H170V264H172ZM174 263H173V264H174ZM0 264H1V263H0ZM16 264H17V263H16ZM21 264H23V263H21ZM26 264H27V263H26ZM92 264H95V263H92ZM182 264H185V261H184Z\"/></svg>",
	"mask_w": 264,
	"mask_h": 264
}]
</instances>
